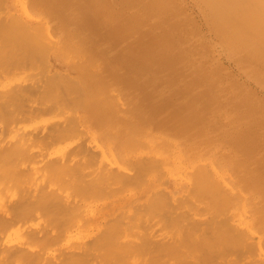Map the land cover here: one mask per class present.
<instances>
[{
	"label": "rangeland",
	"instance_id": "obj_1",
	"mask_svg": "<svg viewBox=\"0 0 264 264\" xmlns=\"http://www.w3.org/2000/svg\"><path fill=\"white\" fill-rule=\"evenodd\" d=\"M0 1H3L2 2V4H0V6L2 5V7H0V8H2V9H0V14L2 15L3 13V16H5V15H7V16H5L4 18H3V16H1L0 15V25L1 26H3L2 24H4L3 23V21L5 20L6 21V24H4V26H6L7 25V23L9 22V20L8 19H10V18H7V17H9V14H10V12H12V13H14V15L13 14H10V15H13V16H16V17H14V20L13 19H11L12 20V22H9L10 24H12V26H11V28H12V30H11V28L9 29V31H10V33L12 34V32H14L15 30V33H13L12 35L9 33V31H8V29L7 28H9L10 27V24H8L9 25V27L7 26V27H5V29L7 30V33H9L10 35H11V38H10V35H9V37H7V33H6V31H5V29H2V27L0 26V30H1V32L0 33H3V35H4V37L2 36V37H0V38H5V35H6V37L8 38V40L7 41H9V42H11L12 43V46L13 47H15L14 49H16V52H14V49L12 48V47H10L11 45L9 44V43H6L7 41H5L4 39V43L6 44V46H8L7 44H9V47H8V49L10 48V50L15 54L16 53V57H14L13 59L12 58H8V57H12V55L14 56V54L10 51V50H7V49H4L5 51H10V52H8V53H11V56H8V57H4L5 56V51L2 49V47L0 46V50L2 49L4 52L2 53V51H0L2 54H4L3 55V57L1 56V58L0 59H4V58H6V59H4V60H8V63H9V65L7 64V62H5L4 60H0V61H2V62H0V65L2 64L3 65V63L5 62V64H7V66H8V68L10 69V66L12 65V70L14 71V72H16V71H18L19 69L16 67V65L18 64H20L21 63V61L22 60H24L25 59V57H23V51H28L27 52V55H28V53L31 51L30 49H31V47H35V46H37V48H36V50H40L39 49V47L40 46H45V48L46 47H48V49L46 48H44V50L43 49H41V50H43V51H45V50H48L47 51V54L46 55H44V52L42 51V53L40 52H38L37 54L35 53V51L33 52V48H32V53L34 54V55H37L38 56V59L36 58L35 60L36 61H34V55L32 56V58H31V55H32V53H31V55L29 56L28 55V57H26V62H27V65H28V61H30V60H28V59H33V60H31L30 62H31V65L34 67H30V68H28L27 66H25L26 64L25 63H23V62H25V60L22 62V64L23 65H19V68H20V71H18V73L16 72V73H9L10 75H11V77H10V75L8 76V74L6 73L8 70H7V68H6V65L4 64L3 66H1V68L2 69H0V71L1 70H3V72L1 71L0 72V75H2V76H0V89H5L6 90V88L4 87V85L9 89V90H7V92L5 91V90H0V101L1 100H3V98L5 97V95H7V97H5L4 98V100L5 99H7V98H12V99H14V100H16L15 98H13V95H15V94H18L17 93V91L19 92V89L18 90H16V87H17V84H18V82H19V84H18V86L20 85V88H21V85L23 86V88L25 87V86H27V88L25 89V90H27V89H30L29 91L31 92V87H30V85L29 84H31L32 82V85L31 86H33V85H35L37 82L39 83L40 81L39 80H41V78H40V76H42V81H43V84H42V81H41V85L43 86V88L44 87H46V85L44 86V84H46V83H48V85H47V87L48 86H52V89H53V87H55L54 89H56L57 87H58V83H56V85L57 86H54V84L53 83H51V82H53V80H54V82H55V80H56V77L57 76H55V75H57L56 74V72L58 73H61V74H64V73H66L67 75H61V74H59V75H61L62 76V78H63V76H70L69 78L71 79V80H73L71 83L73 84H71L72 86H71V88H70V85L68 84V83H66V82H68V81H63V85H62V87H64V85H66L67 84V86H69L68 88H67V86L66 87H64L65 88V91L64 92H61L62 90H64L62 87H61V85H60V83L62 84V82H61V80H63L62 78H61V76L59 77V75H58V80L57 81H59L60 80V78H61V80H60V83H59V87L58 88H60V90H58V89H56V90H52L51 88H49L48 87V89H49V91H47L46 90V92H50L52 95L54 94V96H55V94L56 93H53V91L55 92V91H60V93L59 92H57V93H59V94H57V96L58 95H61L62 96V94L61 93H65L66 94V88H67V90H69V92H72L73 90V88L72 87H74V88H77V89H74V92H73V94L71 95L70 94V96H72V97H70L69 96V92H67V94H66V96H69L68 97V99H64L63 97H65L64 95L65 94H63V97H61L62 99H60V96H58L57 97V100H56V98H54L50 93V95L52 96V98H50L51 96L48 94V93H45L44 92V90H42V92L40 91L41 89H42V86H41V88H40V85L38 86V87H35L36 89L38 88L39 89V91L40 92H35L36 93V95H37V93H41V95H40V97L38 98L39 100H40V102L42 101V97L41 96H43V98H44V95H42V93L43 94H45V98L47 99V95L49 96L48 98H50L52 101H50V99H43L44 100V103L42 102V103H40V102H38L39 100H37V97L39 96H36V95H34L33 93V95L36 97H27V95L26 96H24L25 94L23 93V92H25V90L23 91L22 90V88H21V90L23 91V92H21V90H20V92L22 93H20L21 95H23L24 97H27V98H30L31 99V103H30V101L29 102H27V101H24V103L25 102H27L28 104H26L25 106L26 107H28V105H29V103H30V105H29V107L31 108L32 107V105L33 104H37V103H39L40 105L42 104V106H40L39 107V109H41V111H39V113H36V115L37 114H39V116L45 121L46 119V127H48V124H49V126H51L52 128H59L60 129V133H61V128L63 129V127H65V126H61V125H63V123H65V125L67 124L66 122H68V120H65V119H67V116H69V114L71 113V109H72V117H69V118H71L70 120H75L76 119V121H73V122H71L72 124L73 123H75V125H77L78 126V128H79V130H80V128H82L80 131H81V133L80 132H76L77 134L79 133V135L81 136H79V135H77L76 133V135H77V137L76 136H74V132H75V130H77V129H75V127L73 126L72 128L73 129H75V130H73L72 128H70V130H68V131H72L71 133V136L73 135L75 138H72V137H69L70 135L68 134V133H66V132H68V131H66L65 132V135H64V133L62 134L61 133V138L63 137L62 135H64V139H63V141L62 142H60L59 141V139L61 140V138H59L58 136V140H57V137H54V139H53V134L52 135H50L51 133V131L49 132L46 128H45V126H44V121H42V120H39L40 118H38L39 116H37L36 117V115H35V117H34V114H33V118H32V115H31V119H33L34 121H37V118H38V121H37V123L35 124L34 123V121L33 120H30L31 122H33V123H31L30 124V121L28 120L29 118H28V116L30 117V115H27V114H29L28 112H29V110H30V112H32L31 111V109H29L28 110V108H25L23 105V108H22V110H25V112H23V111H21V107H19L20 108V111L21 112H23L22 114H24L25 115V113H26V111H28L27 113H26V115L25 116H27V120L26 119H24L25 117L24 116H22V119H24V120H26L27 122H28V124H30V125H28L27 124V122L25 121L24 122V120H23V122L21 121L22 119H21V117H20V115L21 114H19L18 116H17V114L18 113H20V112H18V110H19V108L17 107V110H16V108H14V106H18V105H20V103H21V101H23V99H21L18 95H20V94H18L17 96H18V98L20 99V103L18 102V104L17 105H14L13 106V109H15L16 110V112L14 111L13 112V109L12 108H10V110L15 114V115H13L14 117L16 116V118L18 117V118H20L19 120H20V122H18L19 120L18 119H16V118H14V121L15 120H17V122L16 123H13L11 120V117H9L7 114H10L11 113V111L9 110V107H12L11 105V102H12V100H7L8 101V106H9V102H10V106L8 107V109L7 110H9L10 111V113H7L6 112V110H5V113H7L6 115L4 114V113H2V115H1V113H0V119H1V117L3 116V115H5L4 116V120H5V123L7 122V123H9L8 124V126L11 128V129H14L12 132H13V134H17V133H19V132H21L20 134H24V135H26L25 133H26V129H28L27 131H28V134L30 135V136H32L29 132H31L30 130H29V128H31V127H33L34 125H39V127L40 128H43L42 126H44V128L46 129V132L47 133H45V129L44 130H42L41 132H40V129L38 128H36V130H38V134H37V136H39L40 135V137H38L39 139L41 138V140H42V137H44V134L43 133H45V134H47V137L49 138V136H52V137H50L49 139H51L52 140V142L54 141V140H56V141H58L59 143H57L56 141H54L53 143H55V145L52 143V145H51V148H52V151L54 152V153H50V145L49 144H51L50 143V140H49V142L47 141L48 139H47V137H46V139H43L42 141H40L39 139H36V138H32L33 140H37L38 142H40V143H38V144H36L35 142H37L36 140H35V142H33L34 144H36V145H40L41 144V142H43V141H47V145H49V146H47V148L48 149H43V148H45V144H46V142H44V146H43V144H41V146H43V147H41L42 149H40L41 151H43L44 152V154H46L47 153V155H46V157H49V158H51L52 156H54V155H56L57 157H58V155L60 156L61 155V153H62V149H60L61 147L63 148V153H66V155L64 154V159H65V163L66 164H68L69 163V165H70V167L68 166V165H66L67 166V169H65L66 171H64V168H63V172H62V174L61 175H63L64 174V172H66L65 173V175H63V177H61L60 176V178L59 179H56L55 181H58V182H56V183H58L59 184V182H60V184L59 185H61L62 184V186L60 187V186H58L57 188H56V186L55 185H58V184H55V185H53L54 184V179L52 180V185L53 186H51V184L49 185V184H45V187L46 188H48V190H49V188L50 187H54V188H51V189H56V191L58 192V190H61L62 192H63V194L64 195H66V197L64 196V197H62L64 200L65 199H69V200H63V202H65L64 204H63V206H62V204H58L57 206L59 207V208H57V206L56 207H54L55 208V210L57 209H60L61 210V214H62V212H63V210L65 209V207H64V205L67 207V204L68 205H70V207L68 206L67 208L68 209H66V210H64V211H68L69 209V211L71 212H63V213H65L66 215H67V213L68 214H70L71 216H79L78 218H80V219H78V218H74L75 219V222H74V225H72V226H70V225H68V224H70L68 221H67V225H68V227H67V229H66V231L64 230V235H63V239H58V233L55 231V230H57V228H56V226H58V225H54L55 223H57V222H55L54 224L53 223H51V227H50V224H48V222L50 223V219H49V217L48 216H46V218L44 217L45 215H44V213H43V210H41L40 211V208L38 209V208H35L36 210L35 211H33L34 209H31L33 212H31V214L29 213V214H25V215H28V216H30V217H32L31 215H32V213L34 214V217H36L37 216V214L36 213H34V212H37L38 213V215H40L41 213H43V219H42V216H40V220L42 219L43 220V222L45 221H47L46 219H48V222H46V224H45V222H44V224L45 225H42L41 226V224H43V223H40L41 221H39V222H37V219H38V217H36L35 219H34V217H32V219H30V217H28V216H26L27 217V219H26V221H25V223L24 224H22L21 225V229L22 228H24V229H27L28 227H29V225L30 226H33V228L32 227H30V229H34V227L37 229V231H42L43 229H41V228H43L44 226H46V227H44V229L45 230H43L44 232H47V234L48 235H45V238H47L48 237V239H46V240H48L45 244V247H47L48 245H50L49 246V248L47 247L46 249H44L45 247H44V242L46 241L45 240V238H43V235L44 234H46V233H43L42 232V236H40L39 237V235H41V233L40 232H36V233H38L37 235L38 236H36V238L35 239H37V237H38V239L37 240H34V242H36V244L34 245L36 248H40V247H43V248H41V249H44V250H46V252H47V255H49V256H52V255H54V256H58V257H65L67 254L66 253H68V251L70 252L71 251V249L72 250H74L73 251V253H76V251L78 252L79 251V254L80 255H82L83 254V252L84 251H86L87 250V239H90V237L93 239H95V241H96V245L97 246H100V247H97V248H100V249H95L94 248V250L92 249V251H91V248L92 247H94V241H92V239H90L89 240V249H90V253L88 252V250H87V252H85L84 254L85 255H87L88 253H89V255L85 258V259H87L88 260V262L86 261L85 262V259H83L81 256V258H80V260L81 259H83L84 260V262H83V260L82 261H80V260H78V261H80V262H83V264H87V263H89L90 264V255H91V259H93V257H94V255H95V257L98 255V254H100V252L102 251V246H101V243H102V245H103V242H99L101 239H103L104 240V242H106V239L105 238H101L99 235L101 234V236H102V234L104 233H106V231H103V230H105L104 228L105 227H109V226H107L108 225V222H111L110 224H113L114 223V221L115 220H113V219H115V217L114 216H116V214L117 215H119L120 214V212H121V214L120 215H123L122 216V219L123 220H125L124 222H126L127 224H129L128 222H130V226H135V223H136V221L137 220H139L138 221V224L136 223V228L137 227H139L138 229L140 230V228H142L143 230H142V232L141 231H139V233L137 232L138 231V229L136 230V228H135V233H132L133 231H131V233L133 234V235H135L133 238H132V236L133 235H131V233L129 232L131 229H129V233H130V235H128L126 232H127V230H128V227H126L127 229L125 230V228H123V226H129V225H126L124 222H123V220H119L118 219V221H122L121 223H119V225L121 224V227H120V229L122 228V229H124L123 231H121V232H123V234H124V232L126 233L125 235L127 236V237H129V239H131L132 238V241L134 242L135 240H133V239H135L136 238V236H137V239H140L139 241H142V243H140V242H137V241H135L134 243H133V246L131 245L132 243V241L130 240V242H129V244H130V248H132L133 250H140L141 249V251H134L135 253H133V251H132V253H131V255L129 254L128 255V253H127V255L128 256H136L137 254L138 255H141V257H138V255L136 256V257H138V258H140V260H142V259H147V257H148V259L146 260V261H148L149 259L151 260V258H152V262L150 263V264H168L169 262H170V264L171 263H175L176 261H174V259H176L177 260V264H182L183 263V260H182V263L180 262L181 260H180V258L182 259L183 257V259H185L186 260V258H188L189 256H191V258L193 257V259H195L196 257V259L198 260L199 259V261H197L196 259H195V261L193 262V261H191L190 260V258H189V263H191V262H193L194 264H212V260H214L213 262V264H217L218 262H217V260L216 259H218L217 257H219V259H218V261H220V262H222L223 261V258H224V256H226L225 258H224V260L226 261V262H228V258H230V261L232 260L233 262H232V264H238V263H240V264H264V232L262 233V231H264V228L262 229L261 227H264V223H262V222H260V221H257V219H258V214H259V212H260V215H261V217H263V213H264V191H262V190H264V46H263V44H264V31H263V28H264V24H262V23H264V18H262V17H264V12H263V8L262 9H260L259 7H256V5H254V4H256V2H254V1H256V0H253V2H251L252 0H248L247 1V6H248V4H249V8L251 9L253 6L252 5H254L255 7H256V9H255V7H253L252 9H251V13H248V12H246L247 14H249V18L250 19H252L251 21L253 22V19L257 16L256 14L259 12V9H260V12H259V14H258V17L257 18H259V15H260V18H262L261 20H263V21H261L260 20V22H258V23H261V25L260 24H257V19L255 18L254 20L256 21L255 23L257 24V27H258V29H257V27L256 26H253V27H255V28H253V29H251V28H249L250 26L248 25V24H250V19L248 18V16H247V19H246V15L244 16V15H240V12L242 11V13H245V12H243V9L244 10H247V11H250V9H248V8H246L245 7V5H244V7L242 8V6L240 7V9L242 8V10L240 11V9L238 10V11H236V12H238V13H236V14H234V15H236V16H234V15H232V16H234L233 18H231L230 16H229V18H224L222 15V17H223V19H228L229 21L232 19V21H233V25L235 24V26H234V28H232V27H230V26H227V25H224L225 23V21H223V19L221 20L220 18H219V20L217 19L218 17H216V12L217 11H215V13H212L213 12V6L211 5V8L212 9H210V6H209V0H207V2L208 3H205V2H201V0H0ZM13 1V2H12ZM23 1V4L21 3ZM200 1V2H199ZM205 1V0H204ZM260 0H258L257 1V3H260L259 2ZM216 1H213V3H215ZM1 3V2H0ZM202 3V4H201ZM251 3H252V5H251ZM254 3V4H253ZM263 3H264V1H263ZM206 4V5H205ZM23 5V6H22ZM261 5V4H260ZM208 6V7H207ZM216 6H217V3H216ZM215 6V8H214V10H216V9H220L221 8V10H222V7H223V5H221L220 6V8L219 7H216ZM250 6H252V7H250ZM264 6V4H262V7ZM259 8V9H258ZM23 9H25L26 11H24ZM255 9V10H254ZM6 10V11H5ZM207 10V11H206ZM221 10H219V11H221ZM252 10H253V12H252ZM256 10H257V13H256ZM24 11V12H23ZM27 11H28V13L30 14H33V16L34 17H32V15H27L28 13H27ZM218 11V13H221L222 14V12H224V11H221V12H219ZM235 10H233V12H231V14H233V13H235L234 12ZM240 11V12H239ZM255 11V12H254ZM27 14H26V13ZM207 12H209V14L208 15H206V13ZM212 13V14H211ZM224 13H226V12H224ZM256 13V14H255ZM228 14H229V12H228ZM240 15V17L242 18V19H246V22L248 23V21H249V23L247 24V23H242V19H240V17H238L239 15ZM250 14H253V15H250ZM262 14V15H261ZM212 15H213V17L215 18H213L212 17ZM225 15H227V14H225ZM13 16H12V18H13ZM220 16V17H221ZM228 16V15H227ZM243 16H244V18H243ZM251 16V17H250ZM255 16V17H254ZM252 17H254V18H252ZM2 18L4 19V20H2ZM16 18V19H15ZM19 19V20H18ZM236 19V20H235ZM238 19H240V20H238ZM249 19V20H248ZM15 20H17V21H15ZM22 20V21H21ZM214 20V21H213ZM221 20V21H220ZM238 20V21H237ZM259 20V19H258ZM8 21V22H7ZM16 24H15V23ZM222 22V23H221ZM240 22V23H239ZM23 23V24H22ZM17 24H21V25H23V26H20L19 25V27H18V25ZM216 24V25H215ZM222 24V25H221ZM236 25H238V26H236ZM244 27H243V26ZM250 25H253V24H250ZM263 25V26H262ZM4 26H3V28H4ZM15 26H17L18 27V29H16L15 28ZM45 26H46V28H48V29H50V31H53L54 33H52L53 35H54V37L52 36V35H50L51 33H49V32H47V34H49L50 35V37L49 36H47V34H44V33H46V31H49V30H47L46 28H45ZM217 26L219 27L218 29H217ZM227 26V27H226ZM232 26V25H231ZM23 28V29H21V30H19V28ZM237 27V28H236ZM248 27V29L246 30L245 28H247ZM252 27V26H251ZM262 27V28H261ZM26 28L28 29L27 31H26ZM223 28H225V30L223 29ZM242 30H241V29ZM46 29V30H45ZM233 29V30H232ZM239 29V30H238ZM260 29H262L261 31H260ZM3 30V31H2ZM17 30H19V31H23L25 34H26V36L24 35V40H22V41H25V39L27 40V41H25L24 43L21 41V34L17 31ZM223 30V31H222ZM228 30V32H226ZM250 30V31H249ZM255 30H256V32H255ZM259 30V31H258ZM4 31H5V33L6 34H4ZM29 31V32H28ZM240 32V34H243V37L240 35V34H238L239 32ZM22 32V33H23ZM28 32V33H27ZM30 32H32V33H30ZM237 32V33H236ZM249 32V33H248ZM252 32L253 33H257V34H254V35H257L259 38H263L262 40L261 39H259L257 36H255L256 38H254V36H253V34H252ZM261 32V34H263L262 36H260V33ZM20 34V35H18V37L15 39V40H18V38L20 39L19 41H15L16 43L17 42H19V44H20V41L22 42V44H20V45H18V43H17V47H16V43L14 42V39H12V38H15L16 36H17V34ZM42 33L44 34L43 36H42ZM95 33V34H94ZM231 35H230V34ZM233 33V34H232ZM251 33V34H250ZM15 34H16V36H15ZM32 34H33V36H32ZM238 34V35H237ZM2 34H0V36H1ZM93 35V36H92ZM223 36V39L221 38V37H219V36ZM226 35V36H225ZM234 35V36H233ZM240 35V36H239ZM249 35V36H248ZM252 35V36H251ZM13 36V37H12ZM15 36V37H14ZM29 36H31V38L29 37ZM92 36V37H91ZM97 36V37H96ZM26 37V38H25ZM36 39H35V38ZM47 37H49V38H47ZM53 39H52V38ZM99 37V38H98ZM124 37V38H123ZM226 37V38H225ZM232 37V40L230 39ZM233 37L234 38H236V39H233ZM246 37V38H245ZM253 37V38H252ZM7 38H5V39H7ZM28 38H29V40H28ZM258 38V39H257ZM10 39H12V40H10ZM35 39V40H34ZM125 39V40H124ZM222 39V40H221ZM238 39V40H237ZM253 39V40H252ZM37 40V41H36ZM39 40H43L44 42H48L49 43V45H50V47L49 46H46V44L44 45V44H42L41 43V41L40 42H38ZM76 40V41H75ZM227 40H229V41H227ZM257 40V42H255ZM261 42H259V41ZM1 41L2 40H0V43H1ZM32 41H35V45L33 46L32 45ZM232 43H231V42ZM240 41V42H239ZM250 41V42H249ZM3 42V41H2ZM31 43L30 45H32V46H30L29 44H25V43ZM43 42V43H44ZM96 42V43H95ZM37 43V44H36ZM247 43V44H246ZM258 43V44H257ZM263 43V44H262ZM5 44H3V46L5 47ZM34 44V43H33ZM38 44H40V46L38 47ZM1 45H2V43H1ZM21 45H22V47H21ZM30 46V47H27L28 48V50H24V48H26L25 46ZM256 45V46H255ZM261 45V49L260 48H258L259 46ZM20 48H19V47ZM7 48V47H6ZM19 48V49H18ZM22 48V49H21ZM26 48V49H27ZM30 48V49H29ZM243 48H244V50H243ZM247 48H248V50H247ZM263 49V50H262ZM23 50V51H22ZM30 50V51H29ZM35 50V49H34ZM232 50H235V52L234 51H232ZM21 51V52H20ZM60 51V52H59ZM250 53H249V52ZM263 51V52H262ZM46 52V51H45ZM69 53V54H68ZM109 53V54H108ZM252 53V54H251ZM22 54V55H21ZM43 54V57H42V59L43 60H45L46 59V62H45V64H48L46 67L44 66V64L43 65H40V61H38L39 59H41V58H39V57H41V56H39V55H42ZM254 54V55H253ZM20 55H21V57L23 58H21L22 60H20ZM26 55V56H27ZM24 56H25V54H24ZM36 56V57H37ZM46 56V57H45ZM45 57V58H44ZM8 58V59H7ZM19 58V60L17 61V59ZM13 60L12 62L10 61L9 62V60ZM16 59V60H15ZM43 60H41V62H43ZM14 61H16V63L17 64H15L14 63ZM114 61V62H113ZM127 62L128 63V65H127V68H125V67H123L121 64H122V62ZM19 62V63H18ZM33 62L35 63V64H33ZM39 62V63H38ZM43 62V63H44ZM10 63H11V65H10ZM38 63V64H37ZM14 64H15V67L13 68V66H14ZM25 64V65H24ZM37 64V65H36ZM131 66H130V65ZM17 65V66H18ZM30 65V64H29ZM40 65V66H39ZM243 65V66H242ZM5 66V67H4ZM22 66H25V67H27V68H21ZM41 68V71L43 70V72H41V71H38V70H40L39 68ZM42 66V67H41ZM43 66H44V68H43ZM5 68H6V70H5ZM33 68V69H32ZM114 68V69H113ZM254 68V69H253ZM260 68V69H259ZM15 69H16V71H15ZM27 69H28V71H27ZM47 69V70H46ZM103 69V70H102ZM11 70V69H10ZM30 70V71H29ZM46 70V74H48V75H46L45 74V71ZM58 70V71H57ZM102 70V71H101ZM119 70V71H118ZM255 70V71H254ZM5 71V72H4ZM13 71H10V72H13ZM56 71V72H55ZM106 71V72H105ZM122 71V72H121ZM261 71V72H260ZM9 72V71H8ZM25 72H26V74L28 73V75H26L25 74ZM30 72V73H29ZM35 72H37L36 74H35ZM39 72H41L40 74H39ZM52 72H54L55 73V75L53 74H51ZM254 72V73H253ZM142 74V75H146V77H144V79H146L148 82H149V86H147V88L148 89H151L152 91L154 90L153 88H155V90L157 89H159L158 91L160 92H163L164 94H167L169 91L168 90H170V89H175L176 90V92L178 93L176 96L177 97H179L180 96V98H181V106H180V110L183 112V113H180L181 114V116L183 117V123H184V127H185V129H184V133L182 134V133H178V132H176V131H174V130H171L170 128H166L165 126H160L159 128L157 127L158 125H156L155 123H154V121L152 120V118H150L151 116L148 114V116H146V113H145V111H144V109H143V107L140 105V103H139V101H140V98H139V95H135L133 92H129V89L128 88H126L125 87V84H124V81L125 80H132L135 76H138V74ZM4 74V75H3ZM7 74V75H6ZM18 74V75H17ZM23 74H25V75H23ZM31 74V75H30ZM43 74V75H42ZM48 76V78L45 76ZM106 74V75H105ZM139 74V75H140ZM251 74V75H250ZM35 77H34V76ZM259 75V76H258ZM18 76H21V77H18ZM26 76V77H25ZM37 76V77H36ZM39 76V77H38ZM46 78H45V77ZM54 76V77H53ZM110 78H109V77ZM147 76H150V77H147ZM3 77V78H2ZM6 77V78H5ZM16 77L17 78H19L18 80L19 81H17L16 80ZM25 77V78H24ZM33 77H34V79H33ZM50 77H51V79H50ZM152 77H153V79H152ZM255 77V78H254ZM259 77V78H258ZM10 78H11V80H10ZM14 78V79H13ZM21 78L24 80H21ZM31 78H32V80H31ZM40 78V79H39ZM9 79V80H8ZM36 79V80H35ZM37 79H38V81H37ZM43 79H45V81H46V83H45V81L43 80ZM47 79V80H46ZM49 79V80H48ZM69 79V80H70ZM7 80V81H6ZM30 80V81H29ZM65 80H68V79H66V77H65ZM75 80V81H74ZM5 81H6V83H5ZM20 81H22V82H20ZM29 81V82H28ZM34 81H37L36 83L34 82ZM49 81V82H48ZM146 81V82H147ZM154 82V84L155 83H157V84H155V85H152V84H150L151 82ZM260 81V82H259ZM262 81V82H261ZM15 83V85H13L12 83ZM17 82V83H16ZM24 82V83H23ZM78 82V83H77ZM100 82V83H99ZM22 83V84H21ZM27 83H29L28 85H26ZM66 83V84H65ZM74 83H76V84H80V85H78L80 88H83V91H82V89H79V87H77L76 86V84H74ZM2 84V85H1ZM10 84V85H9ZM23 84H25V86L23 85ZM103 84H105V85H103ZM113 85L114 86V88H113V86L109 89L110 91H111V93H110V91H108V89H107V86L109 87V85ZM8 85H9V87H8ZM36 85H38V84H36ZM76 87H75V86ZM89 85V86H88ZM110 85V86H111ZM14 87V94L13 95H11L12 94V91H10V87ZM30 88H29V87ZM117 88V90H118V92H117V90H116V88ZM70 88V89H69ZM120 89V91L122 90L123 92H121V93H119V89ZM32 89H34V87L32 88ZM36 89H35V91H36ZM105 89H106V91H105ZM147 89V90H148ZM199 89H201V90H199ZM11 90H13V88L11 89ZM15 90H16V93H15ZM75 90H77V91H75ZM82 91V92H80V91ZM116 90V91H115ZM155 90L153 91V92H155ZM28 91V92H29ZM38 91V90H37ZM52 91V92H51ZM113 91H115V93L113 94ZM193 91V92H192ZM8 92H11V93H8ZM28 92H26V94H28ZM29 92V93H30ZM33 92V91H32ZM77 93L76 95H74V93ZM109 92V93H108ZM1 93H2V95H1ZM6 93H8V94H10V96L8 95V94H6ZM78 93H80V95L78 94ZM83 95H82V94ZM117 93H118V95L120 94L121 95V97H120V95H119V98H118V96H117ZM122 93H124V94H122ZM47 94V95H46ZM110 94H112V95H110ZM115 94H116V96H117V98L116 97H114L115 96ZM29 95H31V93L29 94ZM28 95V96H29ZM74 95V96H73ZM4 96V97H3ZM9 96V97H8ZM16 96V95H15ZM14 96V97H15ZM22 96V97H23ZM83 97L82 98V100L80 99L81 97ZM125 96H126V98H125ZM192 96H194V97H192ZM195 96L197 97L196 99H193V100H191V98H195ZM218 96L220 97V98H218ZM23 97V98H24ZM76 97H77V99H80V101H81V105L79 106L78 104V106H76V107H74V105L73 104H75L76 105V103H78L75 99H76ZM78 97H80V98H78ZM96 97V98H95ZM105 97V98H104ZM124 97V98H123ZM32 98H34L36 101H37V103L35 102V100L33 101V99ZM67 98V97H66ZM72 98V99H71ZM106 98H108V101H106ZM114 98H116L117 100H121L122 99V101H124V100H126V101H124V102H122V103H120L121 105H119V107H120V109H119V107H117L118 105L116 104V101L117 100H113ZM29 99V100H30ZM57 101V103H53V101H55V100ZM69 99H70V101H69ZM73 99L76 101V103L73 101ZM13 100V101H14ZM24 100H26L25 98H24ZM28 100V99H27ZM49 100V101H48ZM60 100V102H58ZM63 100V102H61ZM64 100H66V101H64ZM120 100L118 101V104H119V102H120ZM16 101H14L13 102V104L16 102ZM48 101V102H47ZM114 101V102H113ZM128 101L130 102V103H132L131 105H129V107H131V108H129L127 105L128 104H130V103H128ZM137 103H136V102ZM182 101H183V103H182ZM221 101V102H220ZM259 101V102H258ZM3 102V101H2ZM2 102H1V104H2ZM16 102V103H17ZM45 102H47L46 103V105L47 104H50V107H46V106H44V109L45 108H52L51 106H52V103H53V108L52 109H50L51 111L52 110H55V108H56V110L55 111H58L59 109H58V105H62V103H63V106H59V107H61L62 109H60L61 110V114H62V116H61V114H60V116H59V113L60 112H56L55 113V111H53V113H50V110H47L49 113H50V116H49V114H47L46 112V114H42L43 115V117H42V115H41V113H43V110H42V108H43V105H45ZM52 102V103H51ZM67 102V103H66ZM70 102H71V104H70ZM94 102H96V103H94ZM185 102V103H184ZM261 102V103H260ZM15 103V104H16ZM23 103V104H24ZM60 103V104H59ZM69 103V104H68ZM80 103V102H79ZM108 103V104H107ZM128 103V104H127ZM6 104L7 103H5V101H4V104H2L3 105V107H4V105H5V107H7L6 106ZM22 104V103H21ZM58 104V105H57ZM68 104V106H64V105H67ZM85 104H86V106H85ZM122 104H124V106H122ZM125 104H127L126 106H125ZM193 104V105H192ZM96 105H98V106H96V108H97V110H96V108H95V106ZM117 105V106H116ZM21 106V105H20ZM70 106H71V108H70ZM85 106V107H84ZM92 106H94V108H95V110L98 112V111H100V116H99V114L96 112V111H94V109H92ZM124 108V111L126 112H124V111H121V108L122 107ZM132 106H134L133 107V109H132ZM42 107V108H41ZM55 107V108H54ZM67 109H66V108ZM72 107H74L75 108V110L73 111V108ZM78 107V108H77ZM126 107H128V108H126ZM138 108V109H136V108ZM189 107V108H188ZM219 107V109H217ZM33 109H35V108H38V106H34L33 105V107H32ZM69 108V109H68ZM99 108H101L100 110H99ZM122 108V109H123ZM197 108V109H196ZM201 108V109H200ZM263 108V109H262ZM1 109H2V106H1ZM0 109V112L2 111ZM32 109V110H33ZM38 109V110H39ZM126 109H130L129 111L128 110H126ZM140 109H142V110H140ZM190 109H191V111H190ZM132 110H133V112L135 111L136 112V110H137V114H136V116L135 115H132L133 114V112H132ZM203 110V111H202ZM221 110V111H220ZM33 111H35V110H33ZM37 111V110H36ZM198 111V112H197ZM200 111V112H199ZM68 112H70V113H68ZM74 112V113H73ZM103 112V113H102ZM218 112V113H217ZM223 112V113H222ZM229 112V113H228ZM262 112V113H261ZM13 113H11V114H13ZM34 113V112H33ZM58 113V116H55V114H57ZM128 113H130V114H128ZM201 113V114H200ZM202 113H203V115H202ZM222 113V114H221ZM227 113H228V115H227ZM30 114H32V113H30ZM52 114V115H51ZM190 114H191V118L192 119H189L190 118ZM232 116H231V115ZM55 117H54V116ZM64 115H66V118H65V116ZM74 115L75 116H77V117H74ZM103 115V116H102ZM139 115H140V118L142 119H139L138 117H139ZM144 115V116H143ZM230 115V116H229ZM7 116L9 117V120L8 121H6L7 120ZM11 116V115H10ZM13 116H12V118H13ZM49 118H48V117ZM52 116V117H51ZM189 116V117H188ZM6 117V118H5ZM24 117V118H23ZM57 117V118H56ZM94 117V118H93ZM144 117V118H143ZM149 117V118H148ZM226 117V118H225ZM46 118V119H45ZM103 118V119H102ZM187 118V119H186ZM223 118V119H222ZM3 119V118H2ZM58 120V121H55V120ZM62 119H64L63 120V122H61V120ZM94 119V120H93ZM105 119V120H104ZM194 119H195V121H194ZM50 120V121H49ZM55 121V122H57V125L59 126V127H56V125H55V122H51V121ZM69 120V121H70ZM103 120H104V122H103ZM152 122H151V121ZM186 120H188V121H186ZM191 122H193V123H190V121ZM209 120H212L213 121V124H212V121H209ZM1 121V120H0ZM42 121V122H41ZM66 121V122H65ZM100 121V122H99ZM60 122H61V125H60ZM76 122H77V124H76ZM128 123V122H130V123H132V124H130V123H128L130 126H132L133 128H135L136 126V128L135 129H133L132 127H131V129H133V131L132 130H130V134H125L122 138L123 139H125V142H126V138L127 139H129V138H131L132 137V139H133V137H135V140L134 141H136V139L138 140H142L141 141V143L139 142V144H137V142H135V146H134V143H131V145H133V146H130V148L131 149H133L132 151H128L129 150V148H128V150H127V148L124 146V143H123V140H121V139H119V141H118V135H117V133L118 132H121L123 129H124V127H125V125H126V123ZM197 122V123H196ZM2 123H4V122H2ZM6 123V124H7ZM18 123H20V124H18ZM42 125V123H43V125L42 126H40V124ZM48 123V124H47ZM50 123H54L53 125L52 124H50ZM71 123H69L68 122V126H69V124L72 126V124ZM86 123V124H85ZM199 123V124H198ZM15 124V125H14ZM17 124V125H16ZM133 124H134V126H133ZM209 124L211 125V126H209ZM74 125V124H73ZM123 126V128L121 127V126ZM201 125V126H200ZM216 125V127H214V126ZM12 126V127H11ZM14 126H16V128L14 127ZM60 126H61V128H60ZM67 126V125H66ZM76 126V127H77ZM109 127V128H111V130L113 131L112 133H114L115 135L114 136H116V138H113L112 136V133L109 135L110 137H108L107 138V133L109 132V131H111L109 128H106V127ZM130 126H128V127H126L127 129H129L130 128ZM18 127H19V129H18ZM70 127V126H69ZM68 127V128H69ZM104 127V128H103ZM116 127V128H115ZM120 127V128H119ZM101 128H102V131H101ZM122 128V129H121ZM126 128H125V131L126 132H128L129 133V131L128 130H126ZM163 128V129H162ZM236 128V129H235ZM35 129V128H34ZM49 129H51V128H49ZM59 129L57 130V133L58 134H60L59 133ZM72 129V130H71ZM92 129H93V131H92ZM103 129H105V130H103ZM106 129H109L108 130V132H106L107 130ZM119 129H121V131H118ZM165 129V131H167L168 132V134L166 133V132H164V131H161V130H164ZM202 129H205L206 130V132H205V135L202 137V135H199V133L197 132V131H199V130H202ZM215 129H216V131H215ZM222 129V130H221ZM235 129V130H234ZM238 129V130H237ZM65 130H67V128L65 129ZM64 130V131H65ZM134 130H138V132H136L135 133V131ZM190 130H192V132L191 133H189L190 132ZM219 130V131H218ZM237 130V131H236ZM23 131V132H22ZM24 131H25V133H24ZM32 131H33V129H32ZM54 131H56L55 129H54ZM78 131V130H77ZM83 131V132H82ZM104 131V132H103ZM118 131V132H117ZM124 131V130H123ZM122 131V135L124 134V132ZM209 131V132H208ZM211 131V132H210ZM37 133V131H33L32 133ZM50 134H49V133ZM53 132V131H52ZM101 132V133H100ZM106 132V133H105ZM125 132V133H126ZM133 132V133H132ZM219 132V133H218ZM40 133V134H39ZM54 133V132H53ZM92 133H94V134H92ZM100 133V134H99ZM132 133V134H131ZM139 133V134H138ZM166 133V134H165ZM170 133H171V135H170ZM175 134V136H173L174 134ZM214 133H216V134H214ZM222 133V135H225V136H222V135H220ZM236 133H237V135H236ZM43 134V135H42ZM48 134H49V136H48ZM55 134V133H54ZM84 134V135H83ZM105 134V135H104ZM211 134V135H210ZM19 135V134H18ZM18 135L16 136V137H18ZM29 135H26V136H29ZM35 135V134H34ZM42 135V136H41ZM67 135H69L68 137H67ZM87 135V136H86ZM90 135H91V137H90ZM93 135H95L96 137H97V139H96V137L94 136V140H92L93 138ZM102 135H103V137H102ZM112 135V136H111ZM182 135V136H181ZM210 135V136H209ZM213 135H215L214 137H213ZM20 136H22V135H19V137ZM26 136H24L25 137V139L27 138ZM29 136V137H30ZM46 136V135H45ZM227 136V137H226ZM239 136V137H238ZM23 136H22V138H24ZM32 137H34V136H32ZM36 137V136H35ZM80 137V138H79ZM84 137H85V139H84ZM87 137H89V138H87ZM191 138L190 140L188 139V138ZM230 137V139H228ZM31 138V137H30ZM30 138H28V139H30ZM45 138V137H44ZM67 138H70V139H72V140H70V139H67ZM82 138H83V140H82ZM216 139V140H214V139ZM217 138H220V139H217ZM223 138V139H222ZM225 138V139H224ZM67 141H66V140ZM74 139H76V140H74ZM79 139H81V140H79ZM115 139V140H114ZM132 139H130V140H127V142L126 143H128V141H130L131 142V140ZM163 139H164V141H163ZM181 139V140H180ZM187 139V140H186ZM241 139V140H240ZM68 140L70 141V142H68ZM78 140L79 141H81L80 142V145H79V143H78ZM85 140V141H84ZM110 141V140H112V143H108L107 141ZM162 140V141H161ZM194 140V141H193ZM211 140V141H210ZM214 140V141H213ZM230 140V141H229ZM232 140H233V142H232ZM238 140H240V141H238ZM72 141H75V142H72ZM82 141H84V143L82 142ZM66 142V143H65ZM67 142H68V145H67ZM95 142H97V144L95 143ZM106 142H107V144H106ZM115 142V143H114ZM120 142V143H119ZM122 142V143H121ZM143 142V143H142ZM144 142L147 144V145H144ZM169 142H171V143H169ZM180 142H182V143H180ZM219 143V144H216V143ZM222 142H224L225 143V146L223 145L224 143H222ZM56 143H57V146L58 147H55V149H54V147L53 146H56ZM60 143H62L61 145H60ZM64 143V144H63ZM72 143H74V144H72ZM76 143H77V145H79V149H78V146H76ZM84 144V145H82V144ZM114 143V144H113ZM125 143V144H126ZM166 143H169V144H166ZM180 143V144H179ZM205 143H206V145H205ZM221 143V144H220ZM226 143H228V144H226ZM232 143V144H231ZM235 143H237V144H235ZM241 145V148H239L240 147V145ZM33 144V145H34ZM59 144V145H58ZM70 144H72V146H74V149H75V147H77L76 149H75V151H74V149H73V147L70 145ZM87 144H88V146H87ZM108 144H110V145H108ZM113 144V145H112ZM118 144L119 145V147H118V145H117V147H116V145ZM142 144V145H141ZM156 144V145H155ZM162 144H166V145H169V146H165V145H163V146H165L164 148H163V146H162ZM196 144V145H195ZM198 144V145H197ZM36 145H34V146H36ZM81 145H82V149H81ZM100 145V146H99ZM128 145V144H127ZM130 145V144H129ZM140 145H141V147H140ZM160 145H161V147H160ZM216 146V145H219V147L220 148H218L217 146V148H215L214 149V146ZM221 145L223 146V147H221ZM233 145H234V147H233ZM31 146H32V144H31ZM30 145L28 146V148L27 149H35V147L33 148V147H31ZM67 146H69V147H67ZM83 146H87L88 148H90V150L92 151H94V154L92 153L91 155H90V152L91 151H89V153H84V152H88V148L87 147H83ZM137 146V147H136ZM142 146H143V148H142ZM145 146H147V147H145ZM177 146H178V148H177ZM202 146H203V148H202ZM204 146H205V148H204ZM212 146H213V148H212ZM229 148H228V147ZM37 147V146H36ZM64 147H65V149H64ZM108 147L110 148V149H108ZM113 149H112V148ZM136 147V148H135ZM145 147V148H144ZM199 147V148H198ZM225 147V148H224ZM242 147H244L243 148V152L241 151V149H242ZM38 148V147H37ZM36 148V149H37ZM56 148H58V150H57V152H56ZM67 148H69L68 149V151H67ZM176 148L177 149H180V150H178V151H182L181 153H184V154H180V152H178L177 150H176ZM202 148V149H201ZM226 148H227V150H226ZM233 148V149H232ZM236 148V149H235ZM239 148V149H238ZM25 149V148H24ZM27 149H25V150H27ZM39 149V148H38ZM59 149H60V151H59ZM86 149H87V151H86ZM94 149H96L97 150V152H95L96 150H94ZM100 149H102V151L100 150ZM112 149V150H111ZM122 149H123V151H122ZM130 149V150H131ZM136 149V150H135ZM224 150V152L226 153V156H225V153L223 154V153H221V152H219V150ZM45 150H47V152L45 153ZM64 150L66 151V152H64ZM79 150V151H78ZM81 150V151H80ZM85 150V151H84ZM98 150H100V152L98 153ZM116 150V151H115ZM139 150V151H138ZM197 150V151H196ZM231 150V151H230ZM240 151V153H242L241 154V158H238V157H236V154H238V152ZM24 150H22V153L24 154L25 152H23ZM29 151V150H28ZM28 151H26V153H28ZM34 151V152H33ZM32 152L31 151H29V153L30 154H28L29 156H27L28 157V159L26 158V156H24L23 155V157H21L20 159V162L21 161H23L24 162V160H27L26 161V163H27V168H28V165L31 163V161L33 160L35 163L37 162V160L41 157V155L39 156L38 154H40L39 152H38V150H33ZM49 151V152H48ZM51 151V152H52ZM59 151V152H58ZM80 152V153H82L83 154V157H86V158H84L85 160L84 161H86L84 164H83V162L84 161H82L83 160V157H81L82 155H80V153H78V152ZM103 151H104V155H103ZM105 151H111L110 153H108V152H106L108 155L106 156L105 154ZM113 151V152H112ZM114 151H115V153H114ZM140 152L141 154H139L138 152ZM155 151V152H154ZM194 151V152H193ZM201 151H202V154H201ZM212 153H211V152ZM215 151V152H214ZM238 151V152H237ZM245 151V152H244ZM37 152H38V154H37ZM116 152H117V154H116ZM118 152H120V153H118ZM136 152H137V154H136ZM206 152V153H205ZM207 152H208V154H207ZM209 152H210V154H209ZM232 153V156H231V153ZM25 153V155H27ZM31 153H32V155H31ZM33 153L34 154H36V155H33ZM62 153V154H63ZM67 153H70V154H67ZM72 153V154H71ZM95 153H97V160H95ZM154 153H157V154H154ZM175 153V154H174ZM176 153H178V154H176ZM191 153H193L192 155H190ZM201 155H200V154ZM216 155V157L219 159L220 157H221V159H222V162L220 161V160H218L221 164H218L219 162H217L216 161V159L214 158H212V155H214V154ZM219 153H221V154H219ZM227 153L229 154V157H228V155H227ZM244 153V154H243ZM50 154V155H49ZM58 154V155H57ZM75 154V155H74ZM112 154H115L117 157H118V161H121V163H122V161H123V166L124 165H126L125 166V168L127 169H129L130 168V166H133V168L131 167V169H127V172L129 171V175L127 174V172L125 171V170H121L120 168H121V166H120V164H119V162L117 163V161H115L114 159H116V156H114V158H113V155ZM122 154V155H121ZM139 154V155H138ZM145 155V156H149V157H147V159L145 158L144 159V157L145 156H143V155ZM154 154V155H153ZM187 154V155H186ZM200 157L201 156V158H197L196 156L197 155ZM219 156H218V155ZM245 154H246V156H250V158L249 157H247L246 158V156H245ZM30 155H31V157H30ZM70 155H71V157H70ZM77 155V156H76ZM78 155H79V158L77 159V157H78ZM87 155V156H86ZM137 157H136V156ZM177 155V156H176ZM181 155V156H183V157H179V156ZM203 155H205V156H203ZM214 155V156H215ZM244 155V156H243ZM38 157V159H37V157ZM66 156V157H65ZM73 156V157H72ZM74 156H76L75 158H74ZM89 156V157H88ZM93 157V156H95L94 158H93V160L91 159V157ZM111 156V157H110ZM139 156L141 157V156H143V157H141V159L139 158ZM186 156H187V158L189 157L190 159L192 158V157H194L193 159H196V160H193V161H195V164L193 163V161H192V163L194 164V165H192V168H196V165L198 164L197 163V161H199V163L201 164L199 167H197L196 169H192L191 168V166H190V164H192V163H190L191 161H189L188 162V160H187V158H186ZM213 156V157H214ZM222 156H223V158H222ZM225 156V157H224ZM30 157V158H29ZM34 157H36V160H35V158ZM69 157H70V159L71 160H68L69 159ZM106 157H108V159L110 158L111 160H114V161H110L109 160V163L107 162L108 160H106ZM125 157V158H124ZM126 157H128L129 159L128 160H126L127 158ZM138 158V160L136 159V158ZM152 157H154V158H152ZM176 157H178V160L177 159H174V158H176ZM196 157V158H195ZM203 157H205V158H203ZM208 157H210V158H208ZM230 157H232L231 158V160H230ZM25 158V159H24ZM34 158V159H33ZM53 158H56V157H53ZM66 158H68V159H66ZM80 158H82V159H80ZM122 158V159H121ZM156 158V159H155ZM185 159V160H183V159ZM209 159L210 161H211V163L209 162V160H207V159ZM224 158H226V160L224 159ZM227 158H228V162H230V163H228L227 162ZM252 158H254V159H252ZM30 159H31V161H30ZM74 159V160H73ZM77 161H76V160ZM87 159H90L89 161L87 160ZM103 161H102V160ZM120 159V160H119ZM133 159V160H132ZM152 159V160H151ZM179 159L180 160H182L183 162L182 163H184V165L181 163V161H180V163L184 166H182V165H180V163H178L179 162ZM205 159V163H204V165L202 164ZM223 159H224V161H223ZM234 159V160H233ZM235 159H240L239 161H242V163L244 164V163H246V164H249V166L247 167L246 165L245 166H243L242 164H241V166H243V168H241V166L239 167V163H236L237 162V160L235 161ZM68 162H67V161ZM81 160V161H80ZM100 160L102 161V162H104V164L106 165V167H108V170L107 171H109V174H107V171L105 172V171H103L104 169H106V167L104 168L103 167V163L102 162H100ZM126 161V163H124L125 161ZM216 162H215V161ZM235 161V163H232L233 161ZM32 161V162H33ZM91 161V162H90ZM93 161V162H92ZM96 162V166L94 165V166H92V167H94V168H92L91 167V164H89V163H93V164H95V162ZM128 161V162H127ZM135 161H138V162H135ZM141 161V162H140ZM149 161V162H148ZM154 161V162H153ZM155 161H157V162H155ZM163 161V163H160V162H162ZM178 161V162H177ZM209 163H208V162ZM232 161V162H231ZM30 162V163H29ZM33 162V164L34 165H37L38 167L40 166V164H39V162H37L36 164ZM79 162V163H78ZM88 162V164H89V166H90V169H87L86 170V167H88L89 168V166H88V164H86ZM106 162V163H105ZM111 162H113V163H115V165H113ZM132 162H134L133 163V165H131L132 164ZM159 162V163H158ZM215 162V163H214ZM225 162V163H224ZM19 163V162H18ZM71 163V164H70ZM99 163H101L100 165H99ZM117 163V164H116ZM142 163H144L143 165H142ZM155 163V164H154ZM188 163H189V166H188ZM197 163V164H196ZM222 163H224V164H222ZM226 163H228V165H230V164H232V165H234L233 166V168L235 167V164H239L238 165V168L241 170V169H243V171L246 173V174H243L242 173V170H241V173L240 172H238V174L237 175H239V176H237V178L238 177H240V174L241 175H247V177L248 176H250L249 177V180H247L248 178L246 177V183H248V184H250L252 181H250V178L251 177H254V179L252 178L251 180H256L257 179V183H255L256 184V188L254 187V184H253V182L251 183V184H253V185H249L248 186V184H247V187H245V184H243V191H242V189H240L243 193H245V195L247 196V197H249V195H251L250 196V198H244V196H241L240 195V193H239V195L241 196V198H240V196H239V199H237V197H238V195H236L237 193V191H239V190H235V189H239V186H241V182H243V180H245V176L243 177V176H241L240 178H242V181H241V179H239V180H237V179H235V176H234V174H235V172L238 170V171H240L238 168H237V170H236V168L235 169H233V170H235V172H234V174H232L233 173V170H232V167H231V165H230V167H231V170L232 171H230V167H227V169L225 168L226 166H228ZM119 164V165H118ZM121 164V165H122ZM128 164V165H127ZM146 164V165H145ZM154 164V165H153ZM157 164V165H156ZM158 164L161 166V167H159L158 166ZM210 164H212V166L210 165ZM218 164V166H220V165H224L223 166V169H221V166H220V168L217 170V169H215V167H216V165ZM226 164V165H225ZM20 165H24V167H25V165L26 164H20ZM74 165V166H73ZM80 165H82V166H80ZM84 165V166H83ZM87 165V166H86ZM114 166V169L116 168L117 170L118 169H120V174H119V170L118 171H116V170H114L115 172H118V173H116V174H114L112 171V173L110 172V170H113L112 169V167ZM130 165V166H129ZM140 165V166H139ZM199 165V164H198ZM203 165V166H202ZM207 165H210V166H207ZM214 165V166H213ZM236 165V166H237ZM257 165V166H256ZM259 165L261 166V168L259 167ZM77 166V167H76ZM102 166V167H101ZM134 166H136V167H134ZM139 166V167H138ZM150 166V167H149ZM153 166V168H151ZM179 166H181V167H179ZM185 166H187V167H189V168H186ZM194 166V167H193ZM250 166H252V167H250ZM69 167V168H68ZM84 167V168H83ZM95 167H96V169L99 171V175L102 173L100 170H102L103 171V173H104V175H106L107 177H109V178H105L106 176H104L103 174H102V176L101 177H104V178H101V180L102 181H105L106 180V182L108 181L109 182V179H111L112 180V177H113V175H114V178H113V180L114 181H112V182H115V177L116 176H118V179H116V182L118 181V182H120V184H119V186H120V188H119V186H117V184H118V182L117 183H112L111 181H110V183H108L109 184V190H112L111 191V194H112V192L113 191H116V190H114V189H120V190H118V191H120V192H113L114 194H116V193H118V195L121 197V198H118V196H117V194H116V196L114 195V197H113V194H112V196H110V198H111V200H110V198L108 199L107 197H106V194H107V192H108V190H106L105 189V192H104V189H103V186L105 185L106 186V188H107V183L106 182H102L101 180H100V177L98 178L97 176H98V173L96 172V170H95ZM98 167H100V168H98ZM111 167V168H110ZM143 167V168H142ZM145 167V168H144ZM151 168V169H149V168ZM156 167V168H155ZM203 167V168H202ZM205 167V168H204ZM209 167V168H208ZM212 167H214V169L216 170H214ZM79 168H82V170L81 169H79ZM92 168V169H91ZM104 168V169H103ZM110 168V169H109ZM138 168V169H137ZM140 168V169H139ZM146 168H147V170H146ZM158 168V169H157ZM161 168V172H159V169ZM199 168H201V170L204 172H202L203 173V175H202V173L201 172H198L200 169ZM208 168V169H207ZM212 170H211V169ZM217 168V167H216ZM226 169V171L228 170V172L230 171V173L234 176V179L236 180V182L238 183V181H240L239 182V185L234 181L233 182V178H232V180L230 179L231 177V175L230 176H228V175H226L225 176V178H223V176H221L222 174H221V172L224 174V171H225V169ZM72 171H71V170ZM85 171H84V170ZM94 169V171H92ZM100 169V170H99ZM132 169H135V170H137V171H135L134 172V170H132ZM142 169H143V171H142ZM153 169H154V171H153ZM157 169V170H156ZM188 169V170H187ZM189 169H190V176H191V169L193 170L192 171V173L193 172H195L194 170H197V173H198V175H197V173H195L193 176L196 178L197 177V182H196V180L195 179H192L193 177L191 176L190 177V179H192L191 181H190V179H187V178H189V174H188V172L187 171H189ZM221 169V170H220ZM246 169V170H245ZM248 169H250V170H248ZM253 169V170H252ZM140 170V171H139ZM223 170V171H222ZM68 171H69V173H68ZM72 173H71V172ZM78 171V172H77ZM86 171H88V172H86ZM91 171V172H90ZM151 171V172H150ZM153 171V172H152ZM161 174H159L158 172ZM177 171L180 173V171H181V174H183V175H179V173H177ZM185 171L187 172V173H185ZM217 171H219V173L221 174H219V173H216ZM248 171H249V173H248ZM253 171V172H252ZM83 172H85V173H83ZM94 172H96L95 174H94ZM101 172V173H100ZM123 172V173H122ZM124 172H126V174L124 173ZM133 172V173H132ZM169 172V173H168ZM228 172H226V173H228ZM250 172H252L251 174H250ZM75 173H76V175H75ZM79 173V174H78ZM88 173V174H87ZM146 173V174H145ZM150 175H149V174ZM163 173V174H162ZM170 173L171 174H174V175H170ZM185 173V174H184ZM205 173H206V176H205ZM211 173H212V175H211ZM225 173V174H226ZM229 173V174H230ZM240 173V174H239ZM254 173V174H253ZM257 173V174H256ZM67 174V175H66ZM86 174V175H85ZM118 174V175H117ZM141 174V175H140ZM188 174V175H187ZM200 174L202 175V176H200ZM249 174V175H248ZM256 174V175H255ZM88 175H92L91 176V179L90 178H88ZM112 175V176H111ZM146 175V176H145ZM196 175V176H195ZM209 175H211L212 176V178H210L211 176H209ZM219 175H220V177H219ZM253 175V176H252ZM69 176V177H68ZM74 176V177H73ZM77 176V177H76ZM86 176V177H85ZM94 176V177H93ZM95 176L97 177L95 180H98V181H101L102 183H105L103 186L99 183V182H97V181H94V180H92L93 178H95ZM111 176V177H110ZM124 176V177H123ZM127 176V177H126ZM142 176H143V178H142ZM145 176V177H144ZM161 176V177H160ZM182 176H184L185 178H183ZM67 177V178H66ZM76 177V178H75ZM160 177V178H159ZM187 177V178H186ZM217 177H219L220 178V180H218L219 182H221V184L222 185H224L225 186V188L223 187V193H227V195H224V197H226V196H228L229 195V193L231 192H233V190H234V192H233V195L231 194V197L233 196L234 197V195H236L234 198H233V200H237V202L235 201V202H233V200H231L229 197H228V199L229 200H231L232 202H233V204L231 203V201H229V203H227V205H226V201L225 202H222V203H225L224 205L226 206V209H224V211L226 210L227 212H222L221 210V212L224 214V216H223V214L222 213H220L219 211H217L218 210V208H219V206L217 207V208H215V203H212V202H218L219 203V201L221 200V198H222V196L223 195H221V193H222V188L220 187V186H222L221 184H219V182H218V184L219 185H217L214 189H216V190H218L219 189V187H220V191H221V193H220V191L218 192L219 194H217L216 193V195H220V196H216V195H213V193H214V190H213V182H211V179H219V178H217ZM63 178H65V180L63 179ZM68 178H70V180L68 179ZM75 178V179H74ZM87 178V179H86ZM128 178H129V180H128ZM145 178H146V180H145ZM157 178V179H156ZM162 178V179H161ZM167 178V179H166ZM199 178V179H198ZM209 178V179H208ZM221 178H223V179H226L225 180V184H224V181L221 179ZM230 180H229V179ZM89 179V180H88ZM138 179V180H137ZM143 179V180H142ZM160 179V180H159ZM163 179H165L164 181H166V182H164V183H166V184H163L162 182V180ZM183 179V180H182ZM204 179H205V181H204ZM227 179H228V182H230V181H232V183H233V185H231V186H229V184L227 183ZM64 180V181H63ZM88 180V181H87ZM92 180V181H91ZM120 180V181H119ZM134 180V181H133ZM155 180V181H154ZM199 180H200V182H199ZM207 180V181H206ZM79 181H80V184H79ZM85 181V182H84ZM87 181V182H86ZM123 181V182H122ZM138 181V182H137ZM153 181V182H152ZM194 181V182H193ZM203 181V182H202ZM63 182V183H62ZM65 182H67V186L65 187V185H66V183ZM73 184H72V183ZM89 182V183H88ZM92 182V183H91ZM99 183V185H101L102 186V189L103 190H101L100 189V186H97V188L98 189H100L101 191H103V192H101L100 190H98L97 188H95V186L97 185H95V183ZM125 182V183H124ZM129 184H128V183ZM142 182H145V185H144V183H142ZM160 182V183H159ZM198 183L199 182V184H196V183ZM205 182V183H204ZM210 182V183H209ZM245 182V181H244ZM65 183V184H64ZM149 183V184H148ZM191 183V184H190ZM204 183V184H203ZM207 183V184H206ZM216 183V182H215ZM237 184V186H238V188L236 187L235 188V186H234V184ZM261 183V184H260ZM64 184V185H63ZM87 184V185H86ZM91 185V184H93V185H91V186H88V185ZM128 184V185H127ZM148 184V185H147ZM193 184H194V190H192L193 189ZM195 184L196 185H200V188H199V186H195ZM201 184L203 185V186H201ZM258 184H260V186H261V189H260V186L258 187ZM70 185H72V186H70ZM110 185H112V187H115V188H111V186ZM114 185V186H113ZM127 185V186H126ZM143 185V186H142ZM163 185V186H162ZM215 185V184H214ZM226 185H227V188H228V192H226V190H224V189H226ZM50 186V187H49ZM83 186V187H82ZM86 186V187H85ZM94 187V189L95 190H93V187ZM148 186H149V188H148ZM155 186H157V187H154ZM158 186H160V187H158ZM162 186V187H161ZM188 186H191V187H188ZM63 187H65V188H67V191H68V189H69V191H68V193H66L67 191L66 190H64L63 189ZM69 187H71V189L69 188ZM78 187H79V189H78ZM89 188V190L87 191V189ZM117 187V188H116ZM133 187V188H132ZM137 187H140V188H138L137 189ZM142 187H144V189L142 190ZM181 187V188H180ZM199 188L198 189V191L199 192H197L196 190H195V188ZM217 187H218V189H217ZM230 187V188H229ZM245 187V188H244ZM249 187V188H248ZM254 187V188H253ZM60 188V189H59ZM105 188V187H104ZM126 188H129V189H126ZM131 188V189H130ZM148 188V189H147ZM161 188H162V190H165L166 192H167V194H166V192L165 191H162L161 190ZM190 188H191V190H190ZM209 188V189H208ZM212 188V189H211ZM232 188V189H231ZM247 188V189H246ZM252 188V189H251ZM258 188V189H257ZM84 189V190H83ZM108 189V188H107ZM128 190V191H126V190ZM135 189V190H134ZM137 189V190H136ZM153 189H155V190H153ZM160 191H159V190ZM176 190L175 192H173V190ZM189 189V190H188ZM211 189V190H210ZM249 189V190H248ZM53 190V191H54ZM95 192V195H93L92 196V194L94 193L93 191ZM96 190H98V192H96ZM134 190V191H133ZM141 190L142 191V193L143 192H147L148 194L147 195H149L150 194V192H152V190L154 191V192H152L149 196L151 197V199H152V201H147V203H146V200H150V198H149V196H147V195H145L144 193L143 194H141V191L139 192V191ZM160 192H158V191ZM188 190V191H187ZM201 190V191H200ZM203 190L205 191V192H203ZM215 190V191H216ZM256 190V191H255ZM260 190V191H259ZM51 191V190H50ZM70 191H72L73 192V195H71L72 194V192H70ZM76 191V192H75ZM127 192V194H126V192ZM137 191V192H136ZM155 191H157V193H155ZM189 191H191L192 193H190ZM193 191H195L194 193H196L195 195L197 196L198 194L200 195V196H197V197H200V198H197L196 197V199H195V196L193 195L194 193H193ZM211 191H213V192H211ZM236 191V192H235ZM247 191H249V192H247ZM260 192L259 194L260 195H262L261 196V198H259V194H258V192ZM60 192V191H59ZM85 192V193H84ZM87 192V193H86ZM92 192V193H91ZM110 192V191H109ZM108 192V193H109ZM130 192V193H129ZM163 192L165 193V194H163ZM241 192V193H242ZM251 192V193H250ZM66 193V194H65ZM71 193V194H70ZM77 193V194H76ZM82 193V194H81ZM89 193V194H88ZM105 194V196H102V200L101 199H98L100 196V194ZM134 193V196L132 195V197L131 196H129V195H131V194H133ZM136 193V194H135ZM139 193V194H138ZM162 193V194H161ZM202 195H201V194ZM207 193H212V194H207ZM222 193V194H223ZM234 193H236V194H234ZM248 193H250V194H248ZM61 193H59V196L61 197L62 196V194L60 195ZM99 194V195H98ZM103 194V195H104ZM110 194V193H109ZM109 194H107L108 196H109ZM121 194V195H120ZM124 194V195H123ZM152 194H155V196L154 195H152ZM160 194V196H158ZM187 194H191L190 196H192V197H194V199L192 198V197H189V195H186ZM253 194H254V196H256L257 194H258V199H260L261 201H258L257 202V204H256V202H254L256 199H255V197H254V201H253ZM68 195H70L71 196V199L73 198V196H77L76 198V201H75V197H74V199H72V200H70V197L68 196ZM87 197H86V196ZM90 195V197H88ZM98 195V196H97ZM129 196V197H126V196ZM163 195H166V196H163ZM168 195V196H167ZM170 195V196H169ZM185 195V196H184ZM244 195V194H243ZM95 196V197H94ZM139 196V197H138ZM145 198H144V197ZM189 197V201H190V199H191V201L190 202H188L187 203V201H185L186 203H187V205H186V203L185 202H183L182 200H184L183 198L184 197ZM207 197V198H203V197ZM214 196H215V198H214ZM69 197V198H68ZM82 197V198H81ZM96 197H97V199H96ZM107 199H106V198ZM122 197H126V198H122ZM142 197H143V199H142ZM153 197H154V200H156L155 202L153 201ZM156 197V198H155ZM158 197H160V198H158ZM167 197V198H166ZM168 197H169V199H168ZM177 197V198H176ZM216 197H220V199H216ZM224 197L222 198V200L224 201ZM85 198V199H84ZM92 200H91V199ZM115 198V199H114ZM128 198H129V200H128ZM137 200H136V199ZM146 198H148V199H146ZM175 198L177 199V201L178 202H180V201H182V203H184V204H181V202L180 203H178V202H176V200H175ZM180 198V199H179ZM211 198H213V199H215L216 201H214V200H212ZM262 198H263V201H262ZM94 199H96V200H94ZM119 199H121V201H123V202H121V201H117V200ZM123 199V200H122ZM126 199V200H125ZM131 199H133V201H131ZM135 199V200H134ZM157 199H159L158 201H157ZM164 199H166V200H164ZM167 199H168V201H167ZM182 199V200H181ZM204 199H206V200H204ZM210 199V200H209ZM226 199V198H225ZM227 199V200H228ZM240 199H241V201H240ZM245 199H246V201H245ZM247 199H249L248 200V202H247ZM79 200H82V201H79ZM85 200H86V202H85ZM90 200V201H89ZM99 200H100V202H99ZM104 200H105V204H104ZM107 200V201H106ZM110 200V201H109ZM115 200V201H114ZM139 200V201H138ZM186 200H188V199H186ZM193 200V201H192ZM194 200H195V202L197 201H200V202H202V203H204L205 205L203 206V204L202 203H200V202H198V203H195V204H193L194 203ZM203 200H204V202H203ZM242 200H244V201H242ZM71 201V202H70ZM74 201H75V203H74ZM77 201H79V202H77ZM96 203H95V202ZM130 201V202H129ZM143 201V202H142ZM166 201H167V203H166ZM206 201V202H205ZM210 201V202H209ZM252 202V204H251V202ZM257 201V200H256ZM66 202H67V204H66ZM82 202V203H81ZM91 204H90V203ZM100 204H99V203ZM108 202V204H109V209H108V207L106 208H104V206H107L106 205V203ZM110 202V203H109ZM115 202V203H114ZM118 202V203H117ZM126 202V203H125ZM128 202L131 204H129V206H128ZM136 202H138V203H136ZM143 203V204H141V203ZM144 202H145V205L146 206H144ZM150 202H152V203H150ZM161 202V203H160ZM170 202H172V204H174V205H176V209L179 207V210L177 209H175V211H178L179 213H182V212H180V210L181 211H186L187 212V210L188 211H190L191 210V212H187V213H185V212H183L182 214H187L186 216L188 217L187 219H190V221L189 222H191L192 220L191 219H195L193 222H191L192 224H195L196 225V227H195V225H191V223L188 225L186 222H184V224L182 223V221L180 222H178V220H179V218H180V215L181 214H179L178 212H176V215L177 214H179V217H178V215L177 216H175V213H170L171 212V210L173 211L174 209H172V208H174V207H169V203ZM174 202V203H173ZM243 202V203H242ZM260 202V203H259ZM80 203V204H79ZM135 203V204H134ZM164 203V204H163ZM177 203V204H176ZM220 203H221V201H220ZM220 203H219V205H220ZM248 203V205H246V204ZM259 203V204H258ZM72 204H74V207H73V205ZM76 204V205H75ZM81 204H83V205H81ZM90 204V205H89ZM101 204H102V206H101ZM116 206H115V205ZM119 204H120V206L122 205V206H124V204H127V206L125 205L124 207H120L119 206ZM134 204V205H133ZM137 204V209H135L136 207H135V205ZM152 206V208L151 209H149V207H150V205ZM191 204V205H190ZM196 204H202V205H200L199 207H198V205L196 206ZM228 204H230V205H228ZM233 206H232V205ZM244 204V205H243ZM250 204V205H249ZM261 204V205H260ZM50 205V204H49ZM54 205V204H53ZM96 205H98L97 207H98V209H97V207H96ZM104 205V206H103ZM132 205H133V207H134V209H132L133 207H132ZM138 205H140V206H138ZM143 205V206H142ZM167 207L168 208V210L164 207ZM180 205H184V206H180ZM188 205H190V207L188 206ZM192 205H195V208H193L194 206H192ZM213 205V206H212ZM216 205H217V203H216ZM252 205H253V207H255V206H257V207H255V208H251L252 207ZM258 205H260V206H258ZM71 206H72V208H71ZM81 206V207H80ZM84 206V207H83ZM96 208H95V207ZM116 208H115V207ZM131 206V207H130ZM163 208H162V207ZM178 206V207H177ZM210 207V209H209V207ZM230 206V207H229ZM231 206H232V208H231ZM236 206V207H235ZM244 206H246V208L244 207ZM251 206V207H250ZM53 206H50V208H49V206H48V209L49 210H51V208H52ZM62 207H64V208H62ZM99 207H100V209H99ZM103 207V208H102ZM128 207V208H127ZM154 207V208H153ZM158 207V208H157ZM186 207V208H185ZM191 207L193 208V209H191ZM211 207H212V209L214 210V213L217 211V212H219L218 213V215L219 214H221L222 216L221 217H227L228 219V221L224 218V219H222L221 217H219L218 215H216V216H218L217 218H216V216H214V214L210 211L211 210ZM229 207V208H228ZM241 207H243V208H241ZM259 207V208H258ZM260 207L262 208L263 207V209H260ZM54 208H52V210H54ZM82 210H81V209ZM91 209L90 211H89V209ZM93 208H94V210H93ZM102 208V209H101ZM117 208H120V209H118V210H116ZM127 208V209H126ZM145 210H144V209ZM162 208V209H161ZM169 208L171 209V210H169ZM181 208H183V209H181ZM190 208V209H189ZM198 210H197V209ZM204 208V209H203ZM258 208V209H257ZM42 209V208H41ZM71 209L72 210H74V211H71ZM103 209H106L107 211H103ZM111 209V211H109ZM121 209H123V210H125L126 209V211H122ZM130 209H131V213H130ZM186 209V210H185ZM200 209V210H199ZM206 209H209V211L207 212L206 211V213H208L207 215L208 216H206L205 214V211L204 210H206ZM215 209H217V210H215ZM220 209V208H219ZM222 209V208H221ZM229 209V210H228ZM235 209L237 210V211H235ZM243 209V210H242ZM257 209V210H256ZM260 209V211L257 213V215H256V211H258ZM39 210V211H38ZM54 210V211H55ZM78 210V211H77ZM95 210H97V211H95ZM102 211V212H99V211ZM113 210H115V212H113ZM121 210V211H120ZM138 210L140 211V212H138ZM148 210V211H147ZM154 211V213H153V211ZM193 210V211H192ZM194 210H196L195 212H197V211H199V212H202V211H204V212H202V213H200V214H197V213H195L194 212ZM212 210V211H213ZM244 210H246V211H244ZM248 210H250L251 211V213L252 212H254V214L252 215V216H249V215H251V214H249L250 213V211H248ZM252 210H254V211H252ZM256 210V211H255ZM53 211V212H54ZM89 211V212H88ZM109 211V214L110 215H106V214H108V213H106V212H108ZM137 213H136V212ZM143 211V212H142ZM161 211H163V212H161ZM169 211V212H168ZM243 211V212H242ZM51 212V211H50ZM53 212H51V214L53 213ZM57 212V211H56ZM72 212H73V214H76V215H73L72 214ZM74 212H76V213H74ZM124 212V213H123ZM145 212V213H144ZM150 212V216L151 217H153V215H155V216H158V218H157V220L155 221L154 220V223H152L153 221H151L152 219H151V217H148L149 215L147 214V213H149ZM156 212V213H155ZM174 212V211H173ZM230 212V213H229ZM245 212V213H244ZM248 212V213H247ZM263 212V213H262ZM58 213H60V211L58 212ZM58 213H57V216H58ZM105 213V214H104ZM114 213H115V215H114ZM119 213V214H118ZM125 213H130L131 214V217L129 218V216L130 215H128V217L125 215ZM140 215H139V214ZM144 214V216H145V218H147V222L149 223V225H148V223H147V225H146V223H144L146 226H148V228H149V226H151V228H154L155 227V225L158 223V221L160 220H162L161 221V225L163 224H165L164 226L162 225H160V223H158V227H157V225H156V228H154V229H156V230H154V229H152L153 231L151 232V229L149 228V230H150V232L149 231H146L145 232V229L146 228H144V227H146V226H144L143 225V227H142V225L141 224H143V223H140V221L141 222H144V216H142L143 214ZM167 213H168V216H167ZM190 213H192V215H190ZM195 215H194V214ZM203 213H205V214H203ZM209 213H212V214H209ZM229 213V214H228ZM239 213V214H238ZM54 214L55 213H53V218H55L54 217ZM81 214V215H80ZM103 214V215H102ZM113 214V215H112ZM136 214V215H135ZM151 214H153V215H151ZM169 214H170V216H169ZM171 214H172V216H171ZM174 214V215H173ZM184 214V215H185ZM202 214V215H201ZM216 214V213H215ZM248 214V215H247ZM263 214V215H262ZM24 215V216H25ZM100 215H102L101 217H100ZM111 215H112V217H111ZM139 215V216H138ZM184 215H182V219H184L185 218V216ZM188 215H190V217L188 216ZM210 215V216H209ZM61 216H63V214L61 215ZM60 216V217H61ZM70 216V217H71ZM104 216V217H103ZM108 216V217H107ZM141 216V217H140ZM174 216V217H173ZM184 216V217H183ZM198 216V217H197ZM211 216H213V219H212V217ZM257 216V219H256V221H254L255 220V217ZM25 217V218H26ZM68 217V216H67ZM84 218V219H82V218ZM94 217V218H93ZM100 217V218H99ZM107 217V218H106ZM109 217H111V218H109ZM116 217H118V216H116ZM136 217V218H135ZM173 217V218H172ZM176 217H178V218H176ZM205 217V218H204ZM252 217L254 218V219H252ZM29 218V219H28ZM45 218V219H44ZM59 218V217H58ZM72 218V217H71ZM96 218V219H95ZM102 218V219H101ZM113 218V219H112ZM119 218H120V216H119ZM208 218H209V220H210V218L212 219V221H213V224H214V221L217 219H219V218H221L222 220H224V222L223 223H225V224H227V222H229V224H232L233 223V225H232V227H234V228H236L235 230L236 231H234L233 230V228L231 227V225H229L231 228H232V230H233V232H232V230L229 232V230H228V228H226V230H228V232L227 233H231V234H233L232 236H231V234L230 235H228V236H230V237H232V238H234V234H236V236L238 235V233H239V236H240V239H238L239 237H237L236 238V236H235V238L234 239H231L230 237V240H231V242H229L230 240H228V241H226V243L228 242L229 244L231 243V245L233 244V243H236L235 245L233 244V247L231 246V245H228V247H229V250H231L230 249V247H232V248H234V246H235V249L234 250H236V251H232L231 250V252H228V248H226V253H228V255H224L223 256V253H222V251H218V250H216V252L218 251V252H221L220 254L219 253H217V255H215V249H212V248H215L216 246H218V247H220L221 245H222V241H221V245H217V244H220L219 242L217 243V241L218 240H220V239H222L220 236V239L219 238H217V237H215L216 239H211V238H213L214 237V233H212V236L213 237H211V232H213V230H217L216 228H215V225H213V227L215 228V229H213V228H210V226L212 227V225H210V224H212L211 222H210V224H208L209 225V227L208 226H206L207 224H205V223H207L209 220H208ZM216 218V219H215ZM243 218H246L245 220L243 219ZM20 219H22L23 220V217H21ZM19 219V220H20ZM57 219V218H56ZM78 219V220H77ZM86 219H88V222H87V224H84L83 225V223L82 224H80L82 221L84 222V220L85 221H87ZM103 220V221H101V220ZM112 219V220H111ZM117 219V218H116ZM121 219V218H120ZM135 219H137V220H135ZM141 219V220H140ZM154 219V218H153ZM155 219H156V217H155ZM159 219V220H158ZM167 219V220H166ZM176 219H178V220H176ZM181 219V218H180ZM199 219H201L200 221H198ZM248 219V220H247ZM264 219V218H263ZM262 218H260L259 220H262L263 222H264V220H263ZM15 219L13 218L12 220H11V222L12 221H14ZM17 221V219H16V221H14L15 222V224L14 223H12V224H14L13 225V227L11 228V230L12 229H14V228H16V227H18V226H20V221ZM39 220V219H38ZM51 220H55V219H51ZM63 220V222H64V220H66V218L64 219H61V221ZM68 220H70V219H68ZM90 220V221H89ZM128 220V221H127ZM129 220H131V221H133V222H131V221H129ZM150 220V221H149ZM174 220L176 221V223L174 222ZM203 220H205V223L203 222ZM206 220H208V221H206ZM56 221H58V220H56ZM61 221H59V222H61ZM71 221H72V219H71ZM97 221H99V222H97ZM108 221V222H107ZM146 221V220H145ZM159 221V222H160ZM171 221H172V223H171ZM183 221H185V219L183 220ZM187 221V220H186ZM198 221V222H197ZM218 221H221L220 219L218 220ZM227 221V222H226ZM23 222H24V220H23ZM22 222V223H23ZM37 222V225L39 226L40 225V228L39 227H37V225L35 224ZM52 222V221H51ZM95 224H94V223ZM101 222H103V223H105V225L104 224H102ZM113 222V223H112ZM116 223H117V221H115ZM188 222V221H187ZM200 222V223H199ZM201 222H202V224H201ZM250 222V223H249ZM260 222V223H259ZM38 223H40V224H38ZM117 223V224H118ZM131 223H132V225H131ZM150 223H152V224H155L154 225V227H153V225L151 224L150 225ZM173 223H174V225H173ZM199 223V224H198ZM209 223V222H208ZM238 223V224H237ZM246 223V224H245ZM252 223V224H251ZM35 224V225H34ZM47 224H48V226H47ZM64 224L66 225V222H64ZM64 224H62L63 225V228L65 229V226H64ZM91 224V225H90ZM95 226H94V225ZM122 224H125V225H123L122 226ZM134 224V225H133ZM171 224V225H170ZM176 224H182L183 226H187L188 225V228L186 227V228H184V229H186V235H185V237L184 236H182L181 237V235L180 234H182V233H184V231H183V226L182 225H177L176 226ZM198 224V225H197ZM205 224V225H204ZM215 224H217L216 223V221H215ZM218 224H220V222H218ZM225 224H223L225 227H227ZM249 224H251V226H252V228L255 226V228H250L251 226L249 225ZM261 226H260V225ZM98 225H99V227L100 228H98ZM103 226V228H102V230H101V226ZM119 225H118V227H119ZM138 225H140V226H138ZM173 225V226H172ZM191 225V226H190ZM202 225H204L205 227H207L208 228V231H206L207 230V228H205L204 226H202ZM221 225V224H220ZM223 225H221L220 227H222ZM247 227H246V226ZM254 225V226H253ZM257 225H258V227H257ZM54 226H55V228H54ZM59 226H60V224H59ZM84 226H85V228H84ZM91 226H92V229H91ZM97 226V227H96ZM111 226V225H110ZM114 226H117L116 224H114ZM175 226H176V228H175ZM178 226H181V227H178ZM193 226V227H192ZM199 226V227H198ZM237 226V227H236ZM250 226V227H249ZM93 227H95V229L93 228ZM112 227H113V225H112ZM111 227V228H112ZM131 227V228H132ZM164 228L165 230L167 229V233H165L164 232V234H161L162 235V237H163V235H164V238H162L161 237V235L159 234V236H160V238H162V240H159L160 238H159V236L157 237V238H154V237H156L155 235H156V231L158 230L159 232H160V228ZM173 227H174V229H173ZM180 229V228H182V229H180V230H182L183 232H180L179 233V231H178V233L179 234H177V239H175V238H172L174 235H175V232H174V234L171 232V230L173 229L174 231H176L177 232V230H178V228ZM190 227H192V228H190ZM219 227V228H220ZM225 227H223V230H224V232L226 231L224 228ZM229 227V228H230ZM48 228H50L49 229V231H46ZM51 228L53 229L54 228V230L52 231L51 230ZM69 228V229H68ZM113 228H115V227H113ZM112 228V230L114 231L115 229H113ZM117 228V227H116ZM130 228V227H129ZM147 228V229H148ZM169 228V229H168ZM171 228V229H170ZM192 229V230H188V229ZM194 228V229H193ZM257 228V229H256ZM59 230H60V228H58ZM94 229V230H93ZM108 230L110 229V227L109 228H107ZM195 229H197V230H195ZM212 229V231H210ZM243 230L241 233L242 234H240V232L238 231V230ZM254 230V231H252V230ZM259 229V230H258ZM260 229H262V231L260 230ZM61 230H62V228H61ZM91 230V231H90ZM93 230V231H92ZM112 230H110L109 231V233H111L112 232ZM117 230H119V229H117ZM116 230V231H117ZM163 230V229H162ZM165 230H163V231H165ZM187 230H188V232H190V234L188 233L187 234ZM218 230H221V235L222 234H224V233H222V229H218ZM240 230V231H241ZM258 232H257V231ZM55 231V232H54ZM97 231H99V232H97ZM101 231V232H100ZM102 231H103V233H102ZM116 231H114L115 233H116ZM155 231V232H154ZM199 231H202L201 233L199 232ZM207 233H206V232ZM237 231H238V233H237ZM245 231V232H244ZM261 231V232H260ZM49 232V233H48ZM52 233V235H51V233ZM54 232V233H53ZM60 232V231H59ZM97 232V233H96ZM113 232V233H114ZM158 232V233H159ZM168 232H170V233H172V235L170 234L169 236L167 235L168 234ZM195 233V234H193V233ZM215 232V231H214ZM235 232V233H234ZM56 233H57V235H56ZM62 233V232H61ZM108 233V232H107ZM108 233V234H109ZM136 233H138V234H136ZM141 233V234H140ZM146 234L147 236H145L144 234ZM148 233V234H147ZM149 233H151V236L149 235ZM154 233V234H153ZM161 233H163V232H161ZM184 233V234H185ZM200 235H199V234ZM209 233V234H208ZM244 233H246L245 234V236H244ZM50 234V235H49ZM53 234H55L56 236H57V240H59V243H57L58 241L56 240V238H54L53 236ZM75 234V235H74ZM97 234V235H96ZM123 234H121L120 235V237L119 238H117L118 240H123L124 238H123V236H125V235H123ZM166 234V235H165ZM203 234H205L204 236H203ZM215 234H217L216 232H215ZM226 234V233H225ZM60 235V237H62L61 235L62 234H59ZM93 237H92V236ZM95 235V236H94ZM115 235V234H114ZM117 235V234H116ZM179 235V236H178ZM187 235H189V238H188V236ZM192 235H193V237H192ZM218 235H220V234H217V236ZM244 236V238H242L243 236ZM51 236V237H50ZM74 236H76V237H74ZM90 236V237H89ZM98 236H99V238H101L100 240L98 239ZM105 236L106 237H108V235H106L105 234ZM110 236H112V234L110 235L109 234V237ZM118 236H119V234H118ZM125 236V237H126ZM130 236H131V238H130ZM138 236H139V238H138ZM141 236V237H140ZM145 236V240H147V241H145L142 237H144ZM149 236V237H148ZM168 236V237H167ZM170 236H171V239H175L174 241H172L171 239H170ZM190 236H191V238H190ZM195 236V237H194ZM196 236H199V238L197 239L196 238ZM216 236V235H215ZM225 236V235H224ZM242 236V237H241ZM43 238V240H45V241H43L42 240V238ZM73 237V238H72ZM79 237V238H78ZM148 237V238H147ZM152 237H153V239H152ZM166 237V238H165ZM178 237H180V238H178ZM184 237V238H183ZM208 237L210 238V239H208ZM226 238L225 239H227V235L225 236ZM18 238H20V240H21V236L20 237H18ZM39 238L41 239V240H39ZM54 240H56V241H53V239ZM76 238V239H75ZM112 238H114V237H112ZM142 238V239H141ZM159 238V239H158ZM170 240H169V239ZM181 238H183V239H185L186 240V238L188 239V240H186V243L184 242V240H182ZM228 238V239H229ZM243 240H242V239ZM83 239V240H82ZM97 239H98V241H97ZM109 239V238H108ZM115 239V238H114ZM113 239V242L115 241ZM152 239V240H151ZM155 239V240H154ZM156 239H158L159 240V242H158V240H156ZM163 239H165V240H163ZM179 239H181V241H179ZM202 239H205V240H209V243H208V241L206 242L205 240H202ZM237 240L238 239V241L239 240H241V243H242V245L241 246H243V247H241L240 246V244L238 243V241H234V240ZM39 240V242H38V244H40L41 243V241H42V243L40 244V246H36L37 245V241ZM52 240V241H51ZM75 240V241H74ZM103 240H101V241H103ZM124 240H127L128 241V239L127 238H125ZM149 240H150V242L152 243H150L149 242ZM168 240V241H167ZM191 240H192V242H194L195 240L198 242H194V243H192L191 242ZM199 240L202 242H199ZM211 240V241H210ZM214 240H215V242H214ZM49 241H50V243L51 244H53V245H51L50 243H49ZM70 241H73V244L72 243H69ZM82 241H84V243H85V245H87V246H85V248H84V243L82 242ZM112 241V240H111ZM111 241H109V240H107V242L106 243H108V242H111ZM126 241V242H127ZM154 243H153V242ZM158 243H157V242ZM172 243H171V242ZM178 241V242H177ZM189 241V243H190V245H189V243H188V246L187 245H183V244H187V242ZM232 241H234L233 243H232ZM247 242V247H248V244H249V246H250V250H254L255 249V251H253V253H251L252 251H248V249H247V251H246V247H245V249H244V251L242 250L243 248H244V246H246V242ZM255 241V244H256V246L259 248L258 250H260V251H258V250H256L257 248H255L256 246H254V247H252V245H250V244H254L253 242ZM256 241H260L259 243H261V244H259L258 242H256ZM57 243V244H54V243ZM67 242V243H66ZM98 242V243H97ZM113 242H111L112 244H113ZM122 242V241H121ZM143 242H144V245H142L143 244ZM146 242H147V244H146ZM174 242H177V243H175L176 245H174ZM179 242H182V243H179ZM212 242V243H211ZM214 242V243H213ZM224 242V241H223ZM240 242V241H239ZM245 242V243H244ZM249 242H251V243H249ZM69 243V244H68ZM74 243H76V245L74 244ZM94 244L93 246H92V244ZM99 243H100V245H99ZM117 243H119L118 241H117ZM117 243H115V245L117 246ZM123 243H125V241L123 242ZM138 243H139V247L137 246L138 245ZM156 243H157V245H156ZM179 243V244H178ZM199 243H201V244H199ZM205 243H206V245H207V247H206V245H205ZM211 243V244H210ZM216 243V244H215ZM225 243V242H224ZM223 243V244H224ZM227 243V244H228ZM82 244V245H81ZM110 244V243H109ZM111 244V245H112ZM146 244V245H145ZM155 244V245H154ZM173 244V245H172ZM194 244H197V246L196 245H194ZM200 245V247L198 248V246ZM237 244H239V246H237ZM245 244V245H244ZM41 245H43V246H41ZM81 245V246H80ZM96 245H95V247H96ZM107 246H105V244H104V246H105V248L107 249V247H109V245L108 244H106ZM142 245V247H144V249L141 247L140 248V246ZM148 245V246H147ZM152 245V246H151ZM172 245V246H171ZM182 245V248H183V246H185L184 248H188L187 250H182L183 252V255L185 254V256L187 255L186 253H184L185 251L187 252L188 250H190L189 248H190V246L191 245H193V246H191V248H192V251H193V254L195 255H187V257L185 258V256H183V257H181L182 255H180L179 256V254L178 253H176V251L175 250H177V252H181V249L178 247V246H181ZM210 245H212V246H214V247H212V246H210ZM216 245V246H215ZM262 248V250H263V252H262V250H261V248L259 247V246ZM104 246H103V250L104 251H106L107 252V250L106 249H104ZM123 246V245H122ZM125 246V245H124ZM127 246V247H128ZM134 246H135V248L136 249H134ZM145 246H147V247H145ZM154 246H155V248H154ZM187 246V247H186ZM224 247L226 246L227 247V245L225 244V245H223ZM223 246H221L222 248H223ZM236 246L237 247H239V248H241V250H237L236 249ZM53 249H52V248ZM56 247V248H55ZM62 247V248H61ZM111 247V246H110ZM120 247V246H119ZM165 247V248H164ZM173 247H175V248H173ZM194 247V248H193ZM201 247H203V248H201ZM207 249H206V248ZM209 247V248H208ZM221 247L220 248H217V249H221ZM51 248V249H50ZM60 248H61V251H62V249H64L62 252L63 253H61L60 252ZM112 248V247H111ZM121 248H125V247H121ZM121 248H118V249H121ZM138 248V249H137ZM148 248V249H147ZM150 248V249H149ZM151 248H153V249H151ZM178 248V249H177ZM117 249V250H118ZM126 249H128V248H126ZM125 249V250H126ZM155 249V250H154ZM197 249V250H196ZM201 249V250H200ZM210 249H212L211 251L213 252V250H214V252L212 253V252H210ZM225 249V248H224ZM224 249H222L223 250V252L225 253V251H224ZM59 251V253H61V255L60 254H56V252L58 253V251ZM67 250V251H66ZM82 250H83V252H82ZM100 250V252H98L97 253V255H96V251H99ZM109 250H110V248H109ZM108 250V251H109ZM111 250H113V249H111ZM110 250V251H111ZM124 250V251H125ZM144 250H146V251H148V253H149V255L147 256V255H145L144 253ZM149 250H150V252H149ZM172 250H174V251H172ZM206 250V251H205ZM209 250V251H208ZM65 251H66V253H65ZM110 251H109V254H108V252H107V254L108 255H110ZM114 251V250H113ZM121 251V253H123L122 252V249L120 250ZM129 251H130V249H129ZM128 251V252H129ZM151 251H152V253H154L153 255H151L150 253H151ZM158 253H156V252ZM197 252V254L195 253V252ZM199 251V252H198ZM241 251V253H239ZM246 251V252H245ZM51 254H50V253ZM81 252V253H80ZM94 252V253H93ZM103 252V251H102ZM106 252H103V254L104 255H106V257H107V254H106ZM118 253H119V250L117 251ZM174 252V253H173ZM188 252H191V251H188ZM187 252V253H188ZM209 252V253H208ZM236 252V254H234ZM238 252V253H237ZM249 252V253H248ZM70 253H72V251L70 252ZM92 253H93V255H92ZM113 253V252H112ZM116 253V252H115ZM147 252H146V254H148ZM156 253V254H155ZM172 254V256L170 255V254ZM181 253V254H182ZM199 253V254H198ZM204 253V254H203ZM208 253V254H207ZM229 253H231V254H229ZM244 253H246V255L244 254ZM252 255H251V254ZM260 253H263V254H260ZM46 254V253H45ZM56 254V255H55ZM63 254V255H62ZM103 254H100L99 256H101V255H103ZM117 254V253H116ZM133 254V255H132ZM135 254V255H134ZM142 254H144V255H142ZM176 254H178V255H176ZM214 254V255H213ZM221 254H222V256H221ZM241 254H243V255H241ZM65 255V256H64ZM84 255V256H85ZM115 255V254H114ZM124 255V254H123ZM126 255V254H125ZM124 255V256H125ZM151 255V256H150ZM174 255V256H173ZM196 255H198V256H196ZM210 255L212 256V257H210ZM240 255V256H239ZM83 256V255H82ZM83 256V257H84ZM93 256V257H92ZM99 256H97L95 259H93V261L95 260V263L93 262V263H91V264H97L96 262V259L98 260V264H102V262L103 263H105V264H107V262H104V261H102L103 259L102 258H100ZM123 256V257H124ZM144 256V257H143ZM147 256V257H146ZM154 256V257H153ZM156 256V257H155ZM169 256H171L172 258H174V259H172V261H170L171 260V257H169ZM202 256V257H201ZM208 258H207V257ZM216 257V258H214V257ZM239 256V257H238ZM62 257V258H63ZM104 257V260H106L105 259V256H103ZM110 256H108V258H109ZM112 257H114V256H112ZM111 257V258H112ZM116 257V256H115ZM114 257V258H115ZM121 258V259H123V257H121V256H118L117 258ZM135 257V258H136ZM146 257V258H145ZM176 257V258H175ZM180 257V258H179ZM223 257V258H222ZM235 258V260H233V259H231V258ZM238 257V259H236ZM242 257V258H241ZM119 258V259H120ZM133 258V259H132ZM130 257L129 259H126V261L127 260H129V262L128 263H132V260H133V262H134V257ZM153 258H155V259H153ZM162 258V259H161ZM170 258V259H169ZM179 258V259H178ZM203 258V259H202ZM212 258V259H211ZM100 259V260H99ZM102 259V260H101ZM113 259V258H112ZM111 259V260H112ZM120 259V260H121ZM125 259V258H124ZM130 259H131V262H130ZM208 259V260H207ZM211 259V260H210ZM228 259V260H227ZM240 259V260H239ZM57 260V259H56ZM109 260H110V258H109ZM108 260V261H109ZM115 260V259H114ZM135 260H138V259H135ZM144 260V261H145ZM154 260V261H153ZM168 260V261H167ZM179 260V261H178ZM205 260V261H204ZM210 260V261H209ZM249 260H252V261H249ZM43 260H41L40 262H42ZM66 261H69V260H66ZM78 261H75V262H73L74 264H82V263H80V262H78ZM90 261V262H89ZM102 261V262H101ZM107 261V260H106ZM116 261V260H115ZM115 261H111V263L112 264H115L117 261H118V259H117V261L115 262ZM123 261V260H122ZM125 261V262H126ZM174 261V262H173ZM216 261V262H215ZM229 261V262H230ZM239 261V262H238ZM244 261V262H243ZM44 262V261H43ZM42 262V263H43ZM77 262V263H76ZM100 262V263H99ZM110 262V261H109ZM108 262V264H110ZM124 262V263H125ZM137 262V261H136ZM150 262V261H149ZM149 262H146V263H148L149 264ZM179 262V263H178ZM185 262V261H184ZM38 264H42V263H39V262H37ZM45 264H48V263H46V261L44 262ZM43 263V264H44ZM72 264V262H67V264ZM118 263V262H117ZM128 263H126V264H128ZM135 263V262H134ZM134 263H132V264H134ZM142 264L143 262H141V261H138L136 264ZM186 264H188L187 262H185ZM193 263H191V264H193ZM224 263V262H223ZM16 264H20V262L18 263H16ZM23 264V263H22ZM36 264V263H35ZM66 264V263H65ZM122 264V263H121ZM143 264H145V262L143 263ZM219 264V263H218ZM227 264V263H226ZM230 264V263H229Z\"/></svg>",
	"mask_w": 264,
	"mask_h": 264
},
{
	"label": "bare ground",
	"instance_id": "obj_2",
	"mask_svg": "<svg viewBox=\"0 0 264 264\" xmlns=\"http://www.w3.org/2000/svg\"><path fill=\"white\" fill-rule=\"evenodd\" d=\"M202 1L205 2V3H208V2L210 1V2H209L210 9H212L213 7L215 8L216 3H217V6H216V7H219V8H220L221 5H223V7L221 6V7H222V10H221V8H220L219 10L224 11V12H226V13H224V12H222V14H221V13H218L219 10H218V9L214 10V8H213V12H212V13H215V11H217L215 15H216V17H218V18H217L218 20H219V18L222 20L223 17H224V18H229L230 15L232 16V15L238 13V12H236V11H238V10L240 9L241 6H242V8H243L244 5H245L246 8L250 9V8H249V4H248V6L246 5L248 0H209L208 2H207V0H205V1H204V0H201V2H202ZM213 1H216V2L213 3ZM249 1H250V0H249ZM249 1H248V2H249ZM257 1H258V0L254 1V2H256V4H254V3H253V4L256 5V7H259L260 9L263 8L262 10H263V12H264V6L262 7V4H264V3H263L264 0H260V1H259L260 3H257ZM0 2H1L0 4H2L3 1H0ZM12 2H13V1H12ZM199 2H200V1H199ZM251 2H253V0H252ZM21 3L23 4V1H22ZM201 4H202V3H201ZM210 4L213 6L212 8H211V5H210ZM260 4H261V5H260ZM205 5H206V4H205ZM251 5H252V3H251ZM254 5H252V6L255 7ZM22 6H23V5H22ZM252 6H250V7H252ZM0 7H2V5H1ZM207 7H208V6H207ZM245 7H244V8H245ZM253 7H252V8H253ZM256 7H255V9H256ZM242 8L240 9V11L242 10ZM252 8H251V9H252ZM259 8H258V9H259ZM0 9H2V8H0ZM251 9H250V11H247V10H244V9H243V12H245V13H242V11H241V12L239 11V12H240V15H244V16L246 15V19H247V16H248V18H249V14H247L246 12L251 13ZM255 9H254V10H255ZM260 9H259V12H260ZM23 10L26 11L25 9H23ZM233 10H235V11H234L235 13L231 14V12H233ZM5 11H6V10H5ZM24 11H23V12H24ZM206 11H207V10H206ZM221 11H219V12H221ZM230 11H231V12H230ZM228 12H229V14H228ZM252 12H253V10H252ZM254 12H255V11H254ZM259 12L257 13V10H256V13H257V14H256V13H255V14H256L257 16H256V17L254 16V17L257 19V20H256V21H257V24H260V25H261V23H258V22H260V20H261L262 18H264V17L260 18V15H259V18H257ZM25 13H26V12H25ZM27 13H28V11H27ZM27 13H26V14H27ZM212 13H211V14H212ZM3 14H4V13H3ZM3 14H2V15L0 14V15L3 16ZM10 14H13V15H14V13H12V12H10ZM10 14H9V17H7V18H10V19H8V20H9V22H12L11 19L14 20V17H16V16H13V15H10ZM208 14H209V12L206 13V15H208ZM225 14H227L228 16L225 15ZM27 15H29V16L32 15V17L35 16V15L33 16V14H31V13H30V14L28 13ZM221 15H222L223 17H222ZM238 15H239V14H238ZM240 15H239L238 17H240ZM250 15H253V14H250ZM261 15H262V14H261ZM5 16H7V15H5ZM5 16H3V18H4ZM12 16H13V18H12ZM220 16H221V17H220ZM231 16H230V17H231ZM234 16H236V15H234ZM234 16H232L231 18H233ZM244 16H243V18H244ZM212 17H213V15H212ZM250 17H251V16H250ZM254 17H252V18H254ZM3 18H2V20H4ZM213 18H214V17H213ZM255 18H254V19H255ZM15 19H16V18H15ZM214 19H215V18H214ZM229 19H230V18H229ZM240 19H242V18L240 17ZM240 19H238V20H240ZM246 19H242V20H241L242 23H244V24L247 23V22H246ZM249 19H250V18H249ZM249 19H248V20H249ZM254 19H253V22L251 21L252 19H250V24H253V25L248 24L249 21H248V23H247V24L250 26L249 28H251V29L255 28V27H253V26H256V27H257V24L255 23L256 21H255ZM258 19H259V20H258ZM18 20H19V19H18ZM221 20H220V21H221ZM235 20H236V19H235ZM238 20H237V21H238ZM0 21H1V20H0ZM15 21H17V20H15ZM21 21H22V20H21ZM213 21H214V20H213ZM223 21H225V22H224V23H225L224 25H227V26H230V27L234 28L235 24L233 25V21H232V19H231L230 21H229L228 19H226V20L223 19ZM261 21H263V20H261ZM7 22H8V21H7ZM9 22L7 23L6 26H4V24H6V21L4 20V21H3L4 24H2V25L4 26V28H3V26L0 25V26L2 27V29H5V27H7V26L9 27V25H8V24H10ZM12 23H13V22H12ZM14 23H15V22H14ZM221 23H222V22H221ZM239 23H240V22H239ZM0 24H1V23H0ZM15 24H16V23H15ZM22 24H23V23H22ZM262 24H264V23H262ZM17 25H18V27H19V25H20V26H23V25H21V24H17ZM215 25H216V24H215ZM221 25H222V24H221ZM231 25H232V26H231ZM245 25H246V24H245ZM11 26H12V24H10V27L7 28L8 31H9V29L11 28ZM227 26H226V27H227ZM236 26H238V25H236ZM242 26H243V25H242ZM251 26H252V27H251ZM262 26H263V25H262ZM18 27L15 26L16 29H18ZM243 27H244V26H243ZM258 27H259V26H258ZM258 27H257V29H258ZM12 28H13V27H12ZM12 28H11V30H12ZM45 28H46V26H45ZM218 28H219V27L217 26V29H218ZM236 28H237V27H236ZM261 28H262V27H261ZM0 29H1V28H0ZM13 29H14V28H13ZM21 29H23V28H22V27L19 28V30H21ZM46 29L49 30V31H46V33H44V34H47V32H49V33H51V32L54 33L53 31H50V29H48V28H46ZM46 29H45V30H46ZM223 29L225 30V28H223ZM240 29H241V28H240ZM245 29L247 30L248 27L245 28ZM11 30H10V31H11ZM19 30H17V31L21 34V41H22V40H24V35L26 36V34H25L23 31H22V32H23V33H22V32L19 31ZM23 30H24V29H23ZM27 30H28V29L26 28V31H27ZM232 30H233V29H232ZM238 30H239V29H238ZM241 30H242V29H241ZM261 30H262V29H260V31H261ZM2 31H3V30H2ZM5 31H6V33H7V30H6V29H5ZM5 31H4V34H6ZM10 31H9V33H10ZM12 31H13V30H12ZM15 31H16V30H15ZM15 31L12 32V34L15 33ZM222 31H223V30H222ZM249 31H250V30H249ZM258 31H259V30H258ZM263 31H264V28H263ZM0 32H1V30H0ZM28 32H29V31H28ZM28 32H27V33H28ZM226 32H228V30H227ZM238 32H239V31H238ZM255 32H256V30H255ZM9 33H7V37H9V35L11 34V33H10V34H9ZM30 33H32V32H30ZM52 33H51L50 35H52V36L54 37V35H53ZM236 33H237V32H236ZM248 33H249V32H248ZM0 34H2L0 37H2V36L4 37L3 33H0ZM8 34H9V35H8ZM12 34H11V35H12ZM16 34H17V33H16ZM16 34H15V36H16ZM20 34H17L16 37L14 36L15 38H12V39H14V42L20 40V39H19L20 37L18 38V40H15V39L18 37V35H20ZM44 34L42 33V36H43ZM94 34H95V33H94ZM229 34H230V33H229ZM232 34H233V33H232ZM238 34H240V32H239ZM238 34H237V35H238ZM243 34H244V33H243ZM243 34H240V35L243 37ZM250 34H251V33H250ZM252 34H253L254 38H256L255 36L258 35L257 33H253V32H252ZM254 34H257V35H254ZM259 34H260V36L263 35V34H261V32H260ZM11 35H10V38H11ZM13 35H14V34H13ZM50 35L47 34V36H49V37H50ZM230 35H231V34H230ZM240 35H239V36H240ZM32 36H33V34H32ZM92 36H93V35H92ZM92 36H91V37H92ZM225 36H226V35H225ZM233 36H234V35H233ZM248 36H249V35H248ZM251 36H252V35H251ZM7 37H6V35H5V38H7ZM12 37H13V36H12ZM29 37L31 38V36H29ZM43 37H44V36H43ZM49 37H47V38H49ZM96 37H97V36H96ZM219 37H221V38L223 39V36L220 35ZM257 37H258V36H257ZM5 38H0V40L3 41V42L1 41L2 45H1V43H0V46L2 47V49L4 48V49H7V50H10V48L8 49L9 44L11 45L10 47H12V48L14 49L15 47H13V46H14L15 44L12 46V43L9 42V41H7L8 38H7V39H5ZM25 38H26V37H25ZM34 38H35V37H34ZM51 38H52V37H51ZM98 38H99V37H98ZM123 38H124V37H123ZM225 38H226V37H225ZM245 38H246V37H245ZM252 38H253V37H252ZM258 38H259V37H258ZM258 38H257V39H258ZM263 38H264V37H263ZM263 38H262V39H263ZM3 39H4L5 41H7L6 43H9V44H7L8 46H6V44L4 43V40H3ZM12 39H10V40H12ZM35 39H36V38H35ZM35 39H34V40H35ZM52 39H53V38H52ZM222 39H221V40H222ZM230 39L232 40V37H231ZM233 39H236V38L233 37ZM259 39H261V38H259ZM262 39H261V40H262ZM28 40H29V38H28ZM124 40H125V39H124ZM237 40H238V39H237ZM252 40H253V39H252ZM261 40H260V41H261ZM21 41H20V44H22V42L24 43V42L27 41V40L25 39V41H22V42H21ZM36 41H37V40H36ZM40 41H41L42 44H44V45L46 44V46H49V47H50V45H49L48 42H44L43 40H39L38 42H40ZM75 41H76V40H75ZM227 41H229V40H227ZM258 41H259V40H258ZM260 41H259V42H260ZM262 41H263V40H262ZM43 42H44V43H43ZM230 42H231V41H230ZM239 42H240V41H239ZM249 42H250V41H249ZM255 42H257V40H256ZM263 42H264V41H263ZM15 43H16V42H15ZM17 43H18V45H20L19 42H17ZM17 43H16V47H17ZM31 43H32L33 46L35 45V41H32ZM31 43H27V42H26L25 44H29V45H30ZM33 43H34V44H33ZM95 43H96V42H95ZM231 43H232V42H231ZM260 43H261V42H260ZM3 44H5V47L3 46ZM36 44H37V43H36ZM246 44H247V43H246ZM257 44H258V43H257ZM262 44H263V43H262ZM22 45H23V44H22ZM22 45H21V47H22ZM29 45H28V46H25V47L27 48V47L32 46V45H30V46H29ZM39 46H40V44H38V47H39ZM255 46H256V45H255ZM258 46H259V45H258ZM263 46H264V44H263ZM6 47H7V48H6ZM18 47H19V46H18ZM35 47L37 48V46H35ZM35 47H31V49L29 48V49L31 50V51H30V50H29V51L32 53V48H33V52L35 51V53L37 54L38 52H39V53H40V52L42 53V51H43L44 48H45V46L42 45V46L39 47V49L42 47L41 49H43V50H41V49H40V50H36ZM43 47H44V48H43ZM260 47H261V45H260L258 48H260ZM19 48H20V47H19ZM19 48H18V49H19ZM26 48H24V50H28V48H27V49H26ZM46 48L48 49V47H46ZM46 48H45V49H46ZM2 49H1L0 51H2V53H3L5 50L3 49V50H4V51H3ZM21 49H22V48H21ZM34 49H35V50H34ZM37 49H38V48H37ZM260 49H261V48H260ZM243 50H244V48H243ZM247 50H248V48H247ZM262 50H263V49H262ZM10 51H11V50H10ZM10 51H8V52H10ZM12 51H13V50H12ZM12 51H11V52H12ZM22 51H23V50H22ZM37 51H38V52H37ZM45 51H46V52H45ZM45 51H43V52H44V55L47 54V51H48V50H45ZM232 51L235 52V50H232ZM244 51H245V50H244ZM6 52H7V51H5V56H4V57L11 56V53H8V52H7V53L9 54V55H8ZM14 52H16V49H14ZM20 52H21V51H20ZM27 52H28V51H26V52L23 51V57H25V59H26V57H28V55H29V56L31 55L30 52H29L28 55H27ZM59 52H60V51H59ZM248 52H249V51H248ZM262 52H263V51H262ZM2 53L0 52V58H1V56L3 57V55H4V54H2ZM12 53H13V52H12ZM35 53H34V54H35ZM45 53H46V54H45ZM249 53H250V52H249ZM13 54H14V53H13ZM24 54H25V56H24ZM34 54L32 53L31 58H32V56H33ZM68 54H69V53H68ZM108 54H109V53H108ZM251 54H252V53H251ZM7 55H8V56H7ZM21 55H22V54H21ZM21 55H20V60L23 59V58L21 57ZM26 55H27V56H26ZM37 55H38V54H37ZM37 55H34V56H35V57H34V61H36V60H35L36 58L38 59V56H37ZM253 55H254V54H253ZM36 56H37V57H36ZM39 56H41V57H39V58H41V59L38 60V61H40V65H43V64H44V66L46 67L48 64H45L46 59H45V60L42 59L43 54H42V55H39ZM14 57H16V53L14 54V56L12 55V57H8V58H12V59H13ZM45 57H46V56H45ZM45 57H44V58H45ZM8 58H7V59H8ZM21 58H22V59H21ZM31 58L28 59V60H30V61L33 60V59H31ZM4 59H6V58H4ZM4 59H0V60H4ZM25 59H24V60H25ZM15 60H16V59H15ZM18 60H19V58L17 59V61H18ZM24 60L21 61V63H20L21 65H23L22 62H23ZM41 60H43V62H44V61H45V62L43 63V62H41ZM4 61L7 62V64L9 65L8 60H7V61L4 60ZM10 61L12 62L13 60L10 59L9 62H10ZM30 61H28V62H29L28 65H27L26 60H25V62H23V63L26 64V65L24 64L25 66H27L28 68H30V67H33V66L31 65V62H32V61H31V62H30ZM0 62H2V61H0ZM5 62L3 63V65L5 64ZM113 62H114V61H113ZM12 63H13V62H12ZM14 63L17 64L16 61H14ZM18 63H19V62H18ZM38 63H39V62H38ZM38 63H37V64H38ZM7 64H5V65H6L7 70L9 71V72H8V71L6 72V73L8 74V76H9L11 73H16V72L18 73V71H20V68H19V65H20V64H19V65L17 64L18 66L16 65V67L19 69L18 71H16V69H15L16 72H14V71L12 70V65H13V64L11 65V63H10V65H11V66H10V69H11V70L8 68ZM15 64H14L13 68L15 67ZM29 64H30V65H29ZM33 64H35V63L33 62ZM37 64H36V65H37ZM3 65H2V64L0 65V69L3 68V67L1 68V66H3ZM40 65H39V66H40ZM121 65H122L123 67L127 68L128 63L125 61V62H122ZM129 65H130V64H129ZM25 66H22L21 68H24ZM29 66H30V67H29ZM44 66H43V68H44ZM130 66H131V65H130ZM242 66H243V65H242ZM4 67H5V66H4ZM27 67H25V68H27ZM34 67H35V66H34ZM34 67H33V68H34ZM37 67H38V66H37ZM41 67H42V66H41ZM6 68H5V70H6ZM33 68H32V69H33ZM35 68H36V67H35ZM38 68H39V67H38ZM39 69H40V70H38V71H41V68H39ZM113 69H114V68H113ZM253 69H254V68H253ZM259 69H260V68H259ZM46 70H47V69H46ZM46 70L44 71L45 74H46ZM102 70H103V69H102ZM102 70H101V71H102ZM1 71L3 72V70H1ZM1 71H0V72H1ZM10 71H13V72H10ZM27 71H28V69H27ZM29 71H30V70H29ZM57 71H58V70H57ZM118 71H119V70H118ZM254 71H255V70H254ZM4 72H5V71H4ZM20 72H21V71H20ZM41 72H43V70H42ZM41 72H39V74H40ZM55 72H56V71H55ZM105 72H106V71H105ZM121 72H122V71H121ZM260 72H261V71H260ZM9 73H10V74H9ZM29 73H30V72H29ZM36 73H37V72H35V74H36ZM253 73H254V72H253ZM7 74H6V75H7ZM25 74H26V72H25ZM25 74H23V75H25ZM37 74H38V73H37ZM45 74H44V75H45ZM51 74H52V75H53V74L55 75L54 72H52ZM56 74H57V75H55V76H57V77H56L55 82H54V80H53V82H51V83L54 84V86H57L56 83H58V82L60 83V80H61V78H62L61 75H67L66 73L61 74V73H59V72H58V73L56 72ZM59 74H61V75H59ZM139 74H140V73H139ZM139 74H138V76H135L132 80H128V79L125 80V81H124V84H125V87L129 89V92L131 91V92H133L135 95H139V98H140L139 103H140V105L143 107V109H144V111H145V113H146V116H148V114H149V115L151 116L150 118H152V120L154 121V123H155L156 125H158V126H157L158 128H159L160 126H165L166 128H170L171 130H174V131H176V132H178V133H182V134H183V133H184V129H185V127H184V123H183V117H182L181 114H180V113H183V112L180 110V106H181V103H180V102H181V98H180V96H179V97L176 96V95L178 94V93L176 92V90H175V89H170V90H168L169 92H168L167 94H164V93L161 92V91L159 92V91H158L159 89H158V90H157V89L155 90V88H153V89L155 90V92H153L154 90L152 91L151 89H148V88H147V86H149V85H148L149 82H148L146 79H144V77H146V75H142V74L139 75ZM3 75H4V74H3ZM11 75H12V74H11ZM11 75H10V77H11ZM17 75H18V74H17ZM26 75H28V73H27ZM30 75H31V74H30ZM42 75H43V74H42ZM46 75H48V74H46ZM46 75H45V76H46ZM58 75H59V77L61 76V78H60L59 81H57V80L59 79V78H58ZM105 75H106V74H105ZM250 75H251V74H250ZM0 76H2V75H0ZM33 76H34V75H33ZM45 76H44V77H45ZM258 76H259V75H258ZM18 77H21V76H18ZM25 77H26V76H25ZM25 77H24V78H25ZM34 77H35V76H34ZM34 77H33V79H34ZM36 77H37V76H36ZM38 77H39V76H38ZM46 77L48 78V76H46ZM46 77H45V78H46ZM53 77H54V76H53ZM65 77H66V79H68V80H65ZM69 77H70V76H68V77H67V76H63L64 79L62 78L63 80H61L62 84L60 83L61 87H62V85H63V81H65V82L68 81V82H66V83H68V84L70 85V88H71V86L73 85L71 82H72L73 80H71ZM108 77H109V76H108ZM147 77H150V76H147ZM2 78H3V77H2ZM5 78H6V77H5ZM40 78H41V80H39V81H40L39 83L37 82L38 79H37V81H34L35 83L37 82L36 84H38V85L35 84V85L31 86L33 82H32L31 84H29V83L26 84V85H28V84L30 85V87H31V92L29 91L30 89L25 90V89L27 88V86H25V84H23V85L25 86L24 88H23V86L21 85L22 90H23V91L25 90V92H23V91L21 90V88H20V85L18 86V84H19V82H18L17 87H16V90L19 89V92L17 91V93L20 94L21 92H23V93L25 94V95H24V94H23V95H24V96L27 95V97H35V96H34V95H36L35 92H40V91L42 92V90H44V89H45L44 92H45V93H48V92H46V90L48 89V87L52 89V86H48V87H47L48 83H46L45 79H43V80L45 81V83H46V84H44V86L46 85V87L43 88V86L41 85L42 76H40ZM40 78H39V79H40ZM109 78H110V77H109ZM254 78H255V77H254ZM258 78H259V77H258ZM13 79H14V78H13ZM18 79H19V78L16 77V80H17V81L20 80V79H19V80H18ZM50 79H51V77H50ZM69 79H70V80H69ZM152 79H153V77H152ZM8 80H9V79H8ZM10 80H11V78H10ZM21 80H23V79L21 78ZM31 80H32V78H31ZM35 80H36V79H35ZM46 80H47V79H46ZM48 80H49V79H48ZM6 81H7V80H6ZM6 81H5V83H6ZM23 81H24V80H23ZM29 81H30V80H29ZM29 81H28V82H29ZM74 81H75V80H74ZM146 81H147V82H146ZM20 82H22V81H20ZM48 82H49V81H48ZM259 82H260V81H259ZM261 82H262V81H261ZM16 83H17V82H16ZM23 83H24V82H23ZM59 83H58V87L60 86ZM66 83H65V84H66ZM70 83H71L72 85H71ZM77 83H78V82H77ZM99 83H100V82H99ZM12 84L15 85L14 82H13ZM21 84H22V83H21ZM42 84H43V81H42ZM74 84H76V83H74ZM150 84L155 85V84H157V83L154 84V82L152 81ZM1 85H2V84H1ZM5 85H6V84H5ZM5 85H4V87L6 88V90H5V89H3V90H5V91L7 92V90H9V89H8ZM9 85H10V84H9ZM9 85H8V87H9ZM39 85H40V88H41V86H42V89H41L40 91H39L40 88L38 87ZM78 85H80V84H76L77 87H79ZM103 85H105V84H103ZM110 85H111V84H110ZM110 85H109V87L107 86L108 91H110L109 89L113 86V85H111V86H110ZM66 86H67V84L64 85V87H66ZM74 86H75V85H74ZM76 86H75V87H76ZM88 86H89V85H88ZM14 87H15V86H14ZM14 87H13V86L10 87V91H12V94H11V95L14 94ZM28 87H29V86H28ZM30 87H29V88H30ZM33 87H34V89H32ZM35 87H38L39 89H38V88L36 89ZM58 87H57L56 89L60 90V88H58ZM64 87H62L64 90H62L61 92H64V91H65V88H64ZM68 87H69V86H67V88H68ZM80 87H81V86H80ZM80 87H79V89H82V91H83V88H80ZM12 88H13V90H11ZM17 88H18V89H17ZM54 88H55V87H53V89H54ZM67 88H66V91L69 92V90H67ZM70 88H69V89H70ZM72 88H73V89H72L73 91L68 93L69 96H70V94H71V95L73 94L74 89H77V88H74V87H72ZM113 88H114V86H113ZM115 88H116V87H115ZM35 89H36V91H35ZM53 89H52V90H53ZM56 89H54V90H56ZM118 89H119V88H118ZM147 89H148V90H147ZM0 90H2V89H0ZM3 90H2V91H3ZM16 90H15V93H16ZM20 90H21V92H20ZM37 90H38V91H37ZM116 90H117V88H116ZM116 90H115V91H116ZM199 90H201V89H199ZM28 91L31 93V95H29L30 93H29ZM32 91H33V92H32ZM47 91H49V89H48ZM75 91H77V90H75ZM79 91H80V90H79ZM82 91H80V92H82ZM105 91H106V89H105ZM115 91H113V94L115 93ZM3 92H4V91H3ZM26 92H28V94H26ZM51 92H52V91H51ZM57 92L60 93V91H55V92L53 91V93H56L55 96H54V94L52 95L50 92H49V93H50L54 98H56V100H57V97H58V96H60V99H62L61 97H63V94H65V93H61L62 96H61V95H58V96H57V94H59V93H57ZM67 92H66V94H67ZM77 92H78V91H77ZM117 92H118V90H117ZM121 92H123V91H122V90L120 91V89H119V93H121ZM192 92H193V91H192ZM8 93H11V92H8ZM8 93H6V94H8ZM32 93H33L34 95H33ZM49 93H48V94H49ZM108 93H109V92H108ZM110 93H111V91H110ZM18 94H15L16 96L13 95V98H15V99L17 98L19 101H18L17 99H16V100L20 103V99L18 98V96H19V97L21 96L20 98L23 99V101H21L22 104L20 103L21 106H20V105H18V106H14V105H17V104H18V102H17L16 100H14V99H12V98H7V99L4 100V98L7 97V95H5V97L3 96V97H4L3 100L0 101V109H1V106H2V109H1L2 111L0 112L1 115H2V113H4L5 115H6L7 113H10V111H11L10 108L13 109V106H14V108H16V110H17V107H18V108L21 107V111L25 112L26 109H25V110H22V108H23V106H24L25 108H28L29 105H30V103H31V99H30V98H27V97H24L23 95H21L22 93H21L20 95H18ZM50 94H49V95H50ZM66 94L64 95L65 97H63L64 99H68V97H69V96H66ZM76 94H77V93L75 92L74 95H76ZM78 94L80 95V93H78ZM81 94H82V93H81ZM122 94H124V93H122ZM1 95H2V93H1ZM8 95L10 96V94H8ZM17 95H18V96H17ZM28 95H29V96H28ZM38 95H39V96H38ZM40 95H41V93H40V94L37 93V95H36V96H38V97H37V100H39L38 98L40 97ZM42 95H44V98H43V96H41V97H42V101H41V102H40V100L38 101V102H40V103H42V102L44 103V100L46 99V98H45V94L42 93ZM46 95H47V94H46ZM51 95H50V96H51ZM74 95H73V96H74ZM82 95H83V94H82ZM110 95H112V94H110ZM119 95H120V94H119ZM119 95H118V93H117L118 98H119ZM9 96H8V97H9ZM14 96H15V97H14ZM22 96H23L26 100H24V98H23ZM52 96H51L50 98H52ZM112 96H113V95H112ZM117 96H116V94H115L114 97L117 98ZM0 97H1V96H0ZM10 97H11V96H10ZM48 97H49V96L47 95V99H50V98H48ZM66 97H67V98H66ZM70 97H72V96H70ZM70 97H69V98H70ZM80 97H81V96H80ZM80 97H78V98H80ZM120 97H121V95H120ZM192 97H194V96H192ZM35 98H36V97H35ZM72 98H73V97H72ZM72 98H71V99H72ZM82 98H83V97H81L80 99L82 100ZM95 98H96V97H95ZM104 98H105V97H104ZM116 98H114V99L117 100ZM123 98H124V97H123ZM125 98H126V96H125ZM196 98H197V97L195 96V98H191V100L196 99ZM218 98H220V97L218 96ZM27 99H28V100H27ZM29 99H30V100H29ZM32 99H33V101L35 100L34 98H32ZM43 99H44V100H43ZM47 99H46V100H47ZM52 99H53V98H52ZM80 99H77V97H76L75 100H76L78 103H76V101L73 99V101L76 103V105L72 103V104L74 105V107L78 106L79 104L81 105V101H80ZM112 99H113V98H112ZM114 99H113V100H114ZM7 100H12V102H11L12 105H11L10 102H9V106L11 105L12 107H9V106H8V101H7ZM13 100L16 101L17 103L15 102L16 104H15V103L13 104V102H14ZM46 100H45V101H46ZM54 100H55V99H54ZM56 100L53 101V103H54V102L57 103ZM119 100H120V99H119ZM119 100L116 101V104L118 105V106L116 105L117 107H119V105H121L120 103L126 101V100L122 101V99H121L120 102H119V104H118V101H119ZM2 101H3V102H2ZM4 101H5V103H7V104H6L7 107H5V105H4V107H3L2 104H4ZM24 101H27V102L30 101L28 107L25 106V105L28 104V103H27V102L24 103ZM48 101H49V100H48ZM48 101H47V102H48ZM50 101H52V100L50 99ZM64 101H66V100H64ZM69 101H70V99H69ZM106 101H108V98H106ZM1 102H2V104H1ZM35 102L37 103L36 100H35ZM47 102H45V105H43V108L41 107L42 110H43V113H41V115L47 113V114H49V116H50V113H53V111H55L56 108H57V107H56V108L54 107L55 110H52V111H51L50 109H52L53 106H54L53 103L51 102V103H52V106H51L52 108H49V109H48V108H45V109H44V106H46V107H50V104H47V105H46ZM58 102H60V100H59ZM61 102H63V100H62ZM79 102H80V103H79ZM113 102H114V101H113ZM126 102H127V101H126ZM130 102H131V101H130ZM130 102L128 101V103H130ZM135 102H136V101H135ZM220 102H221V101H220ZM258 102H259V101H258ZM23 103H24V104H23ZM66 103H67V102H66ZM94 103H96V102H94ZM128 103H127V104H128ZM136 103H137V102H136ZM182 103H183V101H182ZM184 103H185V102H184ZM260 103H261V102H260ZM59 104H60V103H59ZM68 104H69V103H68ZM68 104H67V105H64V106H68ZM70 104H71V102H70ZM72 104H71V105H72ZM77 104H78V105H77ZM107 104H108V103H107ZM127 104H125V106H126ZM131 104H132V103L128 104L127 106L129 107V105H131ZM22 105H23V106H22ZM33 105H34L35 107L38 106V108L33 109V108H32ZM33 105H32L31 108H30V107L28 108V110L31 109L32 112H30V110H29V112L26 111V113H27V112L29 113V114H27V115H30V117L28 116V118H29L28 120H29V121H30V120H33V119H31V115H32V118H33V114H34V117H35L36 113H39V111H41V109H39V107L42 106V104L40 105L39 103H37L36 105H35V104H33ZM39 105H40V106H39ZM57 105H58V104H57ZM60 105H61V104H60ZM60 105H58V109H59V110H58V111H55V113H56V112H60V113H59V116H60V114L62 113L61 110H60V109H62V108L59 107ZM80 105H79V106H80ZM192 105H193V104H192ZM61 106H63V103H62ZM85 106H86V104H85ZM85 106H84V107H85ZM94 106H95V105H94ZM94 106H92V109H94V111H96V110H97L96 106H98V105L95 106L96 110H95ZM122 106H124V104H122ZM122 106H121V107H122ZM8 107H9V110H10V111L7 110ZM74 107H72V108H73V111L75 110ZM128 107H126V108H128ZM133 107H134V106H132V109H133ZM65 108H66V107H65ZM70 108H71V106H70ZM77 108H78V107H77ZM122 108H123V107H122ZM122 108H121V111H124V108H123V109H122ZM129 108H131V107H129ZM135 108H136V107H135ZM188 108H189V107H188ZM23 109H24V108H23ZM32 109L35 110V111H33ZM38 109H39V110H38ZM66 109H67V108H66ZM68 109H69V108H68ZM100 109H101V108H99V110H100ZM119 109H120V107H119ZM136 109H138V108H136ZM196 109H197V108H196ZM200 109H201V108H200ZM217 109H219V107H218ZM262 109H263V108H262ZM5 110H6L7 113H5ZM16 110L13 109V112H14V111L16 112ZM36 110H37V111H36ZM47 110H50V113H49ZM62 110H63V109H62ZM126 110H128V109H126ZM129 110H130V109H129ZM129 110H128V111H129ZM133 110H134V109H133ZM133 110H132V112H133ZM140 110H142V109H140ZM21 111H20V108H19L18 112H20V113H18L17 116H18L19 114H21V115H20L21 119H22V116H24L25 118H24V117H23V118L27 120V116H25L26 113H25V115H24V114H22L23 112H21ZM70 111H71V113H72V109H71ZM130 111H131V110H130ZM190 111H191V109H190ZM202 111H203V110H202ZM220 111H221V110H220ZM13 112L11 111V113H13ZM33 112H34V113H33ZM35 112H36V113H35ZM41 112H42V111H41ZM45 112H46V113H45ZM96 112H97V111H96ZM124 112H125V111H124ZM197 112H198V111H197ZM199 112H200V111H199ZM11 113H10V114H7V115H8L9 117H11L12 120H11V119H10V120H11L13 123H16L17 120L14 121V118H16V116L14 117L13 115H15V114H14V113L11 114ZM16 113H17V112H16ZM30 113H32V114H30ZM68 113H70V112H68ZM71 113L69 114V116H67V119H65V120H68L69 123H71V122H73V121H76V119H75V120H70L71 118H69V117H72V114H71ZM73 113H74V112H73ZM97 113H98L99 116H100V111H98ZM102 113H103V112H102ZM125 113H126V112H125ZM135 113L137 114V110H136V112L134 111L132 115H135V116H136ZM147 113H148V114H147ZM217 113H218V112H217ZM222 113H223V112H222ZM222 113H221V114H222ZM228 113H229V112H228ZM228 113H227V115H228ZM261 113H262V112H261ZM39 114H40V113H39ZM39 114H37L36 117L39 116ZM128 114H130V113H128ZM200 114H201V113H200ZM5 115H3V116L1 117V119H0V120H1V121H0V264H16L17 262H18V263L20 262V264H22V263H23V264H35V263L38 264L37 262L42 263L43 261H44V262L46 261V263H48V264H65V263L67 264V262L70 261V262H72V264H74L73 262L80 260L81 257H82L83 259H85V258L89 255V253L92 251V249H93V250H94V248H95L96 250H97V249H100V248H97V247H100V246H97V245H96V241H95V239H94V238L92 239L90 236H89L90 239H92V241H94V244L96 245V247H95L94 244L91 243L92 246L94 245V247H92V248H91V251H90V249H89V246H90V245H89V244H90V243H89V240H90V239H87V240H86V241H87L86 243H87L88 246L85 245L84 241H82V242L84 243V248H85V246H87V250H88V252H89L87 255L84 254L85 252H87V250L84 251V252H83V250H82V252H83L82 255H83V256L85 255V256L83 257L82 255L79 254V251H78V252L76 251V253H73L74 250L71 249L72 253H70L71 251H70V252L68 251V253H66V251H67V250H66L65 253H66L67 255H66V256L64 255L65 257L62 256L63 258H62V257L60 258V257H58V256H54V255L49 256V255H47L46 250H44V249H46L47 247L49 248V246H50V245H48L47 247H45V245H46L45 243L49 240L48 237L45 238V235H48L47 232H44V231H43V230H45L44 227H46V226H44L43 228H41V229H43L41 232H40V231H37L38 228L36 229V228H35L36 226L34 227V229H30V227L33 228V226H30V225H29V227H28L27 229H24L25 227L22 228V229L20 228L21 225L24 224L25 221H26V219H27L26 216H28V215H25V214H26V213H27V214H29V213L31 214V212H33V211L36 210L35 208H38V209L40 208V211L43 210V213H44V215H45V216H44L45 218H46V216H48L49 219H50V218H51V219H55L54 221L50 219V223L48 222V219H46V220H47L46 222H48V224H50V227H51L55 222H57V223L54 224L55 226L58 225V226H56L57 230H55V231L58 233V236H59L58 239H63V235H64L63 232H64V230L66 231L68 225H70V226L74 225V222H75V219H74V218H78V217H79V216H78V217H77V216H71V215L68 214V213H67V215H66L65 213H63V212H70V211H69L70 209H69L68 211H64V210L68 209V208H67L68 206L70 207V205L67 204V202H68L67 200H69V199H65V200L67 201V202H66L67 207L64 205L65 209H64L63 212H62L63 216H61L62 214H61V210H60V209H58V210L56 209V210H55V208H54V207H56L58 204H59V205L62 204V206H63V204L65 203V202H63L64 199H63L62 197H64V196L66 197V195L63 194V192L61 191L62 189H61V190H58V192H57L56 189L54 190V189H51V188H54L55 186H56V188H57L58 186H60V187L62 186V184L59 185L60 182H61L62 180L59 182V184L56 183V182H58V181H55V180H56V179H59L60 176L63 177V175H65L66 172H64L63 175H61V174H62V172H63V168H64V167H65V168H64V171H66V170H65V169H67V166H66V165H68V166L70 167L69 163H68V164L65 163V159H64V157H63L64 154L66 155V153H63V148L61 147L60 149H62L61 151H62L63 154L61 153L60 156L57 154L58 157H57L56 155H54V156H52L51 158H49L50 156H49V157H46V155H47V153H46L47 150H45V153H46V154H44V152H43L44 150L41 151L40 149H42L41 147H43V146H44V142H46V144H45V148H43V149H48L47 146L50 145L49 148H50V150L52 151L51 145H52V143H53L54 141H56V140H54V141L52 142V140L54 139V137H57V136L59 137V136L61 135V133H62V134L64 133V135H65V132L68 131V130H70V128H72L73 126L75 127V129L78 130V131H77V130H75V129L72 128L73 130H75V132L73 133L74 136L77 137V135H79V133L77 134L76 132H80V133H81L80 130H81L82 128H80V130H79L78 126L75 125V123H73L74 125L71 123L72 126L69 124V126H70V127H69V126H68V122H66V121H65V122L67 123V124H66L67 126L65 125V123H63V125H61V122H63V120H64V119H62L61 122H60V125H61L62 127H63V126H65V127H63V129H62L61 126H60V128H61V130H62L61 133H60V129H59V128H52L51 126H49L48 123H47V124H48V127H46V125H45L46 122H45V121H46L47 119L45 118L46 120L44 121V120L39 116V117H38V118H40L39 120H42V121L45 122V123H44L45 128H46V129L48 128V129H47L48 131H49V130H50V131L52 130V131L55 133V134H54L52 131H51V132L49 131V132L51 133V134H50V133L48 132L50 135L53 134V135H52V136H53V139H52V138H51L52 140L49 139V138L52 137V136H49V134H48V136H49V138H48V137H47V134H45V133H47V132H46V129L44 128V126H42L43 123H42V125L39 123L40 126H42L43 128H40L39 125H34L33 127L29 128V130L31 131V132H29V133H30L32 136H34V137H32V136H30V135L28 134V131H27L28 129H26V133H25V131H24V133H25L26 135H29V136L31 137V138H30L29 136H26V135H24L23 133L20 134L21 132L17 133L16 135L13 134L12 131H13L14 129H11V128L8 126L9 123H7V122H6L7 124L5 123V120H4V116H5ZM10 115H11V116H10ZM51 115H52V114H51ZM137 115H138V114H137ZM202 115H203V113H202ZM230 115H231V114H230ZM230 115H229V116H230ZM8 116H7V120H6V121L9 120V117H8ZM12 116H13V118H12ZM53 116H54V115H53ZM55 116H58V113L55 114ZM55 116H54V117H55ZM61 116H62V114H61ZM64 116H65V118H66V115H64ZM102 116H103V115H102ZM143 116H144V115H143ZM231 116H232V115H231ZM18 117H19V116H18ZM18 117H17L16 119L19 120L20 118H18ZM42 117H43V115H42ZM47 117H48V116H47ZM51 117H52V116H51ZM74 117H77V116L74 115ZM188 117H189V116H188ZM191 117H192V116H191V114H190V118H189V119H192ZM2 118H3V119H2ZM5 118H6V117H5ZM38 118H37V121H38ZM43 118H44V117H43ZM48 118H49V117H48ZM56 118H57V117H56ZM93 118H94V117H93ZM138 118L141 119V118H140V115H139ZM143 118H144V117H143ZM148 118H149V117H148ZM225 118H226V117H225ZM21 119H20V120H21ZM24 119H22L21 121L23 122ZM102 119H103V118H102ZM186 119H187V118H186ZM222 119H223V118H222ZM10 120H9V121H10ZM20 120H19L18 122H20ZM26 120H24V122H25ZM54 120H55V119H54ZM69 120H70V121H69ZM93 120H94V119H93ZM104 120H105V119H104ZM104 120H103V122H104ZM141 120H142V119H141ZM33 121H34V120H33ZM37 121H34V123L36 124ZM42 121H41V122H42ZM49 121H50V120H49ZM55 121H58V120H55ZM55 121L52 120L51 122H55ZM150 121H151V120H150ZM186 121H188V120H186ZM189 121H190V120H189ZM194 121H195V119H194ZM209 121H212V120H209ZM2 122H4V123H2ZM26 122H27V121H26ZM58 122H59V121H58ZM99 122H100V121H99ZM151 122H152V121H151ZM31 123H33V122L30 121V124H31ZM125 123H126V122H125ZM128 123H130V122H128ZM128 123H126V125H125V127H124V129H123L124 131L122 130V131L124 132L123 135L121 134V133H122L121 129L123 128V126L120 125L122 128L118 130V131H121V132H118V131H117V132H118V133H117V135H118V137H117V138H118V141H119V139H121L125 134H130V130L133 131V129H135V128L137 127V126L135 127L134 124H133V126L135 127V128H133V127L130 126ZM190 123H193V122L190 121ZM196 123H197V122H196ZM18 124H20V123H18ZM27 124H28V122H27ZM30 124H28V125H30ZM50 124L53 125L54 123H50ZM76 124H77V122H76ZM85 124H86V123H85ZM130 124H132V123H130ZM198 124H199V123H198ZM212 124H213V121H212ZM14 125H15V124H14ZM16 125H17V124H16ZM55 125H56V127H59V126H58L59 124L57 125V122H55ZM53 126H54V125H53ZM76 126H77V127H76ZM128 126H130L129 129L126 128V127H128ZM200 126H201V125H200ZM209 126H211V125L209 124ZM213 126H214V125H213ZM11 127H12V126H11ZM14 127L16 128V126H14ZM37 127L40 129V132H41L42 130L45 129V130H44L45 133H43L45 138L42 137V140H43V139H46V137H47L48 140H47V139H46V140H47L48 142H49V140H50V143H51V144L47 145V141H43V142H41V144H43V146H41V144H40V145H36V144L40 143V142H38V141L36 140V139H39L38 137H40V135L37 136V134H38V130H36ZM68 127H69V128H68ZM131 127H132L133 129H131ZM214 127H216V125H215ZM34 128H35V129H34ZM38 128H37V129H38ZM49 128H51V129H49ZM66 128H67V130H65ZM103 128H104V127H103ZM106 128H109V127L107 126ZM115 128H116V127H115ZM119 128H120V127H119ZM125 128H126V130L129 131V133L125 131ZM18 129H19V127H18ZM32 129H33V131H37V133H36V132H35V133H32V132H33ZM54 129H55L56 131H54ZM58 129H59V133H60V134L57 133V130H58ZM72 129H71V130H72ZM109 129L111 130V128H109ZM109 129H106V130H107L106 132H108ZM159 129H160V128H159ZM162 129H163V128H162ZM235 129H236V128H235ZM235 129H234V130H235ZM64 130H65V131H64ZM103 130H105V129H103ZM221 130H222V129H221ZM237 130H238V129H237ZM237 130H236V131H237ZM92 131H93V129H92ZM101 131H102V128H101ZM134 131H135V133L138 132V130H137V131L134 130ZM161 131H164V132H166V133L168 134V132L165 131V129H164V130H161ZM215 131H216V129H215ZM218 131H219V130H218ZM22 132H23V131H22ZM71 132H72V131H71ZM71 132H70V131L66 132V133H68V134L70 135V136L67 135V137H68V136H69V137H72V136H73V135L71 136V134H72ZM82 132H83V131H82ZM103 132H104V131H103ZM106 132H105V133H106ZM110 132L112 133L113 131L111 130V131H109V132L107 133V135H108L107 138L110 137V136H109V135L111 134ZM125 132H126V133H125ZM191 132H192V130H190L189 133H191ZM197 132L199 133V135H202V137H203V136L205 135L206 130H205V129H202V130H199V131H197ZM208 132H209V131H208ZM210 132H211V131H210ZM75 133H76L77 135H76ZM100 133H101V132H100ZM100 133H99V134H100ZM132 133H133V132H132ZM132 133H131V134H132ZM166 133H165V134H166ZM218 133H219V132H218ZM18 134H19V135H22L23 137L26 136L27 138H26V139H25V137L22 138V136L19 137ZM34 134H35V135H34ZM39 134H40V133H39ZM43 134H42V135H43ZM92 134H94V133H92ZM138 134H139V133H138ZM173 134H174V133H173ZM214 134H216V133H214ZM17 135H18V137H16ZM42 135H41V136H42ZM45 135H46V136H45ZM64 135H62V136H63V137H62L63 139L65 138ZM80 135H81V134H80ZM80 135H79V136H80ZM83 135H84V134H83ZM104 135H105V134H104ZM112 135H113V136H112ZM112 135H111V136H112L113 138H116V136H117V135L114 136V135H115L114 133H112ZM170 135H171V133H170ZM210 135H211V134H210ZM210 135H209V136H210ZM216 135H217V134H216ZM220 135H222V133H221ZM236 135H237V133H236ZM35 136H36V137H35ZM65 136H66V135H65ZM74 136H73L72 138H75ZM86 136H87V135H86ZM94 136H95V135H93V137H92L93 139H92V140H94ZM125 136H126V135H125ZM125 136H124V137H125ZM173 136H175V134H174ZM181 136H182V135H181ZM214 136H215V135H213V137H214ZM222 136H225V135H222ZM58 137H57V140H58L59 138H61V136H60L59 138H58ZM80 137H81V136H80ZM80 137H79V138H80ZM90 137H91V135H90ZM95 137H96V136H95ZM102 137H103V135H102ZM124 137H123V138H124ZM175 137H176V136H175ZM226 137H227V136H226ZM238 137H239V136H238ZM28 138H30V139H28ZM32 138H36L35 140H36L37 142H35V140H33ZM62 138H61V140L59 139L60 142L63 141ZM87 138H89V137H87ZM123 138H122L121 140H123L124 146L127 148V150H128V148H129L128 151H132V150L134 149V148L131 149L132 147L130 148V146H133V145H131V143H134V146H135V142L138 141L137 144H139V142L141 143V141H142V140H139V139H138V140L136 139V141H134V140H135V137H133V139H132V137H131V138H129V139L126 138V142H127V140L132 139L131 142L128 141V143H126V142H125V139H123ZM67 139H70V138H67ZM84 139H85V137H84ZM96 139H97V137H96ZM108 139H109V138H108ZM188 139L190 140L191 138L189 137ZM213 139H214V138H213ZM217 139H220V138H217ZM222 139H223V138H222ZM224 139H225V138H224ZM228 139H230V137H229ZM39 140L42 141L41 138H40ZM65 140H66V139H65ZM70 140H72V139H70ZM74 140H76V139H74ZM79 140H81V139H79ZM79 140H78V143H79V145H80V142H81V141H79ZM82 140H83V138H82ZM97 140H98V139H97ZM114 140H115V139H114ZM180 140H181V139H180ZM186 140H187V139H186ZM214 140H216V139H214ZM214 140H213V141H214ZM240 140H241V139H240ZM240 140H238V141H240ZM66 141H67V140H66ZM76 141H77V140H76ZM84 141H85V140H84ZM84 141H82V142L84 143ZM110 141H111V142H110ZM110 141L108 140L107 142H108V143H109V142L112 143V140H110ZM161 141H162V140H161ZM163 141H164V139H163ZM193 141H194V140H193ZM210 141H211V140H210ZM229 141H230V140H229ZM33 142H35L36 144H34ZM56 142L59 143L58 141H56ZM68 142H70V141L68 140ZM68 142H67V145H68ZM72 142H75V141H72ZM107 142H106V144H107ZM232 142H233V140H232ZM57 143H56V146H53L54 149H55V147H58V146H57ZM65 143H66V142H65ZM95 143L97 144V142H95ZM114 143H115V142H114ZM114 143H113V144H114ZM119 143H120V142H119ZM121 143H122V142H121ZM125 143H126V144H125ZM142 143H143V142H142ZM169 143H171V142H169ZM169 143H166V144H169ZM180 143H182V142H180ZM180 143H179V144H180ZM222 143H224V142H222ZM31 144H32V146H31ZM33 144L36 145L39 149H38L36 146H34ZM53 144L55 145V143H53ZM61 144H62V143H60V145H61ZM63 144H64V143H63ZM72 144H74V143H72ZM72 144H70V145L72 146ZM81 144H82V143H81ZM113 144H112V145H113ZM127 144H128V145H127ZM129 144H130V145H129ZM147 144H148V143H147ZM147 144L144 142V145H147ZM166 144H162V146H163V145H165V146H169V145H166ZM216 144H219V143L217 142ZM220 144H221V143H220ZM226 144H228V143H226ZM231 144H232V143H231ZM235 144H237V143H235ZM238 144H239V143H238ZM29 145H30L31 147L34 146L35 149H30V148L27 149ZM46 145H47V146H46ZM58 145H59V144H58ZM79 145H77V143H76V146H78V149L80 148ZM82 145H84V144H82ZM82 145H81V149H82ZM97 145H98V144H97ZM108 145H110V144H108ZM115 145H116V144H115ZM117 145H118V144H117ZM117 145H116V147H117ZM141 145H142V144H141ZM141 145H140V147H141ZM155 145H156V144H155ZM195 145H196V144H195ZM197 145H198V144H197ZM205 145H206V143H205ZM223 145L225 146V143H224ZM239 145H240V144H239ZM61 146H62V145H61ZM87 146H88V144H87ZM87 146H83V147L85 148V147H87ZM99 146H100V145H99ZM165 146H163V148H164ZM213 146H214V145H213ZM213 146H212V148H213ZM216 146H217L218 148H220L219 145H216ZM216 146H214V149L217 148ZM34 147H33V148H34ZM67 147H69V146H67ZM72 147H73V149H74V146H72ZM118 147H119V145H118ZM136 147H137V146H136ZM136 147H135V148H136ZM145 147H147V146H145ZM145 147H144V148H145ZM160 147H161V145H160ZM221 147H223V146L221 145ZM227 147H228V146H227ZM233 147H234V145H233ZM24 148L27 149V150H25ZM36 148H37V149H36ZM76 148H77V147H75V149H76ZM87 148H88V147H87ZM111 148H112V147H111ZM142 148H143V146H142ZM177 148H178V146H177ZM177 148H176L177 151L180 150V149H177ZM198 148H199V147H198ZM202 148H203V146H202ZM202 148H201V149H202ZM204 148H205V146H204ZM224 148H225V147H224ZM228 148H229V147H228ZM239 148H241V145H240ZM239 148H238V149H239ZM243 148H244V147H242L241 151L243 150ZM60 149H59V151H60ZM64 149H65V147H64ZM68 149H69V148H67V151H68ZM75 149H74V151H75ZM108 149H110V148L108 147ZM112 149H113V148H112ZM112 149H111V150H112ZM130 149H131V150H130ZM232 149H233V148H232ZM235 149H236V148H235ZM22 150H24L23 152H25V153H26V151H28V150L31 151V152H32L33 150H38V152H39L40 154H38V152H37V154H38L39 156L41 155V157H40L39 159H38L37 156H36V157H37V159H38L37 162H39L40 166L38 167L37 165H34V164H33L34 161L32 160V161H33V162H32L31 159H30L31 163L29 162L30 164L28 165V168L26 167V166H27V163H26L27 160H24V162H23V161L20 162V160H21L20 158L23 157V155L26 156V158L28 159L27 156H29L28 154H30L29 151H28V153H26L27 155H25V153H24V154L22 153ZM57 150H58V148H56V152H57ZM94 150H96V149H94ZM100 150L102 151V149H100ZM100 150H98V153L100 152ZM135 150H136V149H135ZM224 150H225V149H224ZM224 150L222 151V150L220 149L219 152H221V153L224 154V153H225ZM226 150H227V148H226ZM226 150H225V151H226ZM51 151H50V153H54V152H53L54 150H53L52 152H51ZM59 151H58V152H59ZM78 151H79V150H78ZM78 151H77V152H78ZM80 151H81V150H80ZM84 151H85V150H84ZM86 151H87V149H86ZM89 151H91L90 148H88V152H84V153L87 154V153H89ZM115 151H116V150H115ZM115 151H114V153H115ZM122 151H123V149H122ZM138 151H139V150H138ZM138 151H137V152H138ZM196 151H197V150H196ZM230 151H231V150H230ZM238 151H239V150H238ZM238 151H237V152H238ZM33 152H34V151H33ZM48 152H49V151H48ZM64 152H66V151L64 150ZM68 152H69V151H68ZM75 152H76V151H75ZM95 152H97V150H96ZM106 152H108V151H105V153H106ZM110 152H111V151H109L108 153H110ZM112 152H113V151H112ZM137 152H136V154H137ZM154 152H155V151H154ZM178 152H180V151H178ZM181 152H182V151H181ZM181 152H180V154H184V153H181ZM193 152H194V151H193ZM210 152H211V151H210ZM210 152H209V154H210ZM214 152H215V151H214ZM226 152H227V151H226ZM242 152H243V151H242ZM244 152H245V151H244ZM78 153H80V152H78ZM82 153H83V152H82ZM82 153H80V155H82L81 157H83V154H82ZM92 153L94 154V151H93V150L90 152V155H91ZM118 153H120V152H118ZM138 153L141 154L140 152H138ZM205 153H206V152H205ZM211 153H212V152H211ZM221 153H219V154H221ZM230 153H231V152H230ZM232 153H233V152H232ZM232 153H231V156H232ZM67 154H70V153H67ZM71 154H72V153H71ZM116 154H117V152H116ZM139 154H138V155H139ZM154 154H157V153H154ZM154 154H153V155H154ZM174 154H175V153H174ZM176 154H178V153H176ZM192 154H193V153H191L190 155H192ZM199 154H200V153H199ZM201 154H202V151H201ZM201 154H200V155H201ZM207 154H208V152H207ZM213 154H214V153H213ZM233 154H234V153H233ZM241 154H242V153H240V151H239L238 154H236V157L241 158V157H240ZM243 154H244V153H243ZM31 155H32V153H31ZM31 155H30V157H31ZM33 155H36V154L33 153ZM49 155H50V154H49ZM74 155H75V154H74ZM96 155H97V153H95V156H96ZM103 155H104V151H103ZM105 155L107 156L108 154L106 153ZM112 155H113V158H114V156H116L115 154H112ZM121 155H122V154H121ZM138 155H137V156H138ZM142 155H143V154H142ZM184 155H185V154H184ZM184 155H183V156H184ZM186 155H187V154H186ZM196 155H197V154H196ZM214 155H215V154H214ZM214 155H212V158H213V159L216 157V155H215V156H214ZM217 155H218V154H217ZM227 155H228V157H229V154H228V153H227ZM76 156H77V155H76ZM76 156H74V158H75ZM86 156H87V155H86ZM95 156H93V157L90 156V157H91V159L93 160V158H94ZM97 156H98V155H97ZM97 156L95 157V160H97ZM135 156H136V155H135ZM137 156H136V157H137ZM143 156H145V155H143ZM143 156H141V157H143ZM176 156H177V155H176ZM178 156H179V155H178ZM180 156H181V155H180ZM180 156H179V157H180ZM183 156H181V157H183ZM192 156H193V155H192ZM203 156H205V155H203ZM213 156H214V157H213ZM218 156H219V155H218ZM225 156H226V153H225ZM225 156H224V157H225ZM243 156H244V155H243ZM245 156H246V154H245ZM30 157H29V158H30ZM36 157H34L35 160H36ZM53 157H56V158H53ZM65 157H66V156H65ZM70 157H71V155H70ZM70 157H69V159H68V158H66V159L71 160ZM72 157H73V156H72ZM88 157H89V156H88ZM110 157H111V156H110ZM136 157H135V158H136ZM141 157L139 156L140 159H141ZM147 157H149V156H145L144 159H145V158L147 159ZM184 157H185V156H184ZM196 157H197L198 159L201 158V156L199 157L198 155H197ZM196 157H195V158H196ZM226 157H227V156H226ZM247 157L250 158V156H246V158H247ZM34 158H33V159H34ZM78 158H79V155H78L77 159H78ZM84 158H86V157H83V160H82V161L85 160ZM124 158H125V157H124ZM126 158H127L126 160L129 159L128 157H126ZM152 158H154V157H152ZM186 158H187V156H186ZM193 158H194V157H192V158L190 159V158L188 157V158H187L188 162L191 161L190 163H192L193 160H196V159H193ZM203 158H205V157H203ZM208 158H210V157H208ZM216 158H217V157H216ZM216 158H215V159H216ZM222 158H223V156H222ZM231 158H232V157H230V160H231ZM24 159H25V158H24ZM80 159H82V158H80ZM121 159H122V158H121ZM130 159H131V158H130ZM130 159H129V160H130ZM136 159L138 160V158H136ZM155 159H156V158H155ZM174 159H177V160H178V157H176V158H174ZM182 159H183V158H182ZM192 159H193V160H192ZM201 159H202V158H201ZM206 159H207V158H206ZM224 159L226 160V158H224ZM224 159H223V161H224ZM247 159H248V158H247ZM252 159H254V158H252ZM73 160H74V159H73ZM75 160H76V159H75ZM87 160L89 161L90 159H87ZM101 160H102V159H101ZM101 160H100V162L103 161V160H102V161H101ZM106 160H108V161H107L108 163H109V160H110V161H114V160H115V161H117V163H118V162H119V164L121 163V161H118V157H117V156H116V159H114V160H111L110 158L108 159V157H106ZM119 160H120V159H119ZM132 160H133V159H132ZM151 160H152V159H151ZM183 160H185V159H183ZM207 160H209V159H207ZM218 160H220V161L222 162L221 157H220L219 159H218V158L216 159L217 162H219ZM233 160H234V159H233ZM233 160H232V161H233ZM236 160H237L236 163H239V164H240V165L238 164L239 167L241 166V164H242L243 166H245V165H246V166H247V165L249 166V164H246V163L243 164L242 161H239L240 159H239V160H238V159H235V161H236ZM248 160H249V159H248ZM66 161H67V160H66ZM76 161H77V160H76ZM80 161H81V160H80ZM124 161H125V160H124ZM180 161H181V163L183 162V161L180 160V159H179V162H178V161H177V162L180 163ZM203 161H204V162H203L202 164L204 165V163H205L206 161H205V159H204ZM214 161H215V160H214ZM216 161H215V162H216ZM232 161H231V162H232ZM235 161H233L232 163H235ZM18 162H19V163H18ZM37 162H36V163H37ZM67 162H68V161H67ZM85 162H86V161H84L83 164H84ZM90 162H91V161H90ZM92 162H93V161H92ZM94 162H95V161H94ZM127 162H128V161H127ZM135 162H138V161H135ZM140 162H141V161H140ZM148 162H149V161H148ZM153 162H154V161H153ZM155 162H157V161H155ZM201 162H202V161H201ZM201 162H200V163H201ZM207 162H208V161H207ZM209 162L211 163L210 160H209ZM209 162H208V163H209ZM215 162H214V163H215ZM227 162H228V158H227ZM22 163H23V164H26L25 167H24V165H20V164H22ZM34 163H35V162H34ZM36 163H35V164H36ZM78 163H79V162H78ZM102 163H103V167L105 168L106 165L104 164V162H102ZM105 163H106V162H105ZM111 163H112L113 165H115V163H113V162H111ZM117 163H116V164H117ZM122 163H123V161H122ZM122 163H121V164H122ZM124 163H126V161H125ZM133 163H134V162H132L131 165H133ZM138 163H139V162H138ZM158 163H159V162H158ZM160 163H163V161L160 162ZM181 163H180V165H182V164L184 165V163H182V164H181ZM193 163L195 164V161H193ZM193 163L190 164L191 168H192V165H194ZM197 163H198L199 165H198ZM197 163H196V164H197V165H196V168L199 167V166L201 165V164L199 163V161H197ZM224 163H225V162H224ZM224 163H222V164H224ZM228 163H230V162H228ZM228 163H226V164L228 165ZM37 164H38V163H37ZM39 164H38V165H39ZM65 164H66V165H65ZM70 164H71V163H70ZM86 164H88V162H87ZM89 164H91V167L94 166V165L96 166V162H95V164H93V163H89ZM89 164H88V166H89ZM100 164H101V163H99V165H100ZM119 164H118V165H119ZM121 164H120V166H121L120 169H121V170H122V169L125 170V169H126V168H125L126 165L123 166V164H122V165H121ZM143 164H144V163H142V165H143ZM154 164H155V163H154ZM154 164H153V165H154ZM218 164H221V163L219 162ZM218 164L216 165L217 168L215 167V169L218 170V169L220 168V166H221V169H223V166H224V165H220V166H218ZM226 164H225V165H226ZM113 165H112V166H113ZM127 165H128V164H127ZM145 165H146V164H145ZM156 165H157V164H156ZM183 165H182V166H183ZM203 165H202V166H203ZM210 165L212 166V164H210ZM210 165H207V166H210ZM230 165H231V167H232V170L235 169V168H236V170H237V168H238V165H237V164H235V167H234V168H233L234 165H232V164H230ZM230 165L226 166L225 168L227 169V167H230ZM236 165H237V166H236ZM73 166H74V165H73ZM80 166H82V165H80ZM83 166H84V165H83ZM86 166H87V165H86ZM129 166H130V165H129ZM139 166H140V165H139ZM139 166H138V167H139ZM158 166L161 167L159 164H158ZM188 166H189V163H188ZM213 166H214V165H213ZM243 166H241V168H243ZM248 166H247V167H248ZM256 166H257V165H256ZM69 167H68V168H69ZM76 167H77V166H76ZM101 167H102V166H101ZM131 167L133 168V166H130L129 169H131ZM134 167H136V166H134ZM149 167H150V166H149ZM149 167H148V168H149ZM179 167H181V166H179ZM183 167H184V166H183ZM185 167H186V168H189V167H187V166H185ZM193 167H194V166H193ZM231 167L229 168L230 171H232V170H231ZM250 167H252V166H250ZM259 167L261 168L260 165H259ZM83 168H84V167H83ZM92 168H94V167H92ZM92 168H91V169H92ZM98 168H100V167H98ZM104 168H103V169H104ZM110 168H111V167H110ZM110 168H109V169H110ZM142 168H143V167H142ZM144 168H145V167H144ZM151 168H153V166H152ZM151 168H149V169H151ZM155 168H156V167H155ZM196 168H192V169H196ZM202 168H203V167H202ZM204 168H205V167H204ZM208 168H209V167H208ZM208 168H207V169H208ZM212 168L214 169V167H212ZM225 168H224V169H225ZM252 168H253V167H252ZM79 169L82 170V168H79ZM87 169H90V166H89V168L86 167V170H87ZM112 169H113V170H110V172H111V171L113 172L114 170H116V171L119 170V174H120V169H118V170H117L116 168L114 169V166L112 167ZM127 169H128V168H127ZM127 169L125 170L126 172H127ZM129 169H128V170H129ZM137 169H138V168H137ZM139 169H140V168H139ZM157 169H158V168H157ZM157 169H156V170H157ZM192 169H191V176L193 177L192 179H195L196 182H197V177L195 178L193 175H194L195 173H197V170H198V169H197V170H194L195 172H193V173H192V171H193ZM199 169H200V170H199L198 172H201V173H202V172L204 171V170L202 171L201 168H199ZM210 169H211V168H210ZM215 169H214V170H215ZM221 169H220V170H221ZM226 169H225V171H224V174L221 172L222 175L219 173V171H217L216 173H219L221 176H223V178H225L226 175H228V176L231 175V176H230V177H231L230 179L232 180V178H233V182H234V181L236 182L235 179H237V180L241 179V181H242V178L245 176V180H243V182H241L242 184H241V186H239V189H235V190H239V191H237V192L235 191L237 194H236V193H234V194L238 195L237 199H239V196H240V195H241V196H244V198H250V196H251L252 194L249 195V197H247V196L245 195V193L242 192V191H243V187H242L243 184H245V187H247V184H248V183H246V177H247V175H244V176L241 175L242 173H243V174H246V173H245L246 171H245V172L243 171L244 168L241 169V170H242V173H241V170H240L239 168H238V169H239L240 171L237 170V171L235 172V170H233V173H232V174H234V172H235V174H234V176L236 175V176H235V179H234V176L230 173V171L228 172V170L226 171ZM70 170H71V169H70ZM83 170H84V169H83ZM95 170H96V172L98 173V176H97V177H98V178L100 177V180H101V178H104V177H101L102 174L104 175V173L108 170V167H106V169L103 170V171H105L104 173H103L102 170L99 169V170L102 172V173L100 172V173H101V174H100L101 176L99 175V171L96 169V167H95ZM132 170H134V172L137 171V170H135V169H132ZM146 170H147V168H146ZM151 170H152V169H151ZM187 170H188V169H187ZM211 170H212V169H211ZM245 170H246V169H245ZM248 170H250V169H248ZM252 170H253V169H252ZM71 171H72V170H71ZM71 171H70V172H71ZM84 171H85V170H84ZM92 171H94V169H93ZM139 171H140V170H139ZM142 171H143V169H142ZM147 171H148V170H147ZM153 171H154V169H153ZM153 171H152V172H153ZM215 171H216V170H215ZM222 171H223V170H222ZM77 172H78V171H77ZM86 172H88V171H86ZM90 172H91V171H90ZM96 172H94V174H95ZM112 172H111V173H112ZM114 172H115V171H114ZM114 172H113V173H114ZM126 172H124V173L126 174ZM150 172H151V171H150ZM154 172H155V171H154ZM157 172H158V171H157ZM159 172H161V168L159 169ZM159 172H158V173H159ZM187 172H188V174H189V178H187V177H186V178H187V179H190V177H191V176H190V169H189V171H187ZM187 172L185 171V173H187ZM226 172H228V173H226ZM238 172L241 173V174H240V173H239V174H240V177L243 176L242 178H240V177L237 178V176H239V175H237ZM252 172H253V171H252ZM252 172H250V174H251ZM68 173H69V171H68ZM71 173H72V172H71ZM83 173H85V172H83ZM116 173H118V172H115L114 174H116ZM122 173H123V172H122ZM128 173H129V171L127 172V174H128ZM132 173H133V172H132ZM168 173H169V172H168ZM177 173H179V172L177 171ZM185 173H184V174H185ZM203 173H204V172H203ZM203 173H202V175H203ZM225 173H226V174H225ZM229 173H230V174H229ZM236 173H237V174H236ZM248 173H249V171H248ZM69 174H70V173H69ZM78 174H79V173H78ZM87 174H88V173H87ZM105 174H106V173H105ZM107 174H109V171H107ZM107 174H106V175H107ZM129 174H130V173H129ZM129 174H128V175H129ZM145 174H146V173H145ZM148 174H149V173H148ZM159 174H160V173H159ZM162 174H163V173H162ZM188 174H187V175H188ZM253 174H254V173H253ZM256 174H257V173H256ZM256 174H255V175H256ZM66 175H67V174H66ZM75 175H76V173H75ZM85 175H86V174H85ZM106 175H104V176H106ZM117 175H118V174H117ZM140 175H141V174H140ZM149 175H150V174H149ZM160 175H161V174H160ZM170 175H174V174H171V173H170ZM179 175H180V176L183 175V174H181V171H180ZM197 175H198V173H197ZM202 175L200 174V176H202ZM211 175H212V173H211ZM211 175H209V176H211ZM220 175H219V177H220ZM248 175H249V174H248ZM91 176H92V175H91ZM91 176L88 175V178L91 179ZM107 176H108V175H107ZM107 176H106L105 178H109V177H107ZM111 176H112V175H111ZM111 176H110V177H111ZM145 176H146V175H145ZM145 176H144V177H145ZM195 176H196V175H195ZM205 176H206V173H205ZM252 176H253V175H252ZM68 177H69V176H68ZM73 177H74V176H73ZM76 177H77V176H76ZM76 177H75V178H76ZM85 177H86V176H85ZM93 177H94V176H93ZM97 177L95 176V178H93L92 180L97 181V182L100 183L102 180H101V181H98L99 179H98V180H95ZM123 177H124V176H123ZM126 177H127V176H126ZM160 177H161V176H160ZM160 177H159V178H160ZM182 177L185 178L184 176H182ZM219 177H217V178H219ZM226 177H227V176H226ZM249 177H250V176L247 177V178H248L247 180H249ZM66 178H67V177H66ZM75 178H74V179H75ZM113 178H114V175H113V177H112V180L109 179V182H108V181H107V182L110 183V181H111V182L114 181ZM115 178L118 179V176H116ZM142 178H143V176H142ZM210 178H212V176H211ZM223 178H221V179L224 181V184H225V180H226V179H223ZM252 178L254 179V177H251V178H250V181L253 182L254 187H255V186H256L255 183H257V179L254 181V180H251ZM53 179H54V184H53V185H55V184H58V185H55L54 187H50V186H49L50 188H49V190H48V188H46L47 186L45 187V184H46V185H47V184H49V185L51 184V186H53V185H52V183H53L52 180H53ZM63 179L65 180V178H63ZM68 179L70 180V178H68ZM86 179H87V178H86ZM116 179H115V182H112V183H117L118 181L116 182ZM156 179H157V178H156ZM161 179H162V178H161ZM166 179H167V178H166ZM192 179H190V181H191ZM198 179H199V178H198ZM208 179H209V178H208ZM228 179H229V178H228ZM228 179H227V183L229 184V186L233 185L232 181L228 182ZM230 179H229V180H230ZM64 180H63V181H64ZM88 180H89V179H88ZM88 180H87V181H88ZM92 180H91V181H92ZM128 180H129V178H128ZM137 180H138V179H137ZM142 180H143V179H142ZM145 180H146V178H145ZM159 180H160V179H159ZM164 180H165V179L162 180V181H163L162 183H163V184H166V183H164V182H166L167 180H166V181H164ZM182 180H183V179H182ZM218 180H220V178H219V179H215V178H214V179H211V182H213V186H214V187H213V190H214L213 195H216V193L219 194L218 192L220 191V187L222 188V190H221L222 193L224 192V191H223V187L225 188V186L222 185L221 182H219ZM50 181H51L52 183H51ZM65 181H66V180H65ZM70 181H71V180H70ZM87 181H86V182H87ZM119 181H120V180H119ZM133 181H134V180H133ZM154 181H155V180H154ZM204 181H205V179H204ZM206 181H207V180H206ZM217 181L219 182V184L222 185V186L219 187V189H218V187H217L218 190L214 189L217 185H219ZM244 181H245V182H244ZM84 182H85V181H84ZM97 182L95 183V185L97 184V185L95 186V188H97V186H100V189H101V190L104 189V192H105V189L108 190V192L110 191V192H109L110 194L107 192V194H109V196L106 194V197H107L108 199L110 198V196H112V194H113V197H114V195L116 196V194H117L118 198H121V197L118 195V193L114 194L115 192H117V191L120 190V189H118V188L116 187L117 189H114V190H116V191H113L114 193L112 192V194H111V191H112V190H109V189H110V188L108 187L109 184L106 182V180H105V181H102V182H106V183L108 184V185H107V188H108V189H107L106 186L104 185L105 183H102V182H101L104 186L100 183V184L103 186V189H102V186L99 185V183H97ZM122 182H123V181H122ZM137 182H138V181H137ZM152 182H153V181H152ZM193 182H194V181H193ZM196 182H195V183H196ZM199 182H200V180H199ZM199 182L196 183V184H199ZM202 182H203V181H202ZM215 182H216V183H215ZM239 182H240V181H238V183H237V182H236V183L239 185ZM252 182H251V183H252ZM62 183H63V182H62ZM65 183H66V185H65V187H66L68 184H67V182H65ZM65 183H64V184H65ZM71 183H72V182H71ZM88 183H89V182H88ZM91 183H92V182H91ZM124 183H125V182H124ZM127 183H128V182H127ZM142 183H144V185H145V182H142ZM159 183H160V182H159ZM204 183H205V182H204ZM204 183H203V184H204ZM209 183H210V182H209ZM231 183H232V184H231ZM236 183L234 184V186L236 185L235 188H236V187L238 188V186H237ZM251 183L248 184V186H249V185H253V184H251ZM64 184H63V185H64ZM72 184H73V183H72ZM79 184H80V181H79ZM110 184H111V183H110ZM119 184H120V182H118L117 186H119ZM128 184H129V183H128ZM128 184H127V185H128ZM148 184H149V183H148ZM148 184H147V185H148ZM190 184H191V183H190ZM196 184H195V186H199V188H200V185H196ZM206 184H207V183H206ZM214 184H215V185H214ZM230 184H231V185H230ZM260 184H261V183H260ZM260 184H258V187L260 186ZM80 185H81V184H80ZM86 185H87V184H86ZM91 185H93V184H91ZM91 185L89 184L88 186H91ZM127 185H126V186H127ZM70 186H72V185H70ZM110 186H111L112 189L115 188V187H112V185H110ZM113 186H114V185H113ZM142 186H143V185H142ZM162 186H163V185H162ZM162 186H161V187H162ZM201 186H203V185L201 184ZM261 186H262V185H261ZM261 186H260V189H261ZM65 187H63V189L67 191V188H65ZM67 187H68V186H67ZM82 187H83V186H82ZM85 187H86V186H85ZM92 187H93V186H92ZM104 187H105V188H104ZM153 187H154V186H153ZM155 187H157V186H155ZM155 187H154V188H155ZM158 187H160V186H158ZM188 187H191V186H188ZM192 187H193L192 190H194V184H193ZM245 187H244V188H245ZM254 187H253V188H254ZM69 188L71 189V187H69ZM87 188H88V187H87ZM119 188H120V186H119ZM132 188H133V187H132ZM138 188H140V187H137V189H138ZM148 188H149V186H148ZM148 188H147V189H148ZM150 188H151V187H150ZM150 188H149V189H150ZM180 188H181V187H180ZM199 188L196 187L195 190H196L197 192H199V191H198ZM229 188H230V187H229ZM248 188H249V187H248ZM255 188H256V187H255ZM59 189H60V188H59ZM78 189H79V187H78ZM97 189H98V188H97ZM100 189H98V190H100ZM126 189H129V188H126ZM126 189H125V190H126ZM130 189H131V188H130ZM137 189H136V190H137ZM143 189H144V187H142V190H143ZM208 189H209V188H208ZM211 189H212V188H211ZM211 189H210V190H211ZM231 189H232V188H231ZM240 189H242V191H241ZM246 189H247V188H246ZM251 189H252V188H251ZM257 189H258V188H257ZM50 190H51V191H50ZM53 190H54V191H53ZM83 190H84V189H83ZM88 190H89V188L87 189V191H88ZM93 190H95L94 187H93ZM93 190H92V191H93ZM98 190H96V192H98ZM101 190H100V191H101ZM134 190H135V189H134ZM134 190H133V191H134ZM153 190H155V189H153ZM153 190H152V192H154ZM158 190H159V189H158ZM158 190H157V191H158ZM161 190H162V188H161ZM165 190H166V189H165ZM165 190H162V191H165ZM188 190H189V189H188ZM188 190H187V191H188ZM190 190H191V188H190ZM215 190H216V191H215ZM224 190H226V192L229 191L228 188H227V185H226V189H224ZM248 190H249V189H248ZM59 191H60V192H59ZM68 191H69V189H68ZM68 191H67L66 193H68ZM126 191H128V190H126ZM126 191H125V192H126ZM138 191H139V190H138ZM140 191H141V190H140ZM140 191H139V192H140ZM157 191H155V193H157ZM159 191H160V190H159ZM159 191H158V192H159ZM175 191H176V190L174 189L173 192H175ZM200 191H201V190H200ZM217 191H218V192H217ZM221 191H220V193H221ZM255 191H256V190H255ZM259 191H260V190H259ZM262 191H264V190H262ZM70 192H72V191H70ZM75 192H76V191H75ZM93 192H94V191H93ZM101 192H103V191H101ZM118 192H120V191H118ZM136 192H137V191H136ZM152 192H150V194H151ZM165 192H166V191H165ZM189 192L192 193L191 191H189ZM194 192H195V191H193V193H194ZM203 192H205V191L203 190ZM211 192H213V191H211ZM233 192H234V190H233ZM233 192H232V193L230 192V193L233 195ZM241 192H242V193H241ZM247 192H249V191H247ZM257 192H258V191H257ZM59 193L62 194L61 197L59 196ZM66 193H65V194H66ZM84 193H85V192H84ZM86 193H87V192H86ZM91 193H92V192H91ZM120 193H121V192H120ZM129 193H130V192H129ZM143 193H144L145 195L148 194L147 192H143ZM143 193H142V191H141V194H143ZM159 193H160V192H159ZM222 193H221V195H223L222 198L224 197V195H227V193H226V194H225V193L222 194ZM228 193H229V192H228ZM230 193H229L228 196L224 197V201H223L222 198H221V200H220L221 203H220V201H219L220 205H219L218 202H212V203H215V205H214L215 208H217L218 206H219V208H220V209L218 208V210H217V209H215V210H217V211H219L220 213H222V212L224 211V209H226V206H225L224 204L226 203V205H227V203H229V201L233 200V198L236 196V195H234V197H233V196L231 197V194H230ZM239 193H240V195H239ZM250 193H251V192H250ZM250 193H248V194H250ZM259 193H260V192H258V194H259ZM61 194H60V195H61ZM70 194H71V193H70ZM76 194H77V193H76ZM81 194H82V193H81ZM88 194H89V193H88ZM99 194H100V193H99ZM99 194H98V195H99ZM103 194H104V193H103ZM103 194H100V195H99L100 197H99L98 199H101V200H102V196H105V194H104V195H103ZM126 194H127V192H126ZM135 194H136V193H135ZM138 194H139V193H138ZM150 194H149V195H150ZM161 194H162V193H161ZM163 194H165V193L163 192ZM166 194H167V192H166ZM195 194H196V193L193 194V195L195 196V199H196L197 196H200L199 194H198L197 196H196ZM200 194H201V193H200ZM207 194H209V193H207ZM210 194H212V193H210ZM210 194H209V195H210ZM243 194H244V195H243ZM258 194H257L256 196H254V194H253V201H254L255 199L257 200V201H256V200L254 201V202H256V204H257L258 201H261V200L258 199V197H257ZM63 195H64V196H63ZM71 195H73V192H72ZM93 195H95V192L92 194V196H93ZM98 195H97V196H98ZM120 195H121V194H120ZM123 195H124V194H123ZM132 195L134 196V193L131 194V195H129V196L132 197ZM149 195H147V196H149ZM152 195L155 196V194H152ZM185 195H186V194H185ZM185 195H184V196H185ZM187 195H189V197H192V196H193V195L190 196L191 194H187ZM187 195H186V196H187ZM201 195H202V194H201ZM68 196L70 197V200L74 199V197H75V201H76V199H77V198H76L77 196H73L72 199H71V196H70V195H68ZM85 196H86V195H85ZM129 196L127 195L126 197H129ZM150 196H151V195H150ZM150 196H149L150 200H146V203H147V201H152V199H151ZM158 196H160V194H159ZM163 196H166V195H163ZM167 196H168V195H167ZM169 196H170V195H169ZM184 196H183V197H184ZM216 196H220V195H216ZM241 196H240V198H241ZM261 196H262V195L259 194V198H261ZM263 196H264V195H263ZM69 197H68V198H69ZM86 197H87V196H86ZM88 197H90V195H89ZM94 197H95V196H94ZM106 197H105V198H106ZM126 197H122V198H126ZM134 197H135V196H134ZM138 197H139V196H138ZM143 197H144V196H143ZM143 197H142V199H143ZM189 197H187V198L184 197V198H183L184 200H182V199H181V200H182L183 202L187 201V203H188V202L191 201V199H190V201H189ZM202 197H203V196H202ZM228 197H229L231 200H229ZM254 197H255V199H254ZM81 198H82V197H81ZM107 198H106V199H107ZM144 198H145V197H144ZM155 198H156V197H155ZM158 198H160V197H158ZM166 198H167V197H166ZM176 198H177V197H176ZM176 198H175V200H176V202H178ZM192 198L194 199V197H192ZM197 198H200V197H197ZM203 198H207V197H203ZM214 198H215V196H214ZM225 198H226V199H225ZM235 198H236V197H235ZM263 198H264V197H263ZM263 198H262V201H263ZM62 199H63V200H62ZM84 199H85V198H84ZM90 199H91V198H90ZM96 199H97V197H96ZM96 199H94V200H96ZM114 199H115V198H114ZM126 199H127V198H126ZM126 199H125V200H126ZM135 199H136V198H135ZM135 199H134V200H135ZM146 199H148V198H146ZM168 199H169V197H168ZM168 199H167V201H168ZM179 199H180V198H179ZM186 199H188V200H186ZM207 199H208V198H207ZM211 199L214 200V201H216V200L213 199V198H211ZM216 199H220V197H216ZM227 199H228V200H227ZM65 200H64V201H65ZM91 200H92V199H91ZM110 200H111V198H110ZM110 200H109V201H110ZM112 200H113V199H112ZM112 200H111V201H112ZM116 200H117V199H116ZM118 200H119V199H118ZM118 200H117V201H118ZM122 200H123V199H122ZM128 200H129V198H128ZM136 200H137V199H136ZM158 200H159V199H157V201H158ZM164 200H166V199H164ZM169 200H170V199H169ZM204 200H206V199H204ZM204 200H203V202H204ZM209 200H210V199H209ZM248 200H249V199H247V202H248ZM75 201H74V203H75ZM79 201H82V200H79ZM79 201H77V202H79ZM89 201H90V200H89ZM106 201H107V200H106ZM114 201H115V200H114ZM119 201H121V199H120ZM131 201H133V199H131ZM138 201H139V200H138ZM153 201H154V202L156 201V200H154V197H153ZM167 201H166V203H167ZM182 201H180L181 204H184V203H182ZM192 201H193V200H192ZM206 201H207V200H206ZM206 201H205V202H206ZM225 201H226V202H225ZM235 201L237 202V200H233V202H235ZM240 201H241V199H240ZM242 201H244V200H242ZM245 201H246V199H245ZM70 202H71V201H70ZM85 202H86V200H85ZM94 202H95V201H94ZM99 202H100V200H99ZM99 202H98V203H99ZM121 202H123V201H121ZM129 202H130V201H129ZM129 202H128V206H129V204H130ZM142 202H143V201H142ZM168 202H169V201H168ZM180 202H178V203H180ZM198 202H200V201H198ZM198 202H197V201L195 202V200H194V203H193V204L198 203ZM207 202H208V201H207ZM209 202H210V201H209ZM222 202H225V203H222ZM233 202L231 201L232 204H233ZM250 202H251V201H250ZM68 203H69V202H68ZM81 203H82V202H81ZM89 203H90V202H89ZM91 203H92V202H91ZM91 203H90V204H91ZM95 203H96V202H95ZM109 203H110V202H109ZM114 203H115V202H114ZM117 203H118V202H117ZM125 203H126V202H125ZM136 203H138V202H136ZM140 203H141V202H140ZM150 203H152V202H150ZM160 203H161V202H160ZM173 203H174V202H173ZM185 203H186V202H185ZM187 203H186V205H187ZM200 203H202V202H200ZM216 203H217V205H216ZM237 203H238V202H237ZM242 203H243V202H242ZM259 203H260V202H259ZM259 203H258V204H259ZM49 204H50V205H49ZM53 204H54V205H53ZM69 204H70V203H69ZM79 204H80V203H79ZM90 204H89V205H90ZM99 204H100V203H99ZM104 204H105V200H104ZM131 204H132V203H131ZM131 204H130V205H131ZM134 204H135V203H134ZM134 204H133V205H134ZM138 204H139V203H138ZM141 204H143V203H141ZM152 204H153V203H152ZM163 204H164V203H163ZM167 204H168V203H167ZM169 204H170L169 207H171V206L174 207V208H172V209H174V210H173L174 212L169 208V210H171L170 213H175V216L178 215V217H179V214H181V215H180V218H181V219H180V218H179V220L176 219V220H178V222L181 220L183 224H184V222H186V223L189 225L191 222H193V221L196 219V218H195V219L193 218V219H191L192 221L189 222L190 219H187L188 217H187L186 215H187L189 212H191V210H190V211L187 210L188 213H187L186 211H184V210H183V211L180 210V212H182V213H183V212L187 213V214L184 213V214H185V215H184V214H182V213H179L178 211H175V209H176V205L172 204V202H170ZM176 204H177V203H176ZM202 204H203V206L205 205L204 203H202ZM202 204H199V205L196 204V206L198 205V207H199V206L202 205ZM232 204H231V205H232ZM245 204H246V203H245ZM251 204H252V202H251ZM263 204H264V203H263ZM55 205H56V206H55ZM59 205H58V206H59ZM72 205H73V207H74V204H72ZM75 205H76V204H75ZM81 205H83V204H81ZM106 205H107V206H104V205H103L104 208H105V207H106V208L108 207V209H109L110 207H109L108 202L106 203ZM114 205H115V204H114ZM125 205L127 206V204H124V206H125ZM133 205H132V207H133ZM149 205H150V204H149ZM190 205H191V204H190ZM190 205H188V206L190 207ZM228 205H230V204H228ZM243 205H244V204H243ZM246 205H248V203H247ZM249 205H250V204H249ZM260 205H261V204H260ZM260 205H258V206H260ZM48 206H49V208H50V206H53L52 208H54L55 211L52 210V208H51V210H49V209H48ZM58 206H57V208H59ZM97 206H98V205H96V207H97ZM101 206H102V204H101ZM115 206H116V205H115ZM115 206H114V207H115ZM119 206H120V204H119ZM124 206L121 205L120 207L122 208V207H124ZM136 206H137V204L135 205V207H136ZM138 206H140V205H138ZM142 206H143V205H142ZM144 206H146V205H145V202H144ZM163 206H164V205H163ZM180 206H184V205H180ZM192 206H194L193 208H195V205H192ZM212 206H213V205H212ZM232 206H233V205H232ZM232 206H231V208H232ZM64 207H62V208H64ZM80 207H81V206H80ZM83 207H84V206H83ZM94 207H95V206H94ZM96 207H95V208H96ZM130 207H131V206H130ZM140 207H141V206H140ZM161 207H162V206H161ZM164 207H165V206H164ZM167 207H168V206H167ZM167 207H165V208L168 210ZM177 207H178V206H177ZM208 207H209V206H208ZM229 207H230V206H229ZM229 207H228V208H229ZM235 207H236V206H235ZM244 207L246 208V206H244ZM250 207H251V206H250ZM255 207H257V206H255ZM255 207H253V205H252L251 208H255ZM41 208H42V209H41ZM71 208H72V206H71ZM102 208H103V207H102ZM102 208H101V209H102ZM115 208H116V207H115ZM124 208H125V207H124ZM127 208H128V207H127ZM127 208H126V209H127ZM141 208H142V207H141ZM151 208H152V206L150 205L149 209H151ZM153 208H154V207H153ZM157 208H158V207H157ZM162 208H163V207H162ZM162 208H161V209H162ZM185 208H186V207H185ZM193 208L191 207V209H193ZM221 208H222V209H221ZM241 208H243V207H241ZM258 208H259V207H258ZM258 208H257V209H258ZM31 209H34V210L32 211ZM72 209H73V208H72ZM72 209H71V211H74V210H72ZM80 209H81V208H80ZM88 209H89V208H88ZM97 209H98V207H97ZM99 209H100V207H99ZM118 209H120V208H117L116 210H118ZM126 209H125V210L121 209V210H122V211H126ZM132 209H134V207H133ZM135 209H137V207H136ZM143 209H144V208H143ZM177 209L179 210V207H178ZM177 209H176V210H177ZM181 209H183V208H181ZM189 209H190V208H189ZM196 209H197V208H196ZM203 209H204V208H203ZM209 209H210V207H209ZM209 209L204 210L205 213H206V211L208 212ZM213 209H214V208H213ZM213 209H212V207H211V210H210V211L214 214V216L218 215L219 212L216 211V212H215L216 214H215ZM257 209H256V210H257ZM260 209H263V207H262V208L260 207ZM260 209H259L258 211L255 210V211H256V212H255L256 215H257V213L260 211ZM81 210H82V209H81ZM90 210H91V209H89V211H90ZM93 210H94V208H93ZM121 210H120V211H121ZM144 210H145V209H144ZM185 210H186V209H185ZM197 210H198V209H197ZM199 210H200V209H199ZM212 210H213V211H212ZM220 210H221L222 212H221ZM228 210H229V209H228ZM242 210H243V209H242ZM30 211H31V212H30ZM38 211H39V210H38ZM50 211H51V212L54 211L53 213H55V214H54V217H55V218L52 217V216H53V213L51 214ZM56 211H57V212H56ZM59 211H60V213H58ZM77 211H78V210H77ZM89 211H88V212H89ZM95 211H97V210H95ZM103 211H107V210H106V209H103ZM109 211H111V209H110ZM109 211L106 212V213H108V214H106V215H110V214H109ZM118 211H119V210H118ZM132 211H133V210H132ZM132 211H131V209H130V213H131ZM147 211H148V210H147ZM152 211H153V210H152ZM192 211H193V210H192ZM195 211H196V210H194V212H195ZM204 211H202V212H204ZM235 211H237V210L235 209ZM244 211H246V210H244ZM248 211H250V210H248ZM252 211H254V210H252ZM99 212H102V211L100 210ZM111 212H112V211H111ZM113 212H115V210H113ZM135 212H136V211H135ZM138 212H140V211L138 210ZM142 212H143V211H142ZM161 212H163V211H161ZM168 212H169V211H168ZM176 212H178L179 214L176 215ZM197 212H198V213H197ZM197 212H195V213H197V214L202 213V212H199V211H197ZM224 212H227V211L225 210ZM242 212H243V211H242ZM34 213L37 214L36 217H38V219H39V220L37 219V222H39V221H41V220L43 219V213H41L40 215H38L37 212H34ZM57 213H58V216H57ZM70 213H71V212H70ZM74 213H76V212H74ZM123 213H124V212H123ZM130 213H128V214L125 213V215L127 214V215H126L127 217H128V215H130V216H129V218H130V217H131V214H132V213H131V214H130ZM136 213H137V212H136ZM144 213H145V212H144ZM153 213H154V211H153ZM155 213H156V212H155ZM205 213H203V214H205ZM212 213H209V214H212ZM229 213H230V212H229ZM229 213H228V214H229ZM244 213H245V212H244ZM247 213H248V212H247ZM252 213L254 214V212H252ZM252 213H251V211H250L249 214H251V215H249V216H252V215H253ZM262 213H263V212H262ZM72 214H73V212H72ZM104 214H105V213H104ZM118 214H119V213H118ZM120 214H121V212H120ZM120 214H119V215L116 214V216H118V217L114 216L115 219L112 218L113 220L117 221V223H118V222H119V223L122 222V221H118V219H119V220H123V219L125 218V217H124V218L122 219V216H123V215H120ZM138 214H139V213H138ZM142 214H143V213H142ZM147 214L149 215L148 217H151V216H150V212L147 213ZM193 214H194V213H193ZM207 214H208V213H206L205 215L208 216ZM222 214H223V213H222ZM238 214H239V213H238ZM263 214H264V213H263ZM263 214H262V215H263ZM24 215H25V216H24ZM73 215H76V214H73ZM80 215H81V214H80ZM102 215H103V214H102ZM102 215H100V217H101ZM112 215H113V214H112ZM112 215H111V217H112ZM114 215H115V213H114ZM135 215H136V214H135ZM139 215H140V214H139ZM139 215H138V216H139ZM151 215H153V214H151ZM155 215H156V214H155ZM155 215H153V217H151V219H152L151 221H153L152 223H154V220L156 221L157 218H158V216H155ZM173 215H174V214H173ZM182 215L185 216V218H184L185 221H183L184 219H182ZM190 215H192V213H190ZM190 215H188V216L190 217ZM194 215H195V214H194ZM201 215H202V214H201ZM219 215H220V216H219ZM219 215H218L219 217L222 216L221 214H219ZM247 215H248V214H247ZM254 215H255V214H254ZM258 215H259V216H258V219H257V216H256V217L254 216V217H255V220H254V221H256V219H257V221H260V222L264 223L262 220H259L260 218L263 219V218H264V215H263V217H261L260 212H259ZM31 216L34 217V214L32 213ZM40 216H42V219H41V220H40ZM60 216H61V217H60ZM67 216H68V217H67ZM70 216H71L72 218H71ZM119 216H120L121 219L119 218ZM142 216H144V214H143ZM167 216H168V213H167ZM169 216H170V214H169ZM171 216H172V214H171ZM184 216H183V217H184ZM209 216H210V215H209ZM218 216H216V218H217ZM223 216H224V214H223ZM21 217H23L24 222H23L22 219H20ZM25 217H26V218H25ZM28 217H30V216H28ZM32 217H30V219H32ZM36 217H34V219H35ZM58 217H59V218H58ZM100 217H99V218H100ZM103 217H104V216H103ZM107 217H108V216H107ZM107 217H106V218H107ZM111 217H109V218H111ZM140 217H141V216H140ZM155 217H156V219H155ZM173 217H174V216H173ZM173 217H172V218H173ZM178 217H176V218H178ZM197 217H198V216H197ZM211 217H212V219H213V216H211ZM13 218L15 219L14 221H16V219H17V221L20 219L19 221H20L21 223H20V226H18V227H16V228H14V229L11 230V228H12L13 225L15 224L14 221L11 222V220H12ZM45 218H44V219H45ZM56 218H57V219H56ZM63 218H64V219L66 218V220H64V222H66V225L64 224L63 220L61 221V219H63ZM81 218H82V217H81ZM93 218H94V217H93ZM116 218H117V219H116ZM135 218H136V217H135ZM153 218H154V219H153ZM204 218H205V217H204ZM216 218H215V219H216ZM221 218H222V219L225 218L226 220L228 219L227 217H221ZM221 218H219L221 221H218L219 219H218V220H217V219L215 220L217 224H215V221H214V224H213V221H212L211 218H210V220H209V218H208L209 221L206 220V221H208L209 223H208V222L205 223V220H203V222H204L205 224H207L206 226H208V227H209L208 224H210V222H211L212 224H210V225H212V227L210 226V228H213V229H215V228L217 229V228H218V229H222V230H223V227H225L223 224H225V223H223L224 220H222ZM28 219H29V218H28ZM68 219H70V220H68ZM71 219H72V221H71ZM78 219H80V218H78ZM78 219H77V220H78ZM82 219H84V218H82ZM95 219H96V218H95ZM101 219H102V218H101ZM101 219H100V220H101ZM112 219H111V220H112ZM243 219L245 220L246 218H243ZM252 219H254V218L252 217ZM32 220H33V219H32ZM56 220H58V221H56ZM86 220H87V221L84 220V222L82 221L80 224H82V223H83V225H84V224H87L88 219H86ZM135 220H137V219H135ZM140 220H141V219H140ZM143 220H144V222H141L142 220L140 221V223H143V224H141L142 227H143V225L146 226L147 223H148V222H147V218H145V216H144V219H143ZM145 220H146V221H145ZM158 220H159V219H158ZM166 220H167V219H166ZM186 220H187L188 222H187ZM196 220H197V219H196ZM200 220H201V219H199L198 221H200ZM213 220H214V219H213ZM247 220H248V219H247ZM263 220H264V219H263ZM17 221H16V222H17ZM51 221H52V222H51ZM59 221H61V222H59ZM67 221H68L69 223H70V222H71V223L68 224ZM73 221H74V222H73ZM89 221H90V220H89ZM101 221H103V220H101ZM115 221H114V223L112 222L113 224H110L111 222H108V221H107V222H108V225H107V226H109L110 229L108 230L107 228H109V227H105V228H104L105 230H103V231H106V230H107L105 234L108 235V237L105 236V234L103 233V231H102V233H103L102 236H101V234L99 235L101 238L104 236L103 238L106 239V242H107V240H109V241L112 240L111 242H113V239L115 238V239H114L115 241L113 242V244H112L111 242H108V243L104 242V240L101 239V238H99V236H98V239H99V240H100V239L103 240V241H101V240L99 241L100 243L103 242V245H102V243H101V246H102L101 248H102V251H103V252H106V251L103 250V246H104V244H105V246H107L106 244L109 245V247H107V249H106L105 246H104V249L107 250L108 254H109V251H110L111 249H113L114 251L111 250V251H110V255H108L107 252H106L107 257H106V255H104L105 253L103 254V252H102V251L100 252V250L95 252L96 255H97L98 252H100V254H103V255H101V256H99L100 254H98L97 256H99L100 258H102L103 260H102V259H101V260L104 261V262H107V264H108L109 261H110L109 263L112 264L111 261H115V260L117 261V259H118V261H117L118 263L115 261V262H116L115 264H121V263H122V264H126V263L129 262V260H127V261H128V262H127L126 259H129L130 257H131V258L134 257V262H135V263H134L133 260H132V263H134V264H136L138 261H141V262H143V263L145 262V264H148V263H146V262H149V261H150V262H149V264H150V263L152 262V261H151L152 258H151V260L149 259L148 261H146V260L148 259L147 256L149 255L148 251H146V250H144V252H145L144 254L147 255V256H146V257H147L146 260H145V259L140 260V258H138V257H141V255H138V254H137L138 257H136L137 255H136V256H128L129 254L131 255L132 251H133V253H135L134 251H136V252H137V251H138V252L141 251V249L139 250L138 248H137L138 250H133L132 248H130V247H131L130 244L132 243L131 245L133 246V243H134L135 241L142 243V241H139L140 239H137V236H136L135 239H133V240H135V241H134V242L132 241V238L135 236V235H133L132 233H135V232H134V231H135V228H136L135 226H136V223L138 224V221H139V220L136 221L135 226H133V227L130 226V222H128L129 224H127L126 222H124L125 220H123V222H124L126 225H129V226H123V225H125V224H122V226H123V228H125V230L127 229L126 227H128V230H127V232H126L128 235H130L131 231L134 230V231L131 233V235H133L132 238H131V236H130L131 239H129V237H127L128 235H127V236L125 235V234H126L125 232H124V234H123V232H121V231H123L124 229H122V228L120 229L121 224L119 225V223L117 224ZM127 221H128V220H127ZM129 221H131V220H129ZM149 221H150V220H149ZM159 221H160V220H159ZM159 221H158V223H160V225H161V221H162V220H161L160 222H159ZM181 221H180V222H181ZM198 221H197V222H198ZM227 221H228V220H227ZM227 221H226V222H227ZM22 222H23V223H22ZM26 222H27V221H26ZM37 222L35 223L36 225H37ZM44 222H45V221H44ZM44 222H43V220L40 222V223H43V224H41V226L46 224V222H45V224H44ZM97 222H99V221H97ZM103 222H104V221H103ZM103 222H101V223L105 225L106 222H105V223H103ZM131 222H133V221H131ZM146 222H147V223H146ZM174 222L176 223L175 220H174ZM194 222H195V221H194ZM194 222H193V223H194ZM218 222H220V224L223 225V226L220 227L221 225L218 224ZM260 222H259V223H260ZM12 223H14V224H12ZM40 223H38V224H40ZM51 223H53V224L51 225ZM93 223H94V222H93ZM144 223H146V225H145ZM152 223H150V225H151ZM158 223L156 224L157 227H158ZM171 223H172V221H171ZM199 223H200V222H199ZM199 223H198V224H199ZM249 223H250V222H249ZM35 224H34V225H35ZM48 224H47V226H48ZM59 224H60V226H59ZM62 224H64L65 229L63 228V225H62ZM67 224H68V225H67ZM71 224H72V225H71ZM94 224H95V223H94ZM94 224H93V225H94ZM114 224H116L117 226H114ZM198 224H197V225H198ZM201 224H202V222H201ZM205 224H204V225H205ZM228 224H229V222H227V224H225V225L227 226V227L224 228L225 230H226V228H228V230L230 229L229 232L232 230V228H233L234 231L237 230L236 228L232 227L233 223H232V224H229V225H231L232 228H231ZM237 224H238V223H237ZM245 224H246V223H245ZM251 224H252V223H251ZM251 224H249V225L251 226ZM90 225H91V224H90ZM110 225H111V226H110ZM112 225H113V227H115V228H113ZM118 225H119V227H118ZM131 225H132V223H131ZM133 225H134V224H133ZM148 225H149V223H148ZM152 225H153V227H154L155 224H152ZM156 225H155L154 228H156ZM162 225H163V224H162ZM162 225H161V226H162ZM164 225H165V224H164ZM164 225H163V226H164ZM170 225H171V224H170ZM173 225H174V223H173ZM173 225H172V226H173ZM177 225H182V224H176V226H177ZM188 225L186 226L187 228H188ZM191 225H195V224H192V223H191ZM191 225H190V226H191ZM204 225H202V226H204ZM213 225H215V228L213 227ZM259 225H260V224H259ZM55 226H54V228H55ZM94 226H95V225H94ZM100 226H101V225H100ZM138 226H140V225H138ZM176 226H175V228H176ZM182 226H183V225H182ZM245 226H246V225H245ZM250 226H249V227H250ZM253 226H254V225H253ZM255 226H256V225H255ZM255 226H254L253 228H255ZM260 226H261V225H260ZM37 227L40 228V225H39V226L37 225ZM96 227H97V226H96ZM111 227H112L113 229H115L114 231H116L117 229H119V230H117L116 233H115V232L112 230ZM116 227H117V228H116ZM129 227H130V228H129ZM131 227H132V228H131ZM164 227H165V226H164ZM178 227H181V226H178ZM178 227H177V228H178ZM186 227H185V226L182 227L184 233L186 232V229H184V228H186ZM192 227H193V226H192ZM192 227H190V228H192ZM195 227H196V225H195ZM198 227H199V226H198ZM204 227H205V226H204ZM219 227H220V228H219ZM229 227H230V228H229ZM236 227H237V226H236ZM246 227H247V226H246ZM257 227H258V225H257ZM54 228H53V229L51 228V230L53 231ZM58 228H60V230H59ZM61 228H62V230H61ZM84 228H85V226H84ZM93 228L95 229V227H93ZM98 228H100L99 225H98ZM102 228H103V226H101V230H102ZM138 228H139V227H137L136 230H137ZM144 228H146V229H145V232H146V231H149V232H150L149 228L151 229V232L153 231L152 229H154V228H151V226H149V228H148V226H146V227H144ZM147 228H148V229H147ZM158 228H159V227H158ZM182 228H180V229H182ZM190 228H189L188 230H192V229H190ZM205 228H207V227H205ZM250 228H252V226H251ZM253 228H252V229H253ZM258 228H259V227H258ZM261 228L263 229L264 227H261ZM49 229H50V228H48L46 231H49ZM68 229H69V228H68ZM91 229H92V226H91ZM94 229H93V230H94ZM129 229H131V230L129 231ZM132 229H133V230H132ZM160 229H161L160 232H159L158 230L156 231V232H157L156 235H155L156 237H154V238H157V237L159 236V234H160V235H161V234H164V232L167 233V229L165 230V229L162 228V227H161ZM162 229L165 230V231H163ZM168 229H169V228H168ZM170 229H171V228H170ZM173 229H174V227H173ZM173 229L171 230V232H172L173 234H174V232H175V235H174L172 238L177 239V238H176V237H177V234H179L180 232H183V231L180 230V229L178 228V230H177V232H176V231H174ZM193 229H194V228H193ZM218 229H217V230H213V232H211V234H210L211 237H213V236H212V233H214V234H213L214 237L211 238V239H216L215 237H217V238L220 239V237L222 236L223 238L221 237L222 239H220V240L217 241V243L220 241V242H219L220 244H217V245H221V241L223 240L225 243L222 241V245H221V246H223V245L226 244L227 247H226V246H225V247L223 246V248H222V247L220 246L221 249L219 250V249H217V248H220V247H218V246L215 245L216 247H215V248H212V249H215V252H216V250H218V251H222L223 256H224L225 254L228 255V253H226V248H228V252H231V250H232L233 252L236 251V250H234V249H235V246H234V248H232V247H233V244H234V245L236 244V243H233V242H234V241L236 242V241H238V239H240V236H239L238 231L240 232V234H242L241 232H242L243 230H241V229H240L241 231L238 230V231H237V233H238L237 236H236V234H234V235L236 236V238H237V237H239V238H238L237 240L235 239L234 241H232L233 244L231 245V243L229 244L228 242H227V243H228V244H227L226 241L230 240V238H231V239H234L235 236H234V238L228 236V235L231 234V233H227L228 230H226L225 232H224V230H223L222 233H224V234L221 235V230H218ZM235 229H236V230H235ZM252 229H251V230H252ZM256 229H257V228H256ZM262 229H260V230L262 231ZM38 230H39V229H38ZM93 230H92V231H93ZM110 230H112L111 233H109ZM120 230H121V231H120ZM142 230H143V229L140 228V230L138 229L137 232H138V233H139V231L142 232ZM154 230H156V229H154ZM179 230H180V231H179ZM188 230H187V234H188V233L190 234V232H188ZM195 230H197V229H195ZM233 230H232V232H233ZM258 230H259V229H258ZM55 231H54V232H55ZM59 231H60V232H59ZM90 231H91V230H90ZM128 231H129L130 233H129ZM178 231H179V233H178ZM192 231H193V230H192ZM206 231H208V228H207ZM206 231H205V232H206ZM210 231H212V229H211ZM214 231H215L217 234H220V235L217 236V234H215ZM252 231H254V230H252ZM256 231H257V230H256ZM261 231H260V232H261ZM36 232H40L41 235H39V234L36 233ZM42 232H43V233H46V234L43 235ZM54 232H53V233H54ZM61 232H62V233H61ZM97 232H99V231H97ZM97 232H96V233H97ZM100 232H101V231H100ZM107 232H108L110 235L112 234V236L109 237V234H108ZM113 232H114V233H113ZM154 232H155V231H154ZM158 232H159V233H158ZM161 232H163V233H161ZM199 232L201 233L202 231H199ZM244 232H245V231H244ZM257 232H258V231H257ZM263 232H264V231H262V233H263ZM48 233H49V232H48ZM50 233H51V232H50ZM57 233H56V235H57ZM138 233H136V234H138ZM169 233H170V232H168V234H167L168 236H169L170 234L172 235V233H170V234H169ZM176 233H177V234H176ZM184 233L180 234L181 237H182V236L185 237L186 233H185V234H184ZM192 233H193V232H192ZM206 233H207V232H206ZM225 233H226V234H225ZM234 233H235V232H234ZM37 234L39 235V237L43 235V238H45V240L48 239V240L45 241V240H43V238L41 237L42 240L45 241V242H44V247H45L44 249H41V248H43V247L36 248V247L34 246V245L36 244V242H34V240H37V239H38V237H37V239H35L36 236H38ZM59 234H62V235H61L62 237H60ZM114 234H115V235H114ZM116 234H117V235H116ZM118 234H119V236H118ZM121 234L125 235L126 237L123 236V238H124V239L127 238L128 241L123 239V240H121V241H122V242H121L120 240H118L117 238H119ZM140 234H141V233H140ZM143 234H144V233H143ZM147 234H148V233H147ZM153 234H154V233H153ZM193 234H195V233H193ZM198 234H199V233H198ZM208 234H209V233H208ZM245 234H246V233H244V236H245ZM49 235H50V234H49ZM51 235H52V233H51ZM53 235H54L53 237L56 238V240H57V236H56L55 234H53ZM74 235H75V234H74ZM96 235H97V234H96ZM144 235L147 236L146 234H144ZM149 235L151 236V233H149ZM157 235H158V236H157ZM165 235H166V234H165ZM199 235H200V234H199ZM204 235H205V234H203V236H204ZM215 235H216V236H215ZM224 235H225V236L227 235V239H225L226 237H225ZM232 235H233V234H231V236H232ZM20 236H21V240H20V238H18V237H20ZM64 236H65V235H64ZM91 236H92V235H91ZM94 236H95V235H94ZM121 236H122V235H121ZM145 236L142 237V238L144 239ZM168 236H167V237H168ZM178 236H179V235H178ZM187 236H188V238H189V235H187ZM219 236H220V237H219ZM242 236H243V235H242ZM242 236H241V237H242ZM244 236H243L242 238H244ZM50 237H51V236H50ZM74 237H76V236H74ZM92 237H93V236H92ZM112 237H114V238H112ZM140 237H141V236H140ZM148 237H149V236H148ZM148 237H147V238H148ZM161 237H162V235H161ZM184 237H183V238H184ZM192 237H193V235H192ZM194 237H195V236H194ZM229 237H230V238H229ZM72 238H73V237H72ZM76 238H77V237H76ZM76 238H75V239H76ZM78 238H79V237H78ZM108 238H109V239H108ZM138 238H139V236H138ZM142 238H141V239H142ZM159 238H160V236H159ZM159 238H158V239H159ZM162 238H164V235H163ZM162 238H160L159 240H162ZM165 238H166V237H165ZM178 238H180V237H178ZM183 238H181V239L184 240V242L186 243V240H188V239L186 238V240H185V239H183ZM190 238H191V236H190ZM196 238L198 239L199 236H196ZM228 238H229V239H228ZM242 238H241V239H242ZM52 239H53V238H52ZM98 239H97V241H98ZM152 239H153V237H152ZM152 239H151V240H152ZM158 239H156V240H158ZM168 239H169V238H168ZM170 239H171V236H170ZM170 239H169V240H170ZM175 239H174V240H175ZM181 239H179V241H181ZM208 239H210V238L208 237ZM39 240H41V239L39 238ZM39 240L37 241V245H36V246H40V244L42 243V241H41V243L38 244ZM56 240L53 239V241H56ZM82 240H83V239H82ZM130 240H131L132 242L129 244ZM144 240H145V239H144ZM154 240H155V239H154ZM159 240H158V242H159ZM163 240H165V239H163ZM171 240L174 241L173 239H171ZM202 240H205V239H202ZM216 240H217V239H216ZM242 240H243V239H242ZM51 241H52V240H51ZM57 241H58L57 243H59V240H57ZM74 241H75V240H74ZM90 241H91V240H90ZM117 241H118L119 243H117ZM124 241H125V243H123ZM126 241H127V242H126ZM145 241H147V240H145ZM167 241H168V240H167ZM175 241H176V240H175ZM195 241H196V240H195ZM195 241H194V242H195ZM205 241H206V242L208 241V243H209V240H205ZM210 241H211V240H210ZM239 241H240V242H239ZM239 241H238V243H239L240 246H241L243 242L241 243V240H239ZM149 242H150V240H149ZM152 242H153V241H152ZM154 242H155V241H154ZM154 242H153V243H154ZM156 242H157V241H156ZM158 242H157V243H158ZM170 242H171V241H170ZM177 242H178V241H177ZM177 242H174V245H176L175 243H177ZM191 242H192V240H191ZM194 242H192V243H194ZM196 242H197V241H196ZM196 242H195V243H196ZM199 242H201V241L199 240ZM202 242H203V241H202ZM202 242H201V243H202ZM214 242H215V240H214ZM214 242H213V243H214ZM229 242H231V240H230ZM245 242H246V241H245ZM245 242H244V243H245ZM252 242H253V241H252ZM256 242L259 243L260 241H256ZM49 243H50V241H49ZM57 243L55 242L54 244H57ZM66 243H67V242H66ZM69 243H72V244H73V241H70ZM69 243H68V244H69ZM88 243H89V244H88ZM97 243H98V242H97ZM100 243H99V245H100ZM109 243H110V244H109ZM115 243H117V246L115 245ZM150 243H151V242H150ZM157 243H156V245H157ZM171 243H172V242H171ZM179 243H182V242H179ZM179 243H178V244H179ZM188 243H189V241L187 242V244H183V245H187V246H188ZM197 243H198V242H197ZM201 243H199V244H201ZM203 243H204V242H203ZM211 243H212V242H211ZM211 243H210V244H211ZM223 243H224V244H223ZM249 243H251V242H249ZM253 243H254V244H250V245H252V247L256 246L255 241H254ZM50 244H51V243H50ZM74 244L76 245V243H74ZM111 244H112V245H111ZM146 244H147V242H146ZM146 244H145V245H146ZM151 244H152V243H151ZM199 244H198V245H199ZM215 244H216V243H215ZM239 244H237V246H239ZM259 244H261V243H259ZM51 245H53V244H51ZM81 245H82V244H81ZM81 245H80V246H81ZM122 245H123V246H122ZM124 245H125V246H124ZM128 245H129L130 247H129ZM142 245H144V242H143ZM142 245L140 246V248L142 247ZM154 245H155V244H154ZM172 245H173V244H172ZM172 245H171V246H172ZM189 245H190V243H189ZM194 245L197 246V244H194ZM201 245H202V244H201ZM205 245H206V243H205ZM228 245H231V246H232V247H230L231 250H229ZM244 245H245V244H244ZM253 245H254V246H253ZM41 246H43V245H41ZM110 246H111L112 248H111ZM119 246H120V247H119ZM127 246H128V247H127ZM137 246L139 247V243H138ZM147 246H148V245H147ZM147 246H145V247H147ZM151 246H152V245H151ZM187 246H186V247H187ZM191 246H193V245H191ZM191 246H190V248H189L190 250H188V251H191V252H188V251H187V252H188V253H187V252L185 251L184 253H186L187 255H188V254H189V255H191V254L194 255ZM210 246H212V245H210ZM237 246H236V249H237V250H238V249L241 250V248H239V247H237ZM258 246H259V245H258ZM121 247H125V248L123 249V248H121ZM178 247H179V248H180V247L182 248V245H181V246H178ZM184 247H185V246H183L182 249L180 248V249H181V252H177V250H175L176 253H178V254L180 253L179 256L182 255L181 257L185 256V254L183 255V253H182L183 251H182V250H184V249L187 250V249H188V248L186 249V248H184ZM199 247H200V245L198 246V248H199ZM206 247H207V245H206ZM206 247H205V248H206ZM212 247H214V246H212ZM241 247H243V246H241ZM245 247H246V251H247V249H248V251H252L251 253H253V251H255V249H254V250H253V249L250 250V246H249V244H248V247H247V242H246V246H244V248L242 249L243 251H244ZM259 247H260V246H259ZM261 247H262V246H261ZM261 247H260V248H261ZM51 248H52V247H51ZM51 248H50V249H51ZM55 248H56V247H55ZM61 248H62V247H61ZM61 248H60V252L63 253L62 251H63L64 249H62V251H61ZM109 248H110V250H109ZM118 248H121V249H122V252H123L126 248H128V249H126L123 253H121V251H120L121 249H118ZM142 248L144 249V247H142ZM154 248H155V246H154ZM164 248H165V247H164ZM173 248H175V247H173ZM193 248H194V247H193ZM201 248H203V247H201ZM208 248H209V247H208ZM224 248H225V249H224ZM255 248H257L256 250L259 249L257 246H256ZM52 249H53V248H52ZM85 249H86V248H85ZM117 249L119 250V253L117 252V251H118ZM129 249H130V251H129ZM134 249H136L135 246H134ZM147 249H148V248H147ZM149 249H150V248H149ZM151 249H153V248H151ZM177 249H178V248H177ZM206 249H207V248H206ZM212 249H210V252H212V251H211ZM222 249H224L225 253L223 252ZM263 249H264V248H263ZM108 250H109V251H108ZM154 250H155V249H154ZM196 250H197V249H196ZM200 250H201V249H200ZM239 250H238V251H239ZM261 250H262V248H261ZM57 251H58V250H57ZM128 251H129V252H128ZM172 251H174V250H172ZM205 251H206V250H205ZM208 251H209V250H208ZM218 251L215 253V255H217V253H219V254L221 253V252H218ZM246 251H245V252H246ZM258 251H260V250H258ZM112 252H113V253H112ZM115 252H116L117 254H116ZM146 252H147L148 254H146ZM149 252H150V250H149ZM155 252H156V251H155ZM194 252H195V251H194ZM198 252H199V251H198ZM213 252H214V250H213ZM213 252H212V253H213ZM262 252H263V250H262ZM45 253H46V254H45ZM49 253H50V252H49ZM51 253H52V252H51ZM51 253H50V254H51ZM61 253H59V251H58V253L56 252V254H60V255H61ZM80 253H81V252H80ZM93 253H94V252H93ZM93 253H92V255H93ZM127 253H128V255H127ZM156 253H157V252H156ZM156 253H155V254H156ZM173 253H174V252H173ZM181 253H182V254H181ZM195 253L197 254V252H195ZM208 253H209V252H208ZM208 253H207V254H208ZM237 253H238V252H237ZM239 253H241V251H240ZM248 253H249V252H248ZM251 253H250V254H251ZM254 253H255V252H254ZM254 253H253V254H254ZM56 254H55V255H56ZM114 254H115V255H114ZM123 254H124V255L126 254V255L124 256ZM135 254H136V253H135ZM135 254H134V255H135ZM144 254H142V255H144ZM150 254L153 255L154 253H152V251H151ZM157 254H158V253H157ZM169 254H170V253H169ZM178 254H176V255H178ZM198 254H199V253H198ZM203 254H204V253H203ZM219 254H218V255H219ZM229 254H231V253H229ZM234 254H236V252H235ZM244 254L246 255V253H244ZM260 254H263V253H260ZM62 255H63V254H62ZM132 255H133V254H132ZM145 255H144V256H145ZM151 255H150V256H151ZM170 255L172 256V254H170ZM187 255L185 256V258L187 257ZM213 255H214V254H213ZM218 255H217V256H218ZM241 255H243V254H241ZM251 255H252V254H251ZM80 256H81V257H80ZM97 256H96V257H97ZM103 256H105V259H106L107 261L104 260V257H103ZM108 256H110V257H109L110 260H109ZM112 256H114V257L116 256V257L114 258V257H112ZM118 256H121V257L124 256V257H123V259H121V258L119 257V258L121 259V260H120L119 258H117ZM144 256H143V257H144ZM171 256H169V257H171ZM173 256H174V255H173ZM194 256H195V255H194ZM196 256H198V255H196ZM219 256H220V255H219ZM221 256H222V254H221ZM239 256H240V255H239ZM239 256H238V257H239ZM243 256H244V255H243ZM92 257H93V256H92ZM94 257H95V255H94ZM94 257H93V259L96 258V257H95V258H94ZM111 257H112L113 259H112ZM135 257H136V258H135ZM146 257H145V258H146ZM153 257H154V256H153ZM155 257H156V256H155ZM198 257H199V256H198ZM201 257H202V256H201ZM206 257H207V256H206ZM210 257H212V256L210 255ZM213 257H214V256H213ZM225 257H226V256H224V258H225ZM238 257H237L236 259H238ZM124 258H125V259H124ZM175 258H176V257H175ZM179 258H180V257H179ZM179 258H178V259H179ZM183 258H184V257H183ZM183 258H182V259L180 258V260H181L180 262H181V263H182V260H183V263H182V264H186L185 262H187L188 264H191V263H193V262L195 261V259H196L197 257H196L195 259H193V257L191 258V256H189L188 258H186V260L183 259ZM189 258H190V260L193 261V262L189 263V261H188ZM207 258H208V257H207ZM214 258H216V257H214ZM217 258L219 259V257H217ZM222 258H223V257H222ZM224 258H223V261H222V262L218 261V259H216V260H217V262H218L219 264H226V263H227V264H229V263L232 264L233 261H232V260L230 261V258H228L229 260L227 259L228 262H226V261L224 260ZM241 258H242V257H241ZM56 259H57V260H56ZM83 259H81L80 261H82ZM87 259H88V258H87ZM87 259H85V262H86V261L88 262ZM93 259H91V255H90V261H91V262L89 261L90 264L93 263V262L95 263V260L93 261ZM111 259H112V260H111ZM114 259H115V260H114ZM132 259H133V258H132ZM135 259H138V260H135ZM153 259H155V258H153ZM161 259H162V258H161ZM169 259H170V258H169ZM172 259H174V258L171 257V260H170V261H172ZM176 259H177V258H176ZM176 259H174V261L177 262ZM202 259H203V258H202ZM211 259H212V258H211ZM211 259H210V260H211ZM231 259L235 260V258H233V257H232ZM41 260H43V261L40 262ZM66 260H69V261H66ZM99 260H100V259H99ZM108 260H109V261H108ZM122 260H123V261H122ZM144 260H145V261H144ZM196 260H197V259H196ZM207 260H208V259H207ZM210 260H209V261H210ZM239 260H240V259H239ZM80 261H78V262H80ZM92 261H93V262H92ZM96 261H97L96 263L98 264V260H97V259H96ZM102 261H101V262H102ZM125 261H126V262H125ZM136 261H137V262H136ZM153 261H154V260H153ZM167 261H168V260H167ZM174 261H173V262H174ZM178 261H179V260H178ZM184 261H185V262H184ZM197 261H199V259H198ZM204 261H205V260H204ZM213 261H214V260H212V264L214 263ZM229 261H230V262H229ZM235 261H236V260H235ZM249 261H252V260H249ZM44 262H43V263H44ZM83 262H84V260H83ZM83 262H80V263L83 264ZM124 262H125V263H124ZM130 262H131V259H130ZM176 262H175L174 264H177ZM215 262H216V261H215ZM223 262H224V263H223ZM238 262H239V261H238ZM243 262H244V261H243ZM43 263H42V264H43ZM76 263H77V262H76ZM99 263H100V262H99ZM132 263H131V264H132ZM143 263H142V264H143ZM178 263H179V262H178ZM218 263H217V264H218ZM44 264H45V263H44ZM69 264H70V263H69ZM78 264H79V263H78ZM87 264H89V263H87ZM102 264H105V263L102 262ZM128 264H130V263H128ZM138 264H139V263H138ZM140 264H141V263H140ZM168 264H170V262H169ZM171 264H173V263H171ZM193 264H194V263H193ZM198 264H199V263H198ZM201 264H202V263H201ZM207 264H208V263H207ZM238 264H240V263H238Z\"/></svg>",
	"mask_w": 264,
	"mask_h": 264
}]
</instances>
